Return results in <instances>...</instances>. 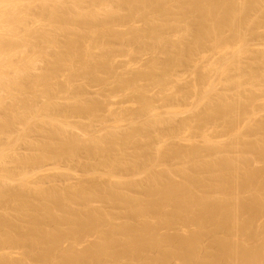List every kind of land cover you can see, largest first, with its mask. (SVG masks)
Listing matches in <instances>:
<instances>
[{"label": "rangeland", "instance_id": "rangeland-1", "mask_svg": "<svg viewBox=\"0 0 264 264\" xmlns=\"http://www.w3.org/2000/svg\"><path fill=\"white\" fill-rule=\"evenodd\" d=\"M42 1H44V0H42ZM46 1V0H45ZM50 1L51 0H49V3H50ZM64 1V0H63ZM77 1V0H76ZM76 1H74V2H76ZM89 1V3H90V0H88ZM88 1L87 0H85V1H81V2H84L83 4L82 3H78V1L75 3V4H77L78 3V5L80 4V5H85L86 6V2H87V5L88 6H91V8L92 7H94L93 8V11H95V10H97V12H95V13H92L93 11H92V9L90 8V7H88L87 8V6H86V10H88V13H87V11L85 10V9H83L85 6H83V7H81L80 5V7L83 9V10H85L86 11V13H85V11L83 12V10L82 9H80V8H78L77 9V11L75 10L76 9V5H74V3L72 4V0H65L64 2H65V9H66V11H65V9H63V11L61 10L62 8H63V6L62 5H64V4H61V5H59V8L60 9H57L56 11L58 12V10H60V11H62L63 13H61L60 11H59V13H57L56 11V16H53V15H55V14H53L52 12L48 15V12H50V9H49V11H48V9L46 10V11H44V9H43V11H42V9L41 8H38L37 7V9H35L36 8V4H32L34 7H32L33 9H35L36 11H37V13H38V11L40 12V10L39 9H41V14L43 13V12H45L46 14H44L45 15V21H47V19H46V17H49V18H51V22H47L48 23V25L50 24V23H52L54 20L56 21V19L58 18L60 21H63V19H64V23L62 22V24H60V23H58L59 21L57 20L56 22H55V24L56 23H58V24H56V25H54V26H52V25H50V26H48V27H45L46 29L48 28V29H50V30H52V31H54L53 33H51V31H47V30H45V32L47 33V32H49V33H51L53 36H54V41H57L56 43H53V42H51V41H53V40H51V37H53L51 34V36L48 38V36H47V34H45L44 33V29H42L43 27H42V25H41V27H40V25H39V23L40 24H43V25H45L46 26V23L44 24V22H40L41 20L43 21L44 20V16L42 17V19L40 20L38 17L40 16V18H41V14L39 13L38 15L37 14H33L34 13V11L32 12V8H31V6H30V8H28V9H32L31 10V12H32V16L30 15L31 14V12H27V13H29L28 15H30L31 17H33L32 19H35V20H33L34 22H32V21H30L28 18L26 19V21L28 22V23H22V27H23V24H25L24 25V27H28L29 25L31 26V31L33 32V34H34V32H36V31H33V30H36V28H37V26L39 27L38 29H40L41 31H43V32H41L40 30H38L37 29V31H38V33H37V35L38 34H40L41 36H40V38H39V36H38V38H37V35H36V37H35V39L37 40H34V42L32 41V42H30V41H28L29 40V38L30 39H34V37L32 36H30V34L32 35V32H30V28H25L26 30V32L27 33H30V34H27L26 32V34L25 33H23V34H20V33H18V32H20L19 30L17 31V34H16V28H20L21 30H23V28L22 27H20L21 26V24H18V22H17V24H18V26L16 27L15 26V24H16V21H15V19H14V17H17V16H19V15H21V14H19L20 12L21 13H24L25 15H26V17L28 16L27 15V13H25V9L23 10L22 8V10H23V12L22 11H20L19 9H18V11H20L19 13H17L16 15H14V16H12V18L14 19H12L13 21H15V24H13L12 26L10 25V24H12V23H9L8 24V26L10 25L11 27H13L14 28V26L16 27L14 30H13V28L12 29H10V31H14L15 33L14 34H12V32L10 33V34H12L11 35V37L12 36H14V35H18V34H20V35H27V36H25V37H27L28 38V35L30 36L28 39L27 38H24V39H26L27 40V42L28 43H30V44H28L27 42H26V45H25V42L24 41H26V40H24L23 39V37H21L20 39H18V37L16 36L15 37V39H14V41H13V38L14 37H12V39L10 38V36H9V38L15 43H13L12 41V43L13 44H11V42H10V44L7 42V44H6V40H9V38H4V40L2 39L3 37H5V36H1L2 38H0L1 40H3L2 41V43L4 42V44H3V46H6L7 47V45H9V47H11V48H13V49H9L8 47V50H12V51H16L17 52V48L19 49L18 50V52H21V53H19L18 54V52L16 53V52H14L15 53V55H13L14 57H15V61L13 62V61H10V63H13V65L15 66L16 65V62H18V61H20L19 62V65H21V64H23L24 62H25V60L27 59L28 60V56L33 60V58L34 57H36L35 55L37 54L38 55V53H39V55H38V57L40 58H35V59H37L36 60V62H34L35 64H36V66H35V64H33V62L31 63L30 62V60L29 61H27L28 63H29V67L31 68V69H28L27 71H26V68H25V63L23 64V66H19V67H24V68H22L21 70H19V72L20 71H22L21 73L23 74H20L19 72H18V75L16 74V71L14 70L13 71V66H12V64H11V68H12V72H15V74L14 73H12L11 72V75H10V73L8 74V72H10V71H8V70H10L11 68L9 67V69L8 68H6L7 69V72H6V70L5 69H2L1 67V69L3 70V72H4V74H6L8 77L7 78H12L11 80L13 81V86H11V84H9L12 88L11 89H8V87L10 88V86H6V85H4V87H2L1 88V90H0V102H2V100H4V102H2V104L0 103V149L1 150H3V151H1L0 150V176H4V174L6 175V174H8V173H12L11 175L9 174V175H7V176H10V177H8V180L10 179V182L9 181H6L7 183H5V182H2V180L4 181V180H6L7 179V176H5V179H3L4 177H2V178H0V182H1V186H0V190L3 188L4 190H11L10 188H12V190L15 192V193H17V195H16V198L14 199V200H11V201H19V200H21L22 201V199H23V201L26 199V197H27V199L29 200V202H31V200L32 201H34L35 202V206H37V205H39L40 207H42L43 205H42V203L44 204V203H50L49 202V200L51 201V199H48L49 197H54L55 196V194L54 193H52L53 194V196H48V198H47V196H46V201H48V202H46L45 201V198H44V196L46 195V194H44V192H42V191H45V190H43V188L44 189H46L47 191H51V192H53V190H54V188H56V187H58V188H56V190H59V191H57V192H59L58 193V195H57V193H56V200H57V198L59 199V198H61L62 196L61 195H63V194H65V192L67 191V189H69L68 191H70L71 189H72V191H73V193H72V191H71V195H73V194H75V192H74V190L75 191H79L80 190V188H83L82 190H83V192H84V194L86 193L85 192V190L86 189H90V190H88L87 191V193L86 194H88V195H86L85 194V196L83 195V192L81 193V191L79 192V193H81V194H76V196H79V197H75L74 195H73V197L72 196H70V197H68L67 195L69 194L68 192L66 193V195L65 196H63V197H65L66 198V196H67V198L68 199H72L71 200V202L72 201H75V203L77 204H79V203H81V205L84 203V202H86L85 204H83L84 206H85V208L86 209H88L89 208V210H86V209H82L80 206L81 205H79L78 207L79 208H77V207H75V204H71V202L69 203V207H68V203H66L67 204V206H66V208L65 207H62V208H65L66 210H67V207H68V209H70V210H72V206L73 207H75V209H76V211H78V212H80L81 210H80V208L82 209V211H83V213L85 212V214L86 213H89L90 212V214L92 213L91 212V210H93V212H94V214H96V211L95 210H97L98 211V213H100L99 214V216H101V213H103L102 211H104L105 212V210H106V212L110 209V211H108L107 213L109 214L112 210V212L114 213V215L117 213V212H119V213H117L116 215H117V217H116V215H115V218L116 219H113L112 217H110L113 213H111V215L109 214V218H111V220L110 219H108V220H110L109 222H108V224L109 225H111V226H109V225H107V226H105V227H111L112 228V226L114 227H116V225H124V223H127L128 221V217H129V222L130 223H132L134 226H135V224L136 223H138V222H136V221H138V218H139V221H140V219H141V223H143L142 222V220H143V218L144 217H147L146 219H148L149 221H147L145 218V220H144V222H149V223H154L155 222V224H157L156 222H159V221H157V220H159V219H162V218H160V216L162 217L165 213L164 212H167V211H161V212H158L159 213V215L157 214L156 215V217L154 218V216L152 215V214H155V213H153V212H145L144 211V215L143 216H131V215H128V217L126 218V221L127 222H125L124 221V219H125V216L124 215H126L127 216V214L129 213V209H128V206H127V208H126V205H125V203L123 202V201H125V200H127V198L126 197H124V196H127L128 195V191L130 190V194H129V196L130 197H136L135 195H138V194H140V196L138 197L139 199L141 198V199H143V198H146L148 195H145V193L143 194V192H147L148 190H151V188H153V187H151L152 185H151V182H148V181H150L149 180V178L147 177V176H151L152 174V172H154L153 173V175L152 176H156V174L159 172L160 173V178H161V180H164L165 179V177L167 178V175L166 174H168V179L166 180V182L167 181H173V179H174V181L172 182V183H176V182H178V180H179V182L178 183H180V179H181V182H182V178H180V177H178L179 175L176 173V171H175V168H176V170L178 171L179 169H181L182 167H181V165H183V168H182V170L184 169L185 170V167L186 166H184V162H183V160H181V158H180V160L178 159H176V158H174V156H172V157H170V156H168V152L169 151H171V147H177V148H179V146L181 147V145H182V147L180 148V149H182V148H184L185 146L187 147L188 146V148L186 149V147H185V149H186V151H185V153H186V157L187 158H190L189 159V161L191 162V161H193V159H191V156L193 155V152H196L197 150V154L195 155H193V157L192 158H194L195 159V157L194 156H196V158H197V155H203L201 158H205L204 160H207V158H208V162H213V160L214 161H216L217 159H214V157L212 158L211 157V154H212V156H214L213 154H217V156L218 155H220V152H219V154L217 153V152H214V153H212L211 152V154L209 153V152H207V148H202L201 146H203L204 147V145L203 144H205V143H203V139H202V137H201V135L199 136H197L196 134H198L199 132L202 134V132L203 131H205V133H208L209 131V133L211 134L209 137H215L214 139H217V140H215L216 142L218 141V139H219V141L220 140H222V138H223V142L222 141H220V142H222V143H220V144H223L224 143V145L227 143H229L228 141H230L231 142V140L232 139H226V136H231V135H233V132L235 131V130H233V128L231 127V129H230V127H229V129H228V124H227V118L225 119V117H223V116H220L221 118H216V119H214V120H211V121H205L204 123H208L207 125L205 124L204 125V123H202L201 125H200V123L198 122V118H197V116H196V118L197 119H195V115H196V113L198 112V111H200V109L202 110V109H204L210 102L209 101H212L211 99H213V97H215V96H217V94H216V92L218 91V88H222V86H224L221 90H220V92L223 90V89H225V85H223L224 83H223V81H227L226 79H228V77H227V75L228 74H226V73H230V71L229 70H231V69H234L236 72H233V70L231 71V73L229 74V77L231 78L233 75V79H234V77H236V75L238 76L239 75V73H240V75H243V73H244V75H245V77H246V74L248 73V74H258V76L259 77H262L263 76V78H264V55H263V53H264V47L262 46V45H264V17H263V19H262V16H264V15H262V12H263V10H261L260 9V7L257 9H254L253 11H250L249 13V15H248V21L246 22V23H244V25H243V27H241L240 29H241V31H240V33H242V31H243V35H242V37H240L241 38V42H240V40H239V42H235V46L233 47V46H231V49H232V51H231V49H229L228 48V50H227V48H225L224 50L226 51V52H228V54H230L229 56H228V54L226 55V52H222V50L220 49H216V47L217 46H220V47H224V45H225V41L227 40H233V38H235L234 37V35L233 34H235L236 32L235 31H233V30H235L234 29V27L233 28H231V25H225V27H223L222 28V34H224V40H222V42L220 43V41L218 42V43H216V41H215V38H214V44H213V42H212V44H211V41H213L212 39H213V37H211L207 42H210V43H207V42H205L203 45H201V46H197V45H194L193 43H196L195 41H196V37L194 38V35L196 36V27H195V24L192 22L191 23V21H188L187 19H185V20H187L188 21V23H187V21H182L179 17L180 16H177V15H179L180 13H178V11L180 12V5H178V7H176V5L175 6H173L172 7V9L170 10V14H168L169 12H160L159 13V15H158V12H154V10L153 9H147V11H146V7L144 8V6H143V9H141L142 8V6H140L139 8L138 7H135V9H132L131 7H133L134 8V6H131L129 3H127V6H129V7H126V3H125V1L123 0H119L120 2H116L115 0H111V3H114L111 7H112V9L114 10H111V7L109 6V7H107L108 8V10H109V12H108V10H107V8H105L106 6H108L107 4H110L109 2H110V0H107L108 1V3L105 1V0H100V1H98V0H96L95 2H93L92 0V2L91 3H93V4H91V5H89V3H88ZM105 2V4H102L101 5V2ZM114 1V2H113ZM55 2V1H54ZM54 2H53V0H52V3L54 4ZM122 2V3H121ZM124 2V3H123ZM34 3H35V1H34ZM39 3H41V2H39ZM39 3L37 4V5H39ZM43 3V2H42ZM47 5H49L47 2H45ZM52 3H51V5H52ZM62 3V2H61ZM96 3H99V5L98 4H96ZM119 3V4H118ZM262 3H264V0H262ZM71 4H72V6H71ZM95 4H96V7L98 6H100V7H102L103 8V10H107V12L106 11H104L103 12V10H102V12L104 13V15H106V13H107V15L110 13V10H111V12L112 13H114L115 12V14H112L111 13V15H113V20L115 21V20H118V21H116L117 22V24H113L112 25V23H114L113 22V20H112V18H110L109 17V21H107V22H104V21H106L107 19L106 18H108V16L110 15H106V16H104L102 13V15L101 16H99L98 15V13H100V11L101 10H98V9H95L96 7H95ZM120 4H122L123 6H121ZM125 4V5H124ZM181 4V3H180ZM182 4H185V3H182ZM45 5V4H44ZM46 5V6H47ZM74 5V6H73ZM94 5V6H93ZM103 5H105V7H103ZM263 5V4H262ZM40 6V5H39ZM43 6V5H42ZM46 6H43L42 8H47ZM53 6V5H52ZM52 6L50 7V5H49V8H51L52 10L51 11H54L55 10V8L53 7L52 8ZM61 6H62V8H61ZM67 6H69V7H72L73 9L71 10V9H67L66 7ZM118 6V7H117ZM41 7V6H40ZM97 7V8H98ZM262 7H264V6H262ZM105 8V9H104ZM110 8V9H109ZM119 8V9H118ZM127 9V11H124V10H126ZM128 8H129V10H128ZM138 8V9H137ZM176 8H179V9H176ZM181 8H183V5H182V7ZM27 9V10H28ZM82 10V11H80V10ZM91 9V10H90ZM100 9V8H99ZM119 11H118V10ZM122 9V10H121ZM130 9H132V10H135V11H132L131 10V12H133V13H128L129 11H130ZM29 10V11H30ZM89 10H90V12L92 13V15L94 14L95 16L92 18V17H90V16H92L90 13H89ZM141 10V11H140ZM152 10V11H151ZM173 10V11H172ZM257 10V11H256ZM36 11H35V13H36ZM72 11H74V12H72ZM80 11V12H79ZM138 11V12H137ZM255 11V12H254ZM262 11V12H261ZM66 12V13H65ZM70 12V13H69ZM77 14H76V13ZM83 12V13H82ZM118 12V13H117ZM122 12V13H121ZM135 12V13H134ZM139 12H141V13H139ZM145 12V13H144ZM147 12V13H146ZM149 12V13H148ZM175 12H177V13H175L176 15H174V13ZM62 15H61V14ZM65 13V14H64ZM72 13V14H71ZM75 13V14H74ZM96 13H97V15H96ZM128 13V14H127ZM139 13V14H138ZM153 13H154V15H153ZM164 13H165V16H164ZM19 14V15H18ZM53 14V15H52ZM68 14L70 15L69 17H67L68 16ZM75 15L76 17H74V16H72V15ZM80 14V15H79ZM87 15V17H90L89 19H90V21H95V23H93V24H91V22L89 21V19L88 18H86V20H87V22H85L86 20H85V17L86 16H82V17H84V18H81V15ZM117 14V15H116ZM127 15V20H128V22H126V19H125V17H124V15ZM138 14V16H135V15H137ZM152 15V16H150L149 17V15ZM161 14H162V16H161ZM167 14H168V16H167ZM38 17H37V16ZM62 17H61V16ZM65 15H66V18H65ZM77 15H79L80 16V18L81 19H84V20H82L81 21V19H78L79 18V16L77 17ZM89 15V16H88ZM123 15V16H122ZM133 15V16H132ZM171 15V16H170ZM24 16V15H23ZM35 16L38 18H35ZM53 16V17H52ZM74 17L75 18V22H74V18H72V17ZM102 16H104V17H106V18H104V17H102ZM118 18H117V17ZM122 16V18H120ZM131 16H132V18H131ZM146 16H147V18H146ZM170 16V17H169ZM175 16H177L178 17V19H177V17H175ZM11 17V16H10ZM21 17V16H20ZM25 17V18H26ZM30 17V18H31ZM96 17V18H95ZM98 17V18H97ZM99 17H102V20H100L99 21ZM116 17V18H115ZM124 17V18H123ZM140 17V18H139ZM152 17H154V19L152 18ZM159 17H161V18H159ZM165 17V18H164ZM167 17V18H166ZM175 19H174V18ZM254 17V18H253ZM258 17V18H257ZM19 18V17H18ZM24 17H23V19H25ZM48 18V19H49ZM63 18V19H62ZM70 18L72 19V22H71V24H70ZM172 18L174 19V20H176V22H174V20L172 21ZM10 19V20H11ZM20 19H22V18H20ZM19 19V20H20ZM69 20V22H67L68 20ZM92 19V20H91ZM94 19H97V21L96 20H94ZM120 19L122 20L121 22H119L120 21ZM147 19V20H146ZM163 19H167V20H163ZM11 20V21H12ZM36 20H39L38 22H36ZM124 20V21H123ZM132 20V21H131ZM177 20H180L181 21V23H180V21H177ZM262 20V21H261ZM10 21V22H11ZM25 20H24V22H26ZM49 21H50V19H49ZM66 21V22H65ZM92 21V22H93ZM157 21V22H156ZM159 21V22H158ZM162 21V23H160ZM164 21H166L167 23L170 21V22H172V25L170 24V22L168 23L169 24V26L168 27H166V25H168L166 22H164ZM217 22L218 24L220 23V22H218L217 20L215 21V20H211V22ZM253 21V22H252ZM29 22H31V24L29 23ZM100 22V23H99ZM112 22V23H111ZM115 22V23H116ZM163 22L164 23H166V24H164L163 25ZM177 22H178V24H177ZM183 22V23H182ZM184 22H185V24H184ZM251 22V23H250ZM8 23V22H7ZM14 23V22H13ZM70 25H69V24ZM90 23V24H89ZM108 23H110V24H108V25H112V26H108V27H106L107 26V24ZM119 23V24H118ZM149 23V24H148ZM153 23V24H152ZM216 23V24H217ZM26 24H29L28 26H26ZM34 24V25H33ZM65 24H67V27L65 26ZM73 24H75L76 26H73ZM81 24V25H80ZM102 26H101V25ZM104 24V25H103ZM156 24V26L157 27H154L153 28V26ZM163 26L162 28H160L161 27V25ZM182 24H184V25H182ZM57 25H60L59 27L60 28H58V26ZM63 25V26H62ZM92 25V26H91ZM118 25V26H117ZM124 25V26H123ZM153 25V26H152ZM158 25H159V27H158ZM171 25V26H170ZM186 25V26H185ZM192 25V26H191ZM33 26H36V28L35 27H33ZM56 26H57V30L58 31H56ZM62 26V27H61ZM105 26V29H102L103 27ZM114 26V27H113ZM116 26V27H115ZM126 26V27H125ZM189 26V27H188ZM230 26V27H229ZM10 27V28H11ZM50 27H52V28H50ZM64 27H66L63 31H62V29L64 28ZM74 27V28H73ZM76 27H78L77 29H76ZM84 27V28H83ZM111 27H113V28H116L115 30H114V33L115 34H113V33H111V32H113V31H111ZM119 27V28H118ZM135 27V28H134ZM152 27V28H151ZM187 27V28H186ZM32 28H34V29H32ZM93 28V29H92ZM106 28H108L107 29V31H108V33H110V34H108V33H106L107 34V37L105 38L104 37V35H105V32H107L106 31ZM110 28V29H109ZM129 28V29H128ZM153 29V30H157V29H159V30H157V31H153L152 30V37H151V35H150V33H151V30H148V29ZM182 28V29H181ZM186 30H190V32H193V33H191L190 34V32L189 33H185V32H187V31H185V29ZM67 29H69V31L67 30ZM72 29H73V31H72ZM75 29H76V31H75ZM88 29H89V31H91V33L88 31ZM91 29V30H90ZM99 29H100V31H99ZM119 29V30H118ZM79 30H80V33H82V34H80V33H78L79 32ZM85 30H87V31H85ZM92 30H94V32H92ZM130 30V31H129ZM136 30H137V32H136ZM146 30H148V31H150V32H147ZM160 30H162V31H160ZM184 30V31H183ZM3 31V30H2ZM5 31H9V30H5ZM5 31H3L2 32V34L3 33H6ZM29 31V32H28ZM74 31H75V33H74ZM84 31H85V33H84ZM96 31L98 32V33H96ZM118 31V35H117V32ZM122 31V33H120ZM125 31H126V33H125ZM135 31V32H134ZM145 31H146V34H145ZM159 31V32H158ZM180 31V32H179ZM181 31H183V32H181ZM1 32V31H0ZM39 32H41V33H39ZM62 32V33H61ZM102 32V33H101ZM156 32V34L158 35H156V34H153V33H155ZM172 32V33H171ZM175 32V33H174ZM252 32V33H251ZM42 33H44L45 35L43 36L42 35ZM48 33V34H49ZM56 33H57V35H56ZM66 33V34H65ZM71 35H75L74 37H75V39L73 38V36H71ZM89 33V34H88ZM93 33V34H92ZM104 33V34H103ZM133 33V34H132ZM139 33V34H138ZM148 33V34H147ZM179 33V34H178ZM182 33V34H181ZM186 35H185V34ZM1 34V33H0ZM8 34V33H7ZM36 34V33H35ZM82 36L83 34V36L81 37L80 35ZM88 34V35H87ZM101 34V35H100ZM111 34H113V35H111ZM119 34H121V36L119 35ZM128 34H129V36H128ZM131 34H132V36H131ZM171 34V35H170ZM245 34L248 36V37H246L245 36ZM78 35V36H77ZM90 35V36H89ZM115 35V36H114ZM124 35H126V36H124ZM134 35H138L137 37L136 36H134ZM140 35V36H139ZM150 35V36H149ZM155 37H154V36ZM176 35V36H175ZM179 35V36H178ZM6 36H8V35H6ZM68 36V37H67ZM70 36H71V38H70ZM110 36V37H109ZM112 36V37H111ZM119 36L120 37H122V38H119ZM125 38H124V37ZM128 36V37H127ZM157 36V37H156ZM160 36V37H159ZM182 36V37H181ZM227 36V37H226ZM20 37V36H19ZM76 37H78L79 39H81V42H80V40L79 39H77ZM115 37V38H114ZM142 37V38H141ZM145 37V38H144ZM156 38V40L154 39V38ZM160 38V40H158L159 38ZM246 37V38H245ZM46 38H47V40H49V41H47L49 44H47V42H46ZM56 38V39H55ZM67 38H68V40H67ZM71 40H70V39ZM74 40H73V39ZM82 38H84V39H82ZM118 38V39H117ZM185 38V39H184ZM21 40V39H23L22 41L24 42V44L23 45H21L23 42L22 41H20V42H16V41H18V40ZM32 39V40H33ZM77 39V40H76ZM92 39V40H91ZM95 39V40H94ZM100 39H101V41H100ZM108 39V40H107ZM155 41H154V40ZM244 39H245V41H244ZM259 39V40H258ZM61 40V41H60ZM67 40V41H66ZM77 41V43H76V41ZM107 40V41H106ZM111 40V41H110ZM167 40V41H166ZM80 43H79V42ZM83 41V42H82ZM99 41V42H98ZM103 41H105V42H103ZM161 41V42H160ZM194 41V42H193ZM224 41V42H223ZM251 41V42H250ZM68 42V43H67ZM73 42H75V43H73ZM87 42V43H86ZM159 42V43H158ZM246 42H248L247 43V45H246V47H247V49L246 48H242V47H244L245 46V44H246ZM250 42V43H249ZM63 43V44H62ZM71 43V44H70ZM79 43V44H78ZM104 43V44H103ZM109 43V44H108ZM158 43V44H157ZM161 43V44H160ZM186 43V44H185ZM27 44H28V46H27ZM53 44V45H52ZM54 44H55V46H59V47H55L54 46ZM66 44H69L68 46L66 45ZM74 44H75V46H76V44H78L77 46H79V48L80 49H78V47H76V48H73V47H75L74 46ZM81 44V45H80ZM108 44V45H107ZM146 44V45H145ZM153 44V45H152ZM182 44V45H181ZM210 44H211V47H212V45H214L213 47L214 48H211L210 49ZM217 44V45H216ZM220 44V45H219ZM239 44H240V46H239ZM262 44V45H261ZM11 45V46H10ZM15 45V46H14ZM19 45V46H18ZM32 45V46H31ZM63 45H64V47H63ZM66 45V46H65ZM72 45V46H71ZM82 45H86V48L84 47V49H86L87 50V52H85L86 50H81L82 48H83V46ZM90 47H89V46ZM158 45H159V47H158ZM161 45V46H160ZM208 45V46H207ZM222 45V46H221ZM242 45V46H241ZM251 45V46H250ZM256 45H257V48H256ZM258 45H259V47H258ZM1 47H2V44L0 45ZM14 46V47H13ZM26 46V47H25ZM107 46V47H106ZM123 46H124V48H123ZM173 46H174V48H173ZM192 46H193V49H192ZM216 46V47H215ZM248 46H250V50H248ZM262 46V47H261ZM25 47V49H23V48ZM34 47V48H33ZM40 47V48H39ZM45 47V48H44ZM51 47V48H50ZM53 47V48H52ZM65 47H66V51H65V53H64V50H65ZM67 47H68V49H67ZM87 47H88V49H90V50H88L87 49ZM103 47V48H102ZM111 47V48H110ZM156 47V48H155ZM166 47V48H165ZM168 47V48H167ZM233 47V48H232ZM239 47H241L243 50L241 51L240 49H239V51H238V48ZM253 47V48H252ZM5 48V47H4ZM3 48V50L5 51V53H3L2 51V53H0V55H1V57H2V54H3V56L4 55H7L8 53H9V51H6V49H4ZM16 48V49H15ZM26 48H28V49H26ZM50 48V49H49ZM55 48V49H54ZM62 48V49H61ZM69 48H73L72 50H71V52L69 53V51H70V49ZM151 48H152V50H151ZM153 48H154V50H153ZM158 48V49H157ZM201 48V50H199ZM235 48V49H234ZM237 48V49H236ZM261 50H260V49ZM15 49V50H14ZM22 49V50H21ZM49 49V50H48ZM77 51H76V50ZM99 51H98V50ZM106 49V50H105ZM119 49H121V50H119ZM143 49V50H142ZM165 49V50H164ZM179 49H181V50H179ZM182 49H184V50H182ZM213 49V50H212ZM216 49V50H215ZM244 49H246V51L244 50ZM0 50H2V49H0ZM58 50H59V52H58ZM60 50H61V52H60ZM68 50V51H67ZM74 50V51H73ZM79 50V51H78ZM80 50H81V52H80ZM122 50H123V52H122ZM125 50H126V52H125ZM149 50V51H148ZM163 50V51H162ZM169 50H171V51H169ZM179 50V51H178ZM206 50V51H205ZM221 51L222 52V54L219 52V51ZM238 51V53L239 54H236L237 53V51ZM251 50H253V51H251ZM31 51H33V52H35V55H34V53H33V58H32V56H30L31 55V53L30 52ZM39 51V52H38ZM41 51V52H40ZM90 51V52H89ZM93 51V52H92ZM95 51H96V53H95ZM185 51V52H184ZM194 51V52H193ZM213 51H214V53H213ZM23 52V53H22ZM63 52V53H62ZM68 52V53H67ZM72 52H74L73 54H72V56L73 57H71V53ZM78 52V54H75V53H77ZM79 52H80V54H79ZM85 52V53H84ZM91 54V56H90V54ZM133 52V53H132ZM135 52V53H134ZM138 52V53H137ZM153 52V53H152ZM177 52H179V53H177ZM182 52L185 54H182ZM210 52H211V54H210ZM230 52V53H229ZM233 52V53H232ZM236 52V53H235ZM240 52H246L247 53V55H246V53L244 54V57H245V55H246V57L245 58H243L242 57V55H241V57L240 58H243V60L241 59V61H240V59L238 58L239 56H240V54H243V53H240ZM250 52V53H249ZM253 54H252V53ZM14 54L13 52H10L9 54L10 55H12V54ZM25 53H28V55L27 54H25ZM42 53V54H41ZM51 53V54H50ZM63 54L62 56H61V54ZM93 53V54H92ZM99 53V54H98ZM102 53V54H101ZM136 53H137V55H136ZM141 53V54H140ZM167 53V54H166ZM177 53V54H176ZM213 53V54H212ZM220 53V55H221V57H220V55H218ZM232 53V54H231ZM236 54V56L235 57H237L238 58V61H237V58H236V61L235 62H238L239 64H237V63H234V58H233V60L231 61V62H233L232 64L235 66L236 64L237 65H239V67L237 68V65L235 66V68L233 67V68H231L230 66H228V65H232L231 63H230V61H229V64H227V69H228V72L226 71L227 69L225 68V66H226V64H225V62L227 63V61H225L224 63H223V61H222V59L221 58H225L226 60H228V59H230L229 57L230 56H234L235 54ZM249 53V54H248ZM262 53V54H261ZM8 54V55H9ZM23 54V55H22ZM30 54V55H29ZM46 54V55H45ZM65 54H67V56L65 55ZM69 54V55H68ZM84 54H89L88 56L86 55V57H85V55ZM129 54V55H128ZM161 54V55H160ZM164 54V55H163ZM173 56V57H175L174 59L177 61V63H175L174 64V62H175V60L171 57V55ZM183 55V56H181V55ZM224 54H225V56H224ZM260 54V55H259ZM7 55V56H8ZM9 55V56H10ZM18 55H19V57H18ZM65 55V56H64ZM76 56V58H75V56ZM80 55V56H79ZM84 55V56H83ZM103 55V56H102ZM106 55V56H105ZM126 55V56H125ZM128 55V56H127ZM163 55V56H162ZM176 55V56H175ZM192 55V56H191ZM215 55H217V57H215ZM239 55V56H238ZM262 55V56H261ZM6 56V57H7ZM9 56H8V58H9ZM47 56V57H46ZM52 56V57H51ZM98 56V57H97ZM179 56V57H178ZM224 56V57H223ZM226 56H228L227 58H226ZM258 56V57H257ZM260 56V57H259ZM17 57V58H16ZM54 57V58H53ZM59 59H58V58ZM62 57H63V59H62ZM66 57V58H65ZM84 57V58H83ZM89 57H91L89 60H88V58ZM101 59H100V58ZM105 59H104V58ZM106 57H108V58H106ZM110 57L112 58V59H110ZM167 57H168V59L169 60H167ZM172 59H171V58ZM206 57V58H205ZM208 57V58H207ZM220 59H219V58ZM252 57V58H251ZM4 59H3V61H0V64H2V67H6L5 66V64L6 65H8L9 64V62H4V60L5 59H7V58H5V56L3 57ZM13 58V57H12ZM11 58V59H12ZM22 58H23V60H22ZM54 59V61H53V59ZM70 58H72V60L70 59ZM131 58V59H130ZM181 58H182V63H181ZM195 58V59H194ZM214 58V59H213ZM231 58V59H232ZM263 58V59H262ZM35 59H34V61H35ZM61 59V60H60ZM80 59V60H79ZM83 59V60H82ZM115 59V60H114ZM230 59V60H231ZM0 60H2V58L0 59ZM51 60V61H50ZM55 60H56V62H55ZM79 60V61H78ZM86 60L88 61V63H86ZM94 60H95V62H94ZM108 60V61H107ZM111 60V61H110ZM171 60V61H170ZM206 60V61H205ZM213 60H216L215 61V63L213 62ZM221 60V62H219ZM224 60V59H223ZM259 60V61H258ZM263 60V61H262ZM6 61H8V60H6ZM53 61V62H52ZM58 61V62H57ZM61 61V62H60ZM64 61V62H63ZM75 61H76V63H75ZM98 61V62H97ZM100 61H102L103 63H106V62H104V61H107V63H106V65L105 64H103V63H100ZM113 61V62H112ZM117 61V62H116ZM154 61V62H153ZM167 61H170V62H167ZM195 61V62H194ZM210 61L211 62H213L215 65H219V63H221L222 65L224 64L225 66H222V68H221V71H218V70H220V68L219 67H221V64L219 65V67H218V70H217V67H216V70H215V65L213 64V63H210ZM5 64H4V63ZM66 62V63H65ZM70 62V63H69ZM80 62H82V63H80ZM108 62H110V63H108ZM131 62V63H130ZM153 62V65L152 64H149V63H152ZM164 62H165V64H164ZM171 62H172V64H171ZM208 62V64H206ZM218 62V64H216ZM242 62V63H241ZM8 63V64H7ZM49 63V64H48ZM53 65V63H54V65L52 66L51 64ZM60 63H62V64H60ZM66 64V67L68 68H66L65 67V64ZM69 63V65L70 64H72V65H70L71 67H70V69H69V65H67ZM78 63V64H77ZM79 63H80V65H79ZM155 63V64H154ZM157 63V64H156ZM160 63V64H159ZM168 63H170V64H168ZM3 64H4V66H3ZM56 64V65H55ZM58 64V65H57ZM60 64V65H59ZM75 64V65H74ZM85 64V67H83V65ZM113 64V65H112ZM132 64V65H131ZM171 65V66H169L168 67V65ZM206 64V65H205ZM245 64V65H244ZM18 65V64H17ZM27 65V64H26ZM49 65V66H48ZM87 65V66H86ZM97 65V66H96ZM105 65V66H104ZM124 65H125V67H124ZM136 65H137V67H136ZM150 65V66H149ZM156 67H155V66ZM159 65V66H158ZM164 65V66H163ZM209 65H210V67H211V65H214V67H212V68H214L213 70H212V68H210L209 67ZM247 65H249V66H247ZM261 65V66H260ZM1 66V65H0ZM31 66H33V67H31ZM55 66H59L60 68L59 69H57L58 67H55ZM73 66V67H72ZM77 66V67H76ZM95 66V67H94ZM99 66H101V67H99ZM104 66V67H103ZM161 66V67H160ZM174 66V67H173ZM207 66V67H206ZM240 66H241V68L243 69V71H245L246 72V74H245V72H242V69H240ZM16 67V66H15ZM14 67V68H15ZM18 67V66H17ZM18 67V68H19ZM26 67H28V66H26ZM28 67V68H29ZM52 67H54V68H52ZM120 67V68H119ZM148 67V68H147ZM151 67H155V71L153 72L151 69ZM159 67L161 68V69H159ZM231 68V69H229V68ZM33 68V69H32ZM35 68V69H34ZM37 68V69H36ZM66 68V69H65ZM85 69V70H82V69ZM117 68V69H116ZM139 68V69H138ZM157 68V69H156ZM166 68V69H165ZM170 68V69H169ZM176 68V69H175ZM194 68V69H193ZM207 68L209 69H211L212 71H214V73H212L211 71H208L207 70ZM223 68H225L226 70H224ZM251 68V69H250ZM254 68V69H253ZM53 69H56L57 71H55V70H53ZM122 69V70H121ZM124 69V70H123ZM128 69V70H127ZM136 69V70H135ZM169 69V70H168ZM206 69V70H205ZM223 69V70H222ZM238 71H240V72H238ZM5 70V71H4ZM25 70V71H24ZM37 70H39V72L37 71ZM48 70L50 71V72H48ZM73 70V71H72ZM75 70V71H74ZM183 70V71H182ZM247 70V71H246ZM253 70H255V73H254V71ZM23 71H24V73H23ZM30 71V72H29ZM46 71V72H45ZM53 71V72H52ZM67 71V72H66ZM144 71V72H143ZM160 71H162V72H160ZM165 71V72H164ZM185 71V72H184ZM206 71V72H205ZM222 72V71H226V73L224 72H222L224 75H226V76H224L222 73H220V74H218V73H216V72ZM252 71V72H251ZM258 71V72H257ZM6 72V73H5ZM45 74H44V73ZM79 72H81V73H79ZM84 72V73H83ZM137 74H136V73ZM138 72H140L141 74H139ZM151 72H153L152 73V75H150L149 73ZM242 72V73H241ZM27 73V74H26ZM28 73H30V74H28ZM47 73H49L48 75H47ZM57 73V74H56ZM66 73V74H65ZM126 73V74H125ZM128 73H129V75H128ZM157 73V74H156ZM162 73V74H161ZM173 73H174V75H173ZM262 73H263V75H262ZM3 73H2V71H1V75H2ZM34 74V75H33ZM52 74V75H51ZM63 74V75H62ZM69 74V75H68ZM84 74V75H83ZM145 74H148V75H146L145 76ZM154 74H156V75H154ZM175 74H176V76L178 77H176L175 76ZM187 74V75H186ZM192 74V75H191ZM195 74V75H194ZM200 74V75H199ZM15 76L14 78H13V76ZM29 75H30V77H29ZM57 75V76H56ZM62 75V76H61ZM117 75V76H116ZM133 75H135V76H133ZM137 75V76H136ZM143 75V76H142ZM150 75V76H149ZM184 75V76H183ZM213 75V76H212ZM221 75H223L222 77H224V79L222 78V80H221ZM232 75V76H231ZM243 75V76H244ZM11 76V77H10ZM18 76V77H17ZM22 76H24V78H22ZM38 76H39V78H38ZM51 76V77H50ZM79 76V77H78ZM124 78H122V77ZM152 76L154 77V78H152ZM161 76V77H160ZM190 76V77H189ZM196 76H198V77H196ZM204 76H206V77H204ZM210 76H211V78L213 79H211L210 78ZM2 77V76H1ZM32 77V78H31ZM41 77H43V78H41ZM48 77V78H47ZM116 77V78H115ZM142 77V78H141ZM147 77V78H146ZM149 77H151V78H149ZM166 77V78H165ZM182 79H181V78ZM226 77V78H225ZM248 77V79H249V75L247 76ZM4 78H6L5 76H4ZM16 78V80H13V79H15ZM21 80H20V79ZM54 78V79H53ZM64 78V79H63ZM68 78H69V80H68ZM114 78V79H113ZM122 78V79H121ZM135 80H134V79ZM137 78H140V79H137ZM157 78V79H156ZM161 78V79H160ZM196 78V79H195ZM198 78V79H197ZM204 78V79H203ZM230 78L228 79V81L227 82H229V80H230ZM30 79V80H29ZM35 79V80H34ZM38 79H40V80H38ZM49 79V80H48ZM57 79V80H56ZM71 79V80H70ZM102 79V80H101ZM120 79V80H119ZM129 79V80H128ZM150 79H152L153 80V82H152V80H150ZM160 79V80H159ZM166 79V80H165ZM177 79H180V80H177ZM220 79V80H219ZM232 79V80H233ZM0 80H2L1 82V85H0V87L1 86H3V82H5V83H10V79L6 82V80H3V77H2V79H0ZM18 80V81H17ZM23 80V81H22ZM34 80V81H33ZM73 80V81H72ZM125 80V81H124ZM132 80V81H131ZM157 80H158V82H157ZM183 80H185V81H183ZM202 80V81H201ZM210 80H212V81H210ZM232 80H230V81H232ZM34 82V84H33V82ZM35 81L37 82V84L35 83ZM40 81V82H39ZM48 81H50V82H48ZM54 81V82H53ZM76 82V84H75V82ZM144 81V82H143ZM162 81V82H161ZM165 81H166V84H165ZM176 81V82H175ZM179 81V82H178ZM183 81V82H182ZM218 81V82H217ZM258 81V80H257ZM264 81V80H263ZM19 82V83H18ZM43 82L45 83V84H43ZM71 82V83H70ZM172 82V83H171ZM193 82V83H192ZM212 84H211V83ZM223 84H222V83ZM226 82V83H227ZM4 83V84H5ZM12 83V82H11ZM47 83V84H46ZM80 83H82V84H80ZM153 83V84H152ZM160 83H161V85H160ZM169 84V88H168V84ZM196 83V84H195ZM198 83V84H197ZM202 83H204V84H202ZM218 83V84H217ZM233 82H231L230 84L233 86H231L230 85V87L227 89L226 88V90H230L229 91V93H227V91L225 90V92L227 93L226 95H225V93H224V91L222 92V93H220L219 91H218V93L219 94H224L225 95V97L227 98V96L229 95V99H232V97H234L235 96V94H236V90H237V94H238V89L237 88H235L236 86H235V84L233 85L232 84ZM256 84V86H257V83L258 82H255ZM43 84V85H42ZM51 86H50V85ZM133 86H132V85ZM200 84V86H198ZM211 84V85H210ZM215 84V86H216V84H217V88L216 87H214L213 85ZM222 84V86H220ZM259 85V88L260 87H262V86H260V84L261 85H263V87L262 88H258L259 90H261L262 91V94H261V92H257V93H255V94H253L254 95V101L255 102H253V100H251L252 102H250V103H252V105H250L251 107L250 108H248V109H250V110H248L249 112H248V114L247 115H249V116H246V118L247 117H251V113H252V111L253 110H256L257 109V111H255L254 113H256V115L255 114H253V121L252 122H254V123H256L257 121L258 122H260L262 119H264V118H262V117H264V112H262V111H264V107H263V105H264V103L262 104L261 102H263L264 101V99H262L263 97H264V82H262V81H259V83H258ZM18 85V86H17ZM36 85L40 88V86L42 87L43 86V88H38V87H36ZM40 85V86H39ZM53 85V86H52ZM59 85H61V86H59ZM76 85V86H75ZM86 85V86H85ZM140 85V86H139ZM150 85V86H149ZM164 85V86H163ZM166 85V86H165ZM172 85V86H171ZM187 85V86H186ZM195 85V86H194ZM202 85V86H201ZM207 85V86H206ZM209 85L211 86V87H214V88H216V89H214V88H212V90L213 91H215L216 90V92L213 94L212 92H210V94H212V95H215V96H211L210 94H207V95H209V97H212L210 100L208 99V96L206 95V93L211 89L210 87H209ZM229 85V83H227L226 84V87ZM6 86V87H5ZM22 86V87H21ZM47 86V87H46ZM131 86V87H130ZM140 88H139V87ZM143 86V87H142ZM147 86V87H146ZM152 86V87H151ZM192 86V87H191ZM194 86V87H193ZM198 86V87H197ZM257 86V87H258ZM46 89H45V88ZM85 87V88H84ZM120 87V88H119ZM134 87H135V89L138 91H136L135 90V93H134ZM179 87V88H178ZM207 87H209L210 89L209 90H207L208 88ZM256 87V88H257ZM37 88V89H36ZM60 88V89H59ZM140 89V90H142V89H144V91L142 90V91H140L139 92V90L138 89ZM150 88V89H149ZM165 88V89H164ZM170 88H172V89H170ZM175 90H174V89ZM195 88H198V89H196L195 90ZM205 88H207V89H205ZM3 89H5L4 90V92H3ZM18 89V90H17ZM48 89H50V90H48ZM54 89H55V91H54ZM122 89V90H121ZM129 89V90H128ZM201 89H204L205 91H203V90H201ZM231 89H235L234 91L233 90H231ZM6 90H8L7 92H6ZM9 90H11V92L9 91ZM15 90V92H13ZM35 90H36V93H35ZM75 90V91H74ZM146 90H147V92H146ZM176 90H177V92H176ZM180 90H182V91H180ZM200 92H199V91ZM259 90H257V91H259ZM22 91V92H21ZM42 93H41V92ZM81 91V92H80ZM163 91V92H162ZM167 91V92H166ZM197 91V92H196ZM205 92V93H203V92ZM233 91V92H232ZM12 92L13 93H15L14 94V96H16V97H14L13 95H11L12 94ZM29 92V93H28ZM34 92V93H33ZM37 92H38V94H37ZM39 92H40V94H39ZM59 92V93H58ZM63 92H65V93H63ZM77 92V93H76ZM115 92V93H114ZM127 92H129V94L127 93ZM145 92V93H144ZM160 92V93H159ZM202 92V93H201ZM2 93H5V94H2ZM11 93V94H10ZM30 93H32V94H30ZM45 93V94H44ZM53 93V94H52ZM85 93H87L86 95H85ZM117 93V94H116ZM134 93V94H133ZM143 94L142 95V97H141V94ZM158 93H159V95H158ZM162 93V94H161ZM166 93V94H165ZM176 93V94H175ZM180 93V94H179ZM192 93V94H191ZM209 93V92H208ZM12 96H10V95ZM23 94V95H22ZM33 94H34V96H33ZM49 94V95H48ZM54 94H57V95H55V96H58V97H56V98H53V95ZM59 94V95H58ZM62 94V95H61ZM80 94V95H79ZM83 94V96H81ZM164 94V95H163ZM174 94V95H173ZM199 94H202V96L201 95H199ZM205 94V95H204ZM259 94V95H258ZM5 95V96H4ZM9 95V96H8ZM43 95V96H42ZM48 95V96H47ZM51 95V96H50ZM79 95V96H78ZM89 95V96H88ZM110 95V96H109ZM113 95V96H112ZM120 95H121V98H120ZM139 95V96H138ZM196 95H197V97H196ZM198 95L200 96V98L198 97ZM203 95H204V99H206L205 97L207 96V102L206 101H203V98L201 99V97H203ZM224 95H222V96H224ZM258 95V96H257ZM2 96V97H1ZM8 96V97H7ZM54 96V97H55ZM75 96V97H74ZM85 96V97H84ZM92 96V97H91ZM116 96V97H115ZM127 98H126V97ZM170 96V97H169ZM237 96V95H236ZM256 96V97H255ZM4 97H6V98H4ZM20 97H22V98H20ZM23 97H25V98H23ZM30 99H29V98ZM35 97V98H34ZM63 97V98H62ZM82 97V98H81ZM89 97V98H88ZM113 97V98H112ZM114 97H115V99H114ZM118 97V98H117ZM10 98H12V99H10ZM21 99V101H23V102H21L20 101V99ZM37 98V99H36ZM58 98V99H57ZM74 98V99H73ZM96 98V99H95ZM102 98V99H101ZM108 98V99H107ZM151 98V99H150ZM253 98V97H252ZM255 98H257V99H261V100H257V99H255ZM16 99V100H15ZM32 99H34V100H32ZM49 99V100H48ZM56 99V100H55ZM85 99V100H84ZM128 99V100H127ZM152 99H153V101H152ZM157 99V100H156ZM201 100V103L202 102H205V104L204 103H202V105H201V103L199 102V101H197V100ZM19 100V102H17ZM64 100V101H63ZM78 100V101H77ZM83 100V101H82ZM145 100H147V101H145ZM166 100V101H165ZM175 100V101H174ZM193 100H194V102H193ZM232 100H234V99H232ZM27 101V102H26ZM29 101V102H28ZM31 101H32V103H31ZM37 101V102H36ZM86 101V102H85ZM90 101V102H89ZM95 102V103H93V102ZM97 101V102H96ZM173 101V102H172ZM257 101H258V103H257ZM21 102V103H20ZM47 102H49V103H47ZM59 102V103H58ZM101 102V103H100ZM124 102V103H123ZM147 102H149V103H147ZM165 102H166V104H165ZM179 102V103H178ZM9 103V104H8ZM17 103V104H16ZM18 103H19V105H20V107H19V105H18ZM31 103V104H30ZM84 103V104H83ZM93 104V105H91L92 107H90V105L89 104ZM106 103H108V104H106ZM113 103V104H112ZM129 103V104H128ZM143 103V104H142ZM151 103V104H150ZM152 103H153V105H152ZM191 103V104H190ZM193 103H195V104H193ZM196 103H197V105H198V107H197V105H196ZM200 103V104H199ZM13 104V105H12ZM29 104V105H28ZM60 104V105H59ZM72 104V105H71ZM129 106H128V105ZM147 104H148V106H151L152 107V109H151V107L149 108V107H147ZM170 104V105H169ZM254 104H255V107H253L254 106ZM2 105H4V106H2ZM16 105H18V107H15ZM26 105V106H25ZM32 105V106H31ZM54 105H56V106H54ZM63 105V106H62ZM64 105H66V106H64ZM84 105V106H83ZM87 105H89L88 107L90 108L89 110H87V113L86 112H84V111H86L85 109H83V108H85V106L87 107ZM95 105H97V106H95ZM121 105V106H120ZM126 105V106H125ZM181 105H183V106H181V108H182V111H180V112H178V108L180 109V106ZM12 106V107H11ZM30 106V107H29ZM51 106V107H50ZM81 106V107H80ZM99 106V107H98ZM129 108H128V107ZM185 106V107H184ZM193 106V107H192ZM200 106V107H199ZM204 106V107H203ZM256 106L258 107V108H256ZM261 106H262V108H261ZM7 107V108H6ZM13 107H15V108H13ZM22 107V108H21ZM40 107V108H39ZM44 107V108H43ZM53 107V108H52ZM61 109H60V108ZM63 107V108H62ZM87 107V108H88ZM93 107H97L96 109L95 108H93ZM112 109H111V108ZM119 107V108H118ZM120 107H121V109H120ZM158 109H157V108ZM170 110V108L173 110V108H175L176 109V112L173 110L172 112L170 111V113H173V114H171L170 116H169V114H167V112H169V110L167 109V108ZM170 107V108H169ZM197 107V108H196ZM3 108V109H2ZM11 108V109H10ZM20 108V109H19ZM46 108H47V110H46ZM49 108V109H48ZM80 108V109H79ZM93 108V109H92ZM101 108V109H100ZM110 108V109H109ZM125 108H128V109H125ZM131 108V109H130ZM141 108V109H140ZM147 108V109H146ZM160 108V109H159ZM185 110H184V109ZM198 108H200V109H198ZM255 108V109H254ZM14 109V110H13ZM24 109V111H21V110H23ZM31 109V110H30ZM43 109V110H42ZM65 109V110H64ZM74 109V110H73ZM82 109H83V111H82ZM124 109L126 110V111H124ZM161 109H162V111H161ZM191 109V110H190ZM196 109H198V110H196ZM253 109V110H252ZM34 110V111H33ZM46 110V111H45ZM73 110V111H72ZM79 110V111H78ZM91 110V111H90ZM103 110V111H102ZM107 110V111H106ZM132 110V111H131ZM144 110V111H143ZM154 110H157V112L159 113V117H158V114L156 113V111L155 112H153ZM187 110H189V111H187ZM7 111H8V113H7ZM13 111V112H12ZM15 111V112H14ZM21 111V113H19ZM27 111V112H26ZM37 111H38V113H37ZM42 111V112H41ZM54 111V112H53ZM57 111V112H56ZM60 111V112H59ZM81 111V112H80ZM98 111V112H97ZM105 111V112H104ZM118 111V112H117ZM121 113H120V112ZM124 111V112H123ZM183 111H185V112H183ZM259 111H261V112H259ZM23 112V113H22ZM26 112V113H25ZM40 112V113H39ZM115 112H116V114H115ZM138 112V113H137ZM161 112H162V114H161ZM182 112V113H181ZM193 112H195V115H192V113ZM251 112V113H250ZM16 113H17V115H16ZM45 113H47V114H45ZM58 113V114H57ZM69 113V114H68ZM71 113V114H70ZM79 115H78V114ZM90 113V114H89ZM111 113H113V114H111ZM125 113V114H124ZM145 113V114H144ZM157 114V116L156 117H158L157 118V120H156V117L154 118L152 115L153 114ZM178 115H176V114ZM250 113V114H249ZM26 114V115H25ZM36 114V115H35ZM55 114V115H54ZM61 114V115H60ZM88 114V115H87ZM122 114V117L125 119V121H127V122H125L123 119L121 120V115ZM148 114V115H147ZM168 115V116H166V115ZM181 114V115H180ZM194 114V113H193ZM21 115V117H19V119H18V116H20ZM25 115V116H24ZM50 115V117H51V115L53 116V117H48ZM58 115V116H57ZM65 115V116H64ZM107 115V116H106ZM111 115V116H110ZM116 115H119L118 117H120V118H117L116 117ZM125 115V116H124ZM162 115V116H161ZM164 115V116H163ZM246 115V114H245ZM9 116V117H8ZM17 116V117H16ZM32 116H34V117H32ZM46 116H47V119H46ZM57 116V117H56ZM61 116V117H60ZM73 116H74V118H73ZM91 116V117H90ZM114 116V117H113ZM129 118H128V117ZM132 116H134V117H132ZM151 116V117H150ZM173 116V117H172ZM192 116V117H191ZM257 116H259L258 117V119H256L257 118ZM6 117H7V119H6ZM12 117V118H11ZM27 117V118H26ZM59 117V118H58ZM65 117V118H64ZM84 117V118H83ZM98 117H100V118H98ZM164 117H166V118H164ZM171 117V118H170ZM222 117H223V119H222ZM21 118V119H20ZM31 118H33V119H31ZM48 118H50V119H48ZM52 118H55L56 120H57V122H55V123H58V125H56L55 123H54V120L52 119ZM61 118H62V120H61ZM68 118H69V120H68ZM80 118V119H79ZM82 118V119H81ZM88 118H89V120H88ZM96 118V119H95ZM115 118H117V119H119V120H121L120 122H122V121H124L123 123H122V125H124V126H122L123 128H121L120 129V123L118 124L119 125V127L117 128V126L118 125H115L116 124V122L118 121L117 119V121H114L113 119H115ZM134 118V119H133ZM152 118H154L156 121H154V119H153V121H152ZM160 118V119H159ZM185 118H188V119H185ZM192 118V119H191ZM241 119H242V117H240ZM244 118H245V116H244ZM29 119V120H28ZM32 121H31V120ZM34 119H36V120H34ZM40 119H42L43 120V122H42V120H40ZM44 119H46V121L44 120ZM59 119V120H58ZM72 119V120H71ZM94 119V120H93ZM98 119V120H97ZM108 119V120H107ZM112 119V120H111ZM133 119V120H132ZM168 119V120H167ZM191 119V120H190ZM220 119H222V120H220ZM252 119V118H251ZM255 119V120H254ZM26 120V121H25ZM40 120V121H39ZM47 120H49L48 122H47ZM53 120V121H52ZM61 120V121H60ZM78 120V121H77ZM80 120V121H79ZM87 120V121H86ZM96 120V121H95ZM134 121V123H133V125H132V123L131 122H128V121ZM158 120H159V122H158ZM167 120V122H165ZM193 120V121H192ZM217 120V121H216ZM224 120V121H223ZM240 120V119H239ZM260 120V121H259ZM8 121V122H7ZM24 121V122H23ZM71 121V122H70ZM144 121V122H143ZM184 122V123H182V122ZM190 121H192V122H190ZM196 121V122H195ZM213 121H214V123H213ZM226 121V122H225ZM245 121V119L244 120H241L239 123H235L236 125V127H235V129H239L238 127H240V126H245V128L247 129V125H245L244 122ZM49 122H51V123H49ZM63 122V123H62ZM108 122V123H107ZM115 124H114V123ZM151 122H154V124H151ZM158 122V123H157ZM163 124H162V123ZM171 124H170V123ZM176 122V123H175ZM187 122V124H188V126H187V124H185ZM190 122V123H189ZM210 122L212 123V125L210 124ZM216 122H219L218 124L216 123ZM236 122H238V120L236 121ZM21 123V124H20ZM25 123V124H24ZM27 123H28V125H27ZM49 123V124H48ZM72 123V124H71ZM80 123V124H79ZM85 123V124H84ZM95 123H96V125H95ZM100 123V124H99ZM139 123V124H138ZM143 123H144V125H143ZM157 123V124H156ZM169 125H168V124ZM180 123V124H179ZM194 123V124H193ZM195 123H198V124H195ZM222 123V124H221ZM34 124V125H33ZM45 125L44 127H42L41 125ZM53 124H55L54 126H57V127H59V128H61L60 126H62L63 127V129H57V131H55L56 130V128L57 127H54L53 126ZM60 124H62V125H60ZM63 124H65L66 125V127H64L63 126ZM78 124V125H77ZM94 124V125H93ZM111 124V125H110ZM114 124V125H113ZM135 124V125H134ZM161 124V125H160ZM173 124V125H172ZM175 124H176V126H175ZM182 124V125H181ZM185 124V125H184ZM224 124H225V126H224ZM241 124V125H240ZM5 125L7 126V127H5ZM9 125V126H8ZM60 125V126H59ZM70 125V126H69ZM72 125V126H71ZM79 127H77V126ZM86 125H87V128H86ZM98 125V126H97ZM105 125V126H104ZM143 125V126H142ZM166 125H168V126H166ZM209 125V126H208ZM213 125H216V126H213ZM22 126V127H21ZM31 126V127H30ZM42 128H41V127ZM50 126V127H49ZM69 126V127H68ZM112 126H114L115 128H114V130H113V128H112ZM135 128H134V127ZM166 126V127H165ZM175 126V127H174ZM182 126H184V128L182 127ZM189 126H193V127H191L192 129H190V128H188ZM206 126H207V128H206ZM212 126V127H211ZM222 126V127H221ZM223 126H224V128H223ZM19 127V128H18ZM30 127V128H29ZM50 129H49V128ZM72 127V128H71ZM110 127V128H109ZM131 127L132 128H134V130L136 129V128H138V129H136L135 131L136 132H138V130H140L139 132H141V133H143V135H145L144 137H142L141 135V133L139 134V136H138V138L134 141L135 143L136 142H138V143H136V147H133V146H135V143L132 145V143H130V142H133V141H130L131 139H128V145H125V143L127 144V140H126V138H125V135L123 136V134H128L129 132H130V130H131ZM160 127V128H159ZM171 127V128H170ZM197 127H198V129H200V130H198L197 129ZM200 127V128H199ZM218 127V128H217ZM40 128H41V130L44 128L45 130H42L43 132H45V133H43V132H41V130H40ZM54 128V129H53ZM66 128V129H65ZM75 128V129H74ZM85 128V129H84ZM112 128V129H111ZM127 128V129H126ZM166 128V129H165ZM175 128H177V131H176V129ZM195 128H196V130H195ZM210 128V129H209ZM212 128V129H211ZM216 129V130H214V129ZM223 128V129H222ZM227 128V130H225ZM242 128V129H241ZM6 129V130H5ZM22 131H21V130ZM36 129V130H35ZM52 129V130H51ZM100 129V130H99ZM107 129V130H106ZM128 129H130V130H128ZM150 129H152V130H150ZM168 129V130H167ZM170 129V130H169ZM173 129H175V130H173ZM182 129V130H181ZM183 129H185V131L183 132ZM188 129H190V130H188ZM208 131H207V130ZM219 130V132L218 133H216L218 130ZM222 129V130H221ZM240 129L242 130L241 132H243L244 134H246V135H248V137L247 136H245L246 137V139H248L249 137V139L248 140H252V141H255V140H258V139H262V138H264V135H262V134H260V132L259 131H257V133H256V131H250V132H248V131H246V129H244V127H240ZM47 130V131H46ZM48 130L49 131H51L50 133L48 132ZM58 130L62 133V130L65 132V134L66 135H68V136H66L65 134H64V132L62 133V134H58L57 132H58ZM70 130H72V131H70ZM98 130V131H97ZM115 130H118V131H115ZM134 130H132L130 133H132V132H134ZM157 130V131H156ZM179 130V131H178ZM181 130V131H180ZM232 132H231V131ZM33 131V132H32ZM55 132V134H54V132ZM68 131H69V133H68ZM105 131V132H104ZM111 131V132H110ZM122 131V132H121ZM125 133H124V132ZM126 131H129L128 133H126ZM143 131V132H142ZM145 131V132H144ZM164 131V132H163ZM173 131H175V132H173ZM194 131V132H193ZM196 131H199L198 133L196 132ZM211 131L213 132V133H211ZM225 131L227 132V133H225ZM247 133H246V132ZM17 132V133H16ZM84 132V133H83ZM109 132V133H108ZM115 132H117V133H115ZM138 132V133H139ZM174 133L175 134V137L174 138H170L172 135H171V133ZM187 132H188V136L187 137H185L186 136V134H187ZM190 132V133H189ZM194 133V135H193V133ZM221 132V133H220ZM253 132V133H252ZM3 133V134H2ZM33 133V134H32ZM57 133V134H56ZM72 133V134H71ZM99 133V134H98ZM110 133H113V134H111L110 135ZM119 133V134H118ZM120 133L122 134V136L120 135ZM145 133V134H144ZM172 133V134H173ZM180 133H183V134H185V135H183V134H180ZM192 133V134H191ZM196 133V134H195ZM208 133V134H209ZM220 133V134H219ZM231 133V134H230ZM235 133V132H234ZM255 133V134H254ZM85 134H86V137H85ZM103 135V137H102V135ZM151 135V136H149V135ZM174 134H173V136H174ZM177 134H179V135H183L189 142H191L192 141V139H194L192 142H191V144L189 143V142H187V140L182 136H180L181 138H179V135H177ZM203 134H204V132H203ZM202 134V135H203ZM216 134H217V136H218V134L219 135H223V136H216ZM225 134H226V136H225ZM249 134H250V136H249ZM260 134V135H259ZM45 135H47L46 137H45ZM52 135V136H51ZM74 135V136H73ZM109 135V137L110 138H108V137H106V136H108ZM119 135V136H118ZM159 135V136H158ZM164 135V136H163ZM168 135V136H167ZM169 135H170V137H169ZM177 135V136H176ZM190 135H192V137H194V138H192ZM256 135V136H255ZM258 135V136H257ZM5 136V137H4ZM29 138H28V137ZM49 136V137H48ZM66 136V137H65ZM77 136V137H76ZM118 137L117 139L115 138V137ZM158 136V137H157ZM161 136H162V138H161ZM172 136V137H173ZM190 136V137H189ZM230 136L228 137V138H230ZM253 136V137H252ZM259 136H260V138H259ZM261 136H263V137H261ZM20 139H19V138ZM48 137V138H47ZM51 137H53V138H51ZM69 137H71V138H69ZM99 137H100V139H99ZM102 137V138H101ZM120 137H122V139L120 138ZM140 137H142V139L140 138ZM146 137H148L147 138V140L150 142V144L148 143V141L146 140ZM169 137V139L171 140H169V139H167ZM178 137V138H177ZM220 137H222V138H220ZM12 138V139H11ZM14 138V139H13ZM24 140V142H23V140ZM68 138V139H67ZM72 138H73V141H76L77 143H76V146H77V144L79 145L78 146V148L76 147V149L74 148L73 149V151H75L74 153H73V151H67V153L69 154V156H68V154H65V152H64V154H61V155H63L62 157L61 156H59V154H54L53 153V151L52 150H54V148L53 147H59V146H62V145H65L66 144V142H67V140H69V139H71L72 140ZM87 138V139H86ZM99 139L100 141H98V140H96V139ZM144 138H145V141H144ZM150 138V139H149ZM155 138V139H154ZM167 139V140H169V141H166L165 139ZM190 140H189V139ZM195 138H196V140H197V142L195 141ZM257 138V139H256ZM17 139H18V141H17ZM44 139V140H43ZM49 139V140H48ZM58 139V140H57ZM81 139V140H80ZM83 139V140H82ZM86 139V140H85ZM106 141H105V140ZM113 139V140H112ZM119 139H121V140H119ZM175 139H180V140H182L181 142L179 141V140H175L176 142H175V144H173L174 143V140ZM184 139V140H183ZM205 139V138H204ZM224 139H225V141H224ZM46 140V141H45ZM51 140V141H50ZM53 140V141H52ZM54 140L56 141V142H54ZM64 140L66 141V142H64ZM91 140H96L95 141V144H94V141H91ZM108 140V141H107ZM115 140V141H114ZM117 140V141H116ZM164 140V141H163ZM198 140H199V142H198ZM228 140V141H227ZM8 141V142H7ZM10 141V142H9ZM16 141V142H15ZM42 141V142H41ZM63 141V142H62ZM91 141V142H90ZM104 141L105 142V145L109 148L110 146V149H112L111 151H114L115 153H113V152H111V151H109V152H111V153H103V152H101V154L103 153V154H105V155H108V156H110V157H108V156H105V155H100V153H96V151L95 150H93V148L95 147V145H97L98 143L97 142H99L100 144L102 143V142ZM112 141V142H111ZM114 141V142H113ZM124 141H125V143H124ZM142 141H144L143 143H144V145L142 144ZM154 141V142H153ZM158 141V142H157ZM166 141V142H165ZM178 141H179V143H178ZM183 141H185V142H183ZM205 141V140H204ZM214 141V142H215ZM13 142H15V143H13ZM22 142V143H21ZM35 142V143H34ZM40 142V143H39ZM45 142H46V144H45ZM47 142H48V145H49V143H50V145L51 144H53L52 146H48L47 145ZM60 143V145L58 144V143ZM81 144H80V143ZM89 142V143H88ZM103 142V143H104ZM116 142V143H115ZM118 142H120V143H118ZM121 142H123L124 144H123V146H124V148H126L127 149V153H124V152H126V150H124V148L122 149V143ZM148 143L147 144V146H146V144L145 143ZM155 142H157V144L155 143ZM170 142V143H169ZM183 142V143H182ZM200 142L201 143H203V144H200ZM9 143V144H8ZM13 143V145L12 146H14L13 148H11V145L10 144H12ZM56 143V144H55ZM63 143H65V144H63ZM84 143V144H83ZM102 143V145H104ZM109 143V144H108ZM110 143H111V145H110ZM116 145H115V144ZM152 143V144H151ZM161 143H162V145H161ZM188 143V144H187ZM8 144V145H7ZM21 144V145H20ZM29 144H31V145H29ZM35 144V145H34ZM38 144H41V145H38ZM45 144V145H44ZM62 144V145H61ZM89 146H88V145ZM131 144V145H130ZM139 144H141V145H138ZM160 144V145H159ZM170 145V147H169V145ZM178 144V145H177ZM186 144V145H185ZM198 144V146H196V145ZM218 144V143H217ZM6 145V146H5ZM35 147H34V146ZM46 146L47 145V147H45V149L47 150H43V146ZM59 145V146H58ZM94 145V146H93ZM115 146V147H113V148H115L114 150H113V148H112V146ZM118 145H120L119 147H118ZM143 145V146H142ZM168 146L169 147V149H167L166 148V146ZM172 145V146H171ZM175 145V146H174ZM177 145V146H176ZM190 145H192V146H190ZM199 145H200V147H201V149H200V151L203 149H205L204 151H203V153H201V152H199V149H198V147H199ZM224 145H222V146H224ZM10 146V147H9ZM37 146H42V147H39L40 148V150H38L39 148L37 147ZM122 146V147H121ZM129 146H131V147H133L132 149H133V152H134V149L136 148V152L134 153V154H132L133 156L134 155H136V154H140L141 156H140V158L138 157L139 155H136L135 157H133L132 155L130 156V154L128 155V157H126L127 156V154H128V149H131V148H129ZM154 146V147H153ZM162 146H164V147H162ZM184 146V147H183ZM193 146H195V147H193ZM4 147V148H3ZM7 147H9L10 148V150L11 151H9L8 149L9 148H6ZM30 147V148H29ZM63 147V146H62ZM82 147V148H81ZM86 147V148H85ZM119 149H118V148ZM121 147V148H120ZM140 147V148H139ZM144 147H147V150L144 148ZM194 148L195 150H196V148H197V150L196 151H193V149L191 150V148ZM17 148H19V149H17ZM23 148V149H22ZM50 148V150H48ZM53 148V149H52ZM158 148V149H157ZM164 150H169L168 152H167V150L166 151H164ZM174 148H172V150L174 149ZM226 146H225V148H224V152L222 151V155H225V156H222L221 158H219L220 156H218V160H220L221 159V161L224 159L223 157H225V159H227V156H229V155H232V156H230V157H228V158H231V157H235V155H237V153L238 152H236V150H234L232 153L230 152V149H228L227 148V150H226ZM52 149V150H51ZM120 149H122L124 152H122ZM131 149V150H132ZM137 149H138V151H137ZM142 151H141V150ZM154 149V150H153ZM160 149H161V151H160ZM5 150H8L9 152H7V151H5ZM24 150V151H23ZM32 150V151H31ZM43 150V151H42ZM94 152H93V151ZM119 150V151H118ZM129 151V153H132V151ZM140 150V151H139ZM193 151L192 152V154H191V152L190 151ZM214 150H217L216 148L214 149ZM220 150H223V149H221L220 148ZM229 150V151H228ZM232 150V149H231ZM13 151V152H12ZM39 151V152H38ZM42 151V152H41ZM50 151V152H49ZM144 151H147V152H144ZM188 151V152H187ZM209 151H212V150H209ZM5 152H6V155H5ZM44 152V153H43ZM48 152H49V154H48ZM118 152H120V153H124L125 155L124 156H122V157H120L122 154H120V153H118ZM143 152V153H146L147 155H145L144 154V156H143V153L141 154V153ZM159 152L160 153H165L164 155H167V157H163L164 155L162 154V155H160V157L158 156L159 155ZM190 152V154H188ZM207 152V153H206ZM236 154H235V153ZM27 153V154H26ZM115 154V155H113V154ZM199 153V154H198ZM228 155H227V154ZM234 153V154H233ZM249 152H247L246 151V154H248ZM44 155V159L45 160H43L42 158L43 157H40V156H43ZM48 154V155H47ZM53 154V155H52ZM73 154V155H72ZM210 155V157H206L207 155ZM250 154H251V156H250ZM250 154H248V155H244V156H247L248 157V159L247 160H250V161H247L248 163H249V165L252 167V164H253V167L254 166H257V167H254V168H256V169H260V168H262V166H264V163L263 162H261V161H259L260 159L259 158H257V157H255V154L253 155L251 152H250ZM3 155V156H2ZM10 155V156H9ZM34 155V156H33ZM185 154H183V156H184ZM190 157H189V156ZM234 155V156H233ZM239 155V154H238ZM253 155V156H252ZM27 156V157H26ZM46 156H48V157H46ZM52 156V157H51ZM54 156H56V157H54ZM58 156V157H57ZM100 156V157H99ZM102 156V157H101ZM104 156H105V159H104ZM112 156V157H111ZM113 156H114V159H113ZM119 156V158H118V160H117V158H115V157H118ZM147 156V157H146ZM148 156H149V159H147L148 158ZM161 156H162V158H163V161L164 162H162V160H160V159H162L161 158ZM217 156L215 155V158H217ZM2 157H4V160H3V158ZM8 157V158H7ZM10 157V158H9ZM55 159H54V158ZM123 157H125V158H127L126 160V165L129 167V168H126L127 166L124 164V162H125V158H123ZM131 157V158H130ZM142 157V158H141ZM144 157V158H143ZM145 157H146V161H144V159H145ZM151 157V158H150ZM154 157H156V159L154 158ZM170 157V158H169ZM24 158H26V159H24ZM30 158V159H29ZM31 158H35V160H36V158L37 159H41V160H39V162L36 160H33V159H31ZM46 158L48 159V160H46ZM53 158V161L51 160V159ZM107 158H110L109 160L107 159ZM121 158V159H120ZM122 158H123V160H122ZM153 158V159H152ZM164 158H166V159H164ZM184 158H185V156H184ZM210 158V159H209ZM10 159V160H9ZM17 159H18V161H17ZM101 159V160H100ZM108 160V162H104V161H102V160H105V161H107ZM120 159V160H119ZM128 159H130L131 160V162H132V164L134 165V163L136 164V166H133L132 167V165H131V163H129V161H128ZM138 159V160H137ZM139 159H142V160H139ZM171 159V160H170ZM198 159H199V157H198ZM198 159H195V160H198ZM211 159H212V161H211ZM259 159V160H258ZM15 160H16V162L17 163H14L15 162ZM26 160H29V161H31L29 164L27 163H25V165H23L24 164V161L25 162H28V161H26ZM32 160H33V162H32ZM51 160V161H50ZM59 160V161H58ZM87 160V161H86ZM97 160H100V161H97ZM112 160H113V162H112ZM117 160V162H118V164H117V162L115 163V161ZM124 161L123 163H122V161ZM136 160V161H135ZM151 160V161H150ZM159 160V161H158ZM174 160H176V161H174ZM187 160V159H186ZM186 160H184L185 161V164H186ZM203 159L202 160H200V161H202V162H207V161H204ZM255 160L256 161H258V162H255ZM11 161H12V163H11ZM23 161V162H22ZM50 161V162H49ZM138 161H141V163H139ZM144 161V162H143ZM152 161H156V163L157 164H155L156 165V168H155V166L152 164V166H151V163H154V162H152ZM174 161V162H173ZM180 161H182V162H180ZM188 161V160H187ZM188 161V162H189ZM199 161V160H198ZM263 161V160H262ZM6 163V162H8V163H6V164H3V163ZM37 162V163H36ZM102 162H103V164H102ZM119 162H120V164H119ZM128 162V163H127ZM138 162V163H137ZM159 162H161V163H159ZM171 162V163H170ZM187 162V163H188ZM217 162H220V161H217ZM254 162V163H253ZM23 163V164H22ZM34 163V164H33ZM57 164V166L55 165V164ZM97 163H99V164H97ZM109 164V166H108V164ZM111 163H114V164H117V165H114V164H111ZM143 163V164H142ZM166 163V164H165ZM168 163V164H167ZM176 163V164H175ZM180 163V164H179ZM256 163V164H255ZM257 163H258V165H257ZM260 163H263V164H260ZM8 164L10 165V166H8ZM12 164V165H11ZM14 164H16V166L14 165ZM101 164V165H100ZM107 164V165H106ZM111 164V165H110ZM171 164V165H170ZM255 164V165H254ZM3 165V166H2ZM38 165V166H37ZM58 165H59V167H58ZM87 165V166H86ZM90 165V166H89ZM92 165V166H91ZM98 165H99V167H98ZM113 165H114V167H113ZM130 165H131V167H130ZM142 165V166H141ZM158 165H161V166H159V167H157ZM167 165V166H166ZM169 165V166H168ZM187 165H189V164H187ZM8 166V167H7ZM13 166H15V167H13ZM24 166V167H23ZM28 166V167H27ZM53 166V167H52ZM112 166V167H111ZM116 166V167H115ZM122 166L124 167V168H122ZM139 166V167H138ZM148 166H149V168H148ZM190 166L191 165H189L188 166V172L190 173V174H192L193 173V171L191 172V168H190ZM259 166V167H258ZM7 167V168H6ZM11 167H12V169H11ZM26 167V168H25ZM95 167H97V168H95ZM106 167V168H105ZM120 167V168H119ZM179 167V168H178ZM181 167V168H180ZM1 168H2V170L5 172L4 174L2 173L3 171H1ZM7 170H6V169ZM14 168V169H13ZM108 168V169H107ZM110 168V169H109ZM113 170H112V169ZM115 168V169H114ZM133 168V169H132ZM136 168V169H135ZM144 168V169H143ZM156 170H158V171H156ZM158 168V169H157ZM163 168V169H162ZM168 168V169H167ZM8 169H11V170H8ZM107 169V170H106ZM150 169V171H147V170H149ZM154 171H153V170ZM173 169V170H172ZM187 169H186V171H187ZM241 169V168H240ZM24 170V171H23ZM49 170V171H48ZM56 170H58V173H57V171ZM66 170V171H65ZM67 170H69V171H67ZM130 170V171H129ZM139 170V171H138ZM142 170V171H141ZM151 170H152V172H151ZM170 170H172V172L173 173H175V175H173V173L171 174V171ZM7 171H9V172H7ZM63 171V172H62ZM88 171V172H87ZM101 171V172H100ZM103 171H104V173H103ZM113 171H115V172H113ZM141 171V172H140ZM149 172V173H147V172ZM161 171V172H160ZM167 171H170V172H168L167 173ZM180 171V170H179ZM24 172H25V174H24ZM37 172V173H36ZM76 172V173H75ZM95 176V178H93L94 176L91 174V173ZM106 172H108V173H106ZM117 172V173H116ZM164 172V173H163ZM56 173V174H55ZM89 173V174H88ZM100 173H102V175L100 174ZM106 173V174H105ZM113 173H115V174H113ZM143 173V174H142ZM147 173V174H146ZM170 173V174H169ZM2 174V175H1ZM15 174V175H14ZM31 174L33 175V176H31ZM36 174H38V175H36ZM72 174V175H71ZM96 174H98V177H97V175ZM104 174H105V176H104ZM109 174H111V175H109ZM128 174V175H127ZM136 174V175H135ZM162 174H164V175H162ZM193 174H196V173H193ZM207 174V173H206ZM214 174V173H213ZM212 173H210L209 175L211 176V175H213ZM23 175H27V176H24L23 177ZM40 175H42V176H40ZM49 175V176H48ZM59 175V176H58ZM62 175V176H61ZM64 175V176H63ZM84 175H85V177H84ZM87 175H89V177H87ZM91 175V176H90ZM102 177H101V176ZM113 175H114V177H115V181H113L114 180V178H113ZM118 177V178H116V176ZM120 175V176H119ZM126 175H127V177H126ZM142 175H144V177H142L141 178V176ZM158 175V177H159V174H157ZM166 175V176H165ZM209 175H205V176H207V178H208V176ZM215 175V174H214ZM213 175V176H214ZM12 176V177H11ZM15 176V177H14ZM18 176V177H17ZM22 176V177H21ZM35 176V177H34ZM45 176V177H44ZM73 176V178H71ZM81 176V177H80ZM110 176V178H108L107 179V177H109ZM125 176V177H124ZM128 176H130V177H128ZM151 176V177H152ZM176 176V177H175ZM181 176V175H180ZM198 176V175H197ZM204 176V177H205ZM209 176V177H210ZM14 177V178H13ZM27 177V178H26ZM52 177V178H51ZM56 177V178H55ZM63 177V178H62ZM78 177H79V179H78ZM104 177V178H103ZM123 177V178H122ZM137 177V178H136ZM171 177V178H170ZM174 177V178H173ZM182 177V176H181ZM212 177V176H211ZM210 177V178H211ZM38 180H37V179ZM39 178L40 179H42L43 181H39ZM46 178V179H45ZM88 178H91V182L93 181V182H95V184L93 183V185L95 186H93L92 185V189L90 188V187H88V186H91V184H87L88 183V180H89V183H90V179H88ZM101 178H103L104 180H102V181H100L101 180ZM113 178V179H112ZM126 178H128V179H126ZM144 178V179H143ZM163 178V179H162ZM176 178V179H175ZM21 179H24V180H22L23 182H21ZM32 179V180H31ZM49 179V180H48ZM56 179V180H55ZM81 179V180H80ZM93 179V180H92ZM96 179V180H95ZM117 179V180H116ZM118 179H121V180H118ZM132 179V180H131ZM137 179H138V181H137ZM140 179V180H139ZM142 179V180H141ZM171 179V180H170ZM62 180V181H61ZM70 180V181H69ZM83 180H85V181H83ZM95 180V181H94ZM107 180H109V181H107ZM177 180V181H176ZM14 183H13V182ZM29 181L30 182H32L31 183V185L29 184ZM96 181L98 182V183H96ZM105 181V182H104ZM111 181H113L112 182V184L110 183ZM120 181V182H119ZM130 181V182H129ZM137 181V182H136ZM16 182V183H15ZM43 182V183H42ZM53 182H56L55 184L53 183ZM62 182V183H61ZM82 182H87L86 184L85 183H83V184H81ZM103 183V185H102V189H100V185ZM107 182V183H106ZM118 182V183H117ZM121 182H122V184H121ZM164 182H165V180H164ZM165 182V183H166ZM3 183H5L4 185H3ZM33 183H35V185H38V184H40V186L37 188L36 186H34L33 185V188H31L32 187V184ZM41 183L42 184H44V187H41V186H43V185H41ZM53 183V184H52ZM76 183H78V184H80V186H82L83 185V187H79V185H77ZM104 183H106V184H104ZM131 183V184H130ZM140 183V184H139ZM51 184V185H50ZM59 186H58V185ZM68 184V185H67ZM75 184H76V187H75ZM100 184V185H99ZM115 184V186H110V185H114ZM123 184H127V186H122ZM132 185V187H134V189L133 188H131V186L130 185ZM137 184V185H136ZM239 184V183H238ZM238 184H236V186L235 185H233V186H235L234 187V190H236V189H238L237 191H242V194L244 193V195L243 196H245V197H247L246 195L249 193V191L247 192V191H245L244 192V189L243 188H241V187H239L240 186V184H239V186H238ZM49 186V187H47V186ZM53 185V186H52ZM56 185V187H54ZM72 185H74V186H72ZM85 185V186H84ZM97 185H99V186H97ZM121 185V186H120ZM134 185V186H133ZM141 185V186H140ZM3 186V187H2ZM11 186V187H10ZM51 186H52V188H51ZM61 186V187H60ZM64 186H66V187H64ZM69 186H72V188L70 189V187ZM87 186V187H86ZM105 186H107V190H108V192H107V194L106 195H108V194H111V195H114V192L117 194H119V192H120V189L119 188H121V191H123L122 190V188L124 189V191H127L126 190V188L128 189V191H127V195H126V192H120V196L122 195V197L123 198H125L124 200L122 199H120L119 201H117V200H111V197H110V201H109V198L108 197H105L106 195H104V193H105ZM108 186H110L109 187V189H108ZM117 186V187H116ZM130 187V189H129V187ZM143 186V187H142ZM37 188V190H36V188ZM40 187L42 188V191H40L39 189H40ZM69 187V188H68ZM84 187L86 188L85 190H84ZM94 187V188H93ZM99 187V188H98ZM114 187V189L113 190H116V191H113L112 190V188ZM116 187V188H115ZM124 187H126V188H124ZM135 187H137L136 189H135ZM151 187V188H150ZM238 187V188H237ZM24 188H26V189H24ZM48 188V189H47ZM60 188H62V189H60ZM73 188H76V189H74L73 190ZM78 188V189H77ZM95 188H96V190L97 191H99L100 193H102V192H104V193H102V194H98L97 193V191L95 190ZM98 188V189H97ZM103 188L105 189L104 191H103ZM110 188H111V192H113V194L112 193H110ZM148 188H150V189H148ZM16 189V190H15ZM64 189H66L65 191H64ZM119 191H118V190ZM133 189V190H132ZM216 189V188H215ZM232 189H233V187H232ZM11 190V191H12ZM40 191V193L39 192H37V191ZM56 190L54 191V192H56ZM61 190H63L62 192H61ZM134 192H132V191ZM141 190V191H140ZM218 189H216L215 191H214V193L215 194H217V193H219V191H217ZM233 190V191H234ZM21 191V192H20ZM23 191H25V194L23 193ZM34 191V192H33ZM90 191H93L94 192V194L95 193H97L95 196H96V198L93 196V194L90 192ZM102 191V192H101ZM118 191V192H117ZM139 191V192H138ZM143 191V192H142ZM213 191H212V193H213ZM31 192V193H30ZM36 192V193H35ZM41 192H42V194H41ZM46 192V191H45ZM88 192H90V193H88ZM138 192V193H137ZM217 192V193H216ZM20 193H22L20 196H18ZM39 195H38V194ZM77 193V192H76ZM135 193H137V194H135ZM26 194L28 195H30L31 196V194H33L31 197H29V195L28 196H26ZM35 194H37V195H35ZM42 195V197H41V195ZM59 194H60V196H59ZM90 194H92L91 196H93L94 197V199L95 200H92L93 199V197H92V199H91V197H88V196H90ZM117 194V195H118ZM132 194V195H131ZM133 194H135V195H133ZM143 196H146V197H143ZM214 194V195H215ZM22 195H24V196H26L25 198H24V196H22ZM97 195H98V198H97ZM99 195L101 196V195H104V198H103V196H102V198L101 199H99ZM118 195V196H119ZM35 196V197H34ZM129 196H127V197H129ZM248 196H249V194H248ZM21 199H20V198ZM23 197V198H22ZM29 197V198H28ZM33 197L34 198H37V199H33ZM42 198V200L44 201H42V200H40L41 198ZM63 197H62V199H63ZM75 197V198H74ZM83 197H84V200L85 201H82L83 200ZM88 197V198H87ZM129 197V198H130ZM143 197V198H142ZM55 198V197H54ZM78 198V199H77ZM107 198H108V202H107ZM120 198V197H119ZM137 197H136V199H138ZM148 198H149V196H148ZM148 198H146V200L148 199ZM27 199H26V201L25 202H27ZM53 199V198H52ZM74 199V200H73ZM87 199V200H86ZM140 199V200H141ZM36 200L37 201H40L38 204L36 203ZM80 202H79V201ZM91 200H92V202H93V204H92V202H91ZM98 200V201H97ZM105 201V202H103V201ZM143 200H145V199H143ZM5 201V200H4ZM3 200H0V203H3L2 205H4V206H2L1 204H0V214H2V216H0L1 218L4 216V215H6L5 213H7V215L6 216H4V217H6V219H9L10 217L12 218H10L11 219V221H10V219H9V221L10 222H13V221H15V222H17V220H20L19 218H18V216L20 215V214H22V211H23V214H22V216L20 215L19 217L20 218H22L21 220H22V222L21 221H18L17 223H15V222H13V223H15V225H21V223H23L21 226H17V227H23V228H19L20 230H21V233H20V230H18L17 232H18V235H17V232H15V231H13L14 229H12L11 230V227H9L10 228V230H8V226H5V227H7V228H4L3 226L1 227L0 226V232H1V230H2V232L0 233V235H2V233H3V235L0 237V241H1V243L0 244H4V243H6V242H3V241H5L3 238H5V237H7V238H9V235H11L12 236V238H14V240L13 241H17V243L16 242H14L13 243V241H11V240H9V242H10V244L8 243V241H7V243L11 246L12 244V246L10 247L7 243L3 246V245H1L0 246V260H1V257L2 258H4V259H2V261L1 262H3V260H4V262H5V260H7L8 258H10L13 254V256L11 257V258H13V260H15V261H17L18 259H22V260H24L25 258V260H27V261H25L24 260V264H34V262H35V264H41L42 263V261L41 262H39V259L37 260L35 257H36V255L37 254H35L36 252H37V249L36 250H34V248L31 246L32 244H31V242L33 241V240H37V236L36 235H40V233H36L35 232V230H33V235H35V236H32V238H33V240H31V242L29 241V239H31V237L29 236L31 233V231H32V228H30L33 224L31 223H29V225H28V222L30 221L29 220V217L28 216H30V214L31 215H35V214H37V216L39 217L40 215H39V213L41 214V216L44 218V216L43 215H45V217L46 216H49V215H46L45 214V212L42 214V212H43V210L40 208L39 209V206H38V208H37V210H36V207L34 206V203L33 202H31L30 204H32L33 203V208L31 207V210L30 209H25L26 210V213H24L25 211H24V209H22L21 207H16V205L18 206V202L17 203H14V205H13V203L12 202H10V200H6V202H8V203H5ZM41 201H42V203H41ZM55 201V200H54ZM54 201H51L52 202V204L54 203ZM112 201H113V205H112ZM114 201H116L117 203H115L116 204V206L114 205ZM121 201L123 202L122 203V205L120 204L121 203ZM56 202V204H54L55 205V207H56V205H57V209H59V211H60V209H61V211H60V213L62 214V215H64V212H62V210H65V209H62L61 207H59V205H58V202L59 201H55ZM90 202H91V204H90ZM110 202V203H109ZM73 203V202H72ZM51 204V203H50ZM49 205V208H50V206H53V205ZM90 204V206H92L93 208H95V210L92 208H90L89 206L88 207H86L87 205H89ZM111 204V205H110ZM235 204V203H234ZM42 205V206H41ZM83 205H82V207H83ZM108 205V206H107ZM124 206V207H121V208H119L118 206ZM11 206V207H10ZM13 206H15V208L13 207ZM95 206H97V207H95ZM99 206V207H98ZM105 207V209L103 210V207ZM114 206V207H113ZM12 207L14 208V209H12ZM22 209V211H21V209ZM51 208H53V207H51ZM50 208V210H52ZM84 208V207H83ZM97 208V209H96ZM100 208H102V210L100 209ZM117 210H116V209ZM11 209V210H10ZM17 209V211H21V213H19V212H17V211H15V212H17L18 213V215L14 212V210H16ZM33 209V210H32ZM39 209V210H38ZM75 209L73 208V210H74V212H75ZM100 209V210H99ZM124 209V210H123ZM128 210V211H126V212H128L127 214H125V210ZM7 210V211H6ZM12 210H13V212H12ZM40 211L39 213L37 212V213H35L36 211ZM42 210V211H41ZM49 210V211H50ZM53 210H54V214L52 215V213H53ZM53 210L52 211H50V215H51V218L54 216L55 218L53 219L52 218V220H48L47 219V217L45 218V219H47V221H49V222H46V220L45 221H43V223L44 222H46L45 224H46V226H47V228L45 229V224H44V226L45 227H43L42 225H43V223L42 222H40V224H41V226L39 225V223H38V226H40L39 227V229H41V230H44V231H46L47 229H48V227H50V229H48L46 232L47 233H50V231L51 232H54L53 230H55V229H53V226H54V228L56 227V228H60V230L62 231L65 227L67 228V224H68V226H69V222L67 221L69 218H66V217H64V216H61V214L59 213L58 215H57V211L58 210H55L54 208H53ZM65 210V212H67ZM69 210V211H70ZM84 210H86V211H84ZM122 210L124 211V212H122ZM4 211H6V212H4ZM32 211H34V212H32ZM56 211V212H55ZM58 211V212H59ZM81 211V212H82ZM87 211H89V212H87ZM11 212V213H10ZM30 213L29 215H28V213ZM32 212V213H31ZM52 212V213H51ZM77 212V213H78ZM164 213V214H161V213ZM14 213H15V215H17L16 216V218L17 219H14L15 218V215H14ZM68 214L70 213V215L71 214H73V212H67ZM66 213V214H67ZM77 213L75 212L74 214H76V215H72V218L74 219V217L73 216H76L75 218H77ZM98 213H97V215H98ZM106 213V214H107ZM124 213V214H123ZM147 213V214H146ZM26 214V216H24ZM56 214V215H55ZM104 215H105V213H103ZM102 214V215H103ZM108 214L107 215H105V216H107V218H108ZM120 214L122 215L123 214V216H120ZM167 214V213H166ZM8 215H10L9 217H7ZM11 215H14V216H11ZM87 215V214H86ZM86 215H83V217H80V218H86V217H88L89 216V214H88V216H86ZM113 215V216H114ZM119 215V216H118ZM148 215H152L151 217L152 218H154L153 220H156V221H151V219L152 218H148ZM169 215V214H168ZM263 215V214H262ZM262 215H260V216H258L257 218L258 219H256L255 221H256V226L258 227L259 225V227H263L262 226V224L264 225V216H262ZM40 216V217H41ZM56 216H58L57 218H56ZM60 216L62 217V219L64 220V223H65V221H67L66 223H65V226H64V224L63 223H61L58 219H60L61 220V218H60ZM69 216V215H68ZM85 216V217H84ZM130 216H131V218H130ZM149 216V217H150ZM157 216H159V217H157ZM167 216V215H166ZM26 217V218H25ZM28 217V218H27ZM41 217V218H42ZM64 217V218H63ZM120 219H119V218ZM123 217H124V219H123ZM132 217H134V219H133V221L132 220H130V219H132ZM135 217H137V220H136V218ZM143 217V218H142ZM164 217H165V215H164ZM169 217V216H168ZM168 217H165V219L166 218H168ZM48 218H50V216L48 217ZM50 218V219H51ZM65 218L67 219V220H65ZM260 218V219H259ZM14 219V220H13ZM23 219L25 220V219H28V222H26V220L25 221H23ZM70 219H71V217H70ZM118 219H119V221H118ZM164 219V218H163ZM13 220V221H12ZM41 220V219H40ZM43 220V219H42ZM41 220V221H42ZM55 220H57V222L58 223H56V221ZM63 220H61L62 222H63ZM115 222H114V221ZM122 220V221H121ZM258 220V221H257ZM50 221H53V223L55 222V224H53V226L51 227V225H52V223H50ZM116 221H117V224H113L112 225V223L114 222V223H116ZM132 221V222H131ZM161 221V220H160ZM21 222V223H20ZM26 224H25V223ZM60 222V223H59ZM110 222H112V223H110ZM119 222H121V223H119ZM122 222H124V223H122ZM128 222V223H129ZM135 222V223H134ZM260 222V223H259ZM146 223H143V225L142 224H140L139 225V227H136V226H138V225H136L135 227H136V229L134 228V226L132 225V226H130V224H129V227H127L128 225H124V226H126V230H127V228L129 229V230H131V231H124V232H126V234L128 235V236H130L131 238L133 237V231L134 230H132V229H135V234H134V237L136 236L137 237V235L139 236V237H141V234L144 232H141L140 231V228L142 229V227H144V228H146V227H148L147 229H145V234H142V236L144 235H146L145 236V238L146 237H149L150 235H155L156 234V236H157V234L158 235H161V236H158V237H165V236H163V235H166V237L165 238H167L168 240L170 239V240H172L173 242H174V240L176 241V242H178L179 241V239H178V237L181 235H184L185 234V236H183V238H187V236L189 237V236H191V235H188V234H194V232H196V230H194V229H197V227L195 228V227H193V226H195V225H190V224H184L183 222H180L179 221V224H178V226H175V227H167V226H165V227H163L164 225H159L158 227H157V229L159 230V231H157V229L155 230V232L156 233H154V231L152 230H150V225H149V223H147L148 224V226H146L145 224ZM151 223V224H152ZM262 223V224H261ZM57 224V225H56ZM59 224V225H58ZM62 224H63V229H62ZM155 224H154V226H155ZM176 225H177V222L175 223ZM259 224V225H258ZM23 225H27V227L28 226H30L29 228H27L26 226H25V231L26 232H24V226ZM50 225V226H49ZM60 225H61V227H60ZM180 225H182V226H180ZM185 225V226H184ZM187 225V226H186ZM35 225H33V227H34ZM124 226H122V227H124ZM141 226V227H140ZM193 228L192 230H191V228ZM42 227V228H41ZM104 227V230L103 231H106L108 228H105ZM118 227V226H117ZM153 227V226H152ZM182 227H184V228H182ZM188 227V228H187ZM1 228H3V229H1ZM66 228L64 229V231L66 230ZM70 228H72V225L71 226H69L68 227V230H71ZM130 228H132V229H130ZM138 228V229H137ZM144 228L142 229V230H144ZM160 228V229H159ZM169 228V229H168ZM180 228V229H179ZM29 229V230H28ZM51 229H53V230H51ZM166 229V230H165ZM177 229V230H176ZM3 230H5V231H3ZM28 230V231H27ZM50 230V231H49ZM56 230H59V229H56ZM55 230V231H56ZM137 230H138V233L140 234H137L136 232H137ZM148 230H150V232H151V234H150V232L149 233H147L148 232ZM174 230V231H173ZM183 230V231H182ZM187 231L186 233H185V231ZM198 230V229H197ZM8 231V235L6 236L5 234H4V232H7ZM10 231H11V233H10ZM22 231L24 232V233H22ZM67 231V230H66ZM147 231V232H146ZM162 231V232H161ZM179 231V232H178ZM27 232H29L30 234H27ZM45 232V233H46ZM89 232V231H88ZM87 232V233H88ZM94 232V231H93ZM93 232H92V235L90 234L91 233V231H90V233H88V234H90V235H88L86 232L83 234V235H81V236H83V237H81L80 238V234L76 237V242L77 243H75V239H74V236H76V235H73V239H71L70 237L72 236H70L69 237V239L71 240V241H73L72 243H71V241L69 240V239H66V238H68V236L67 237H65L63 240H61L62 242H64V244L62 243V242H60L59 244H61V245H59V247L61 248V250H62V248H63V250H65V251H69L70 253L72 252V249L70 250L69 248H70V246L71 247H76L74 250L75 251H73V253H76L77 251H79L78 249H81V251H82V249H83V251L84 250H86V248L88 249V247L90 246V248L93 246V245H95L96 243H95V241L98 243V241H99V239H100V241L102 240H104L105 241V238L106 237H104V235L102 236V234H101V236L102 237H100L99 235H100V233L98 234V232L97 231H95L97 234L95 235V232H94V234H93ZM100 232V231H99ZM189 232V233H188ZM15 233V235H13ZM119 233V234H118ZM129 233H132V234H129ZM160 233V234H159ZM165 233V234H164ZM20 234H22V235H25V234H27V236L28 237H30L29 239H28V237L25 235L24 237H26V239H24V241L26 242V244L29 246L30 245V247H27L26 245H25V242L23 241V243H18L19 242V238L18 237H20ZM86 234H87V236H88V238H87V236H86ZM126 235L125 233H120V231H117V235H119V237H116L115 235H116V233L114 232V236H115V238L116 239H118V240H122L123 239V241H124V238L126 239V237L124 236V238L122 237V235ZM147 234H150L149 236H147ZM217 234H221L222 235V232L221 233H217ZM233 234V233H232ZM236 234V232L232 235V236H234ZM4 235H5V237H4ZM17 235V236H16ZM100 237V238H98V241H97V237L98 236ZM121 235V236H120ZM126 235V236H127ZM178 235V236H177ZM237 235L238 234H236V236H234L233 238H235V237H237ZM10 236V237H11ZM14 236V237H13ZM15 236L17 237L16 239H18V240H15ZM97 236V237H96ZM128 236H127V238H128ZM35 237V238H34ZM95 237V238H94ZM129 237V238H130ZM170 237V238H169ZM213 237L215 238V235L213 234H211V235H207V236H204V238H203V240H201V242L202 243H204V244H202L201 243V245H202V247L204 246V248L200 251L201 252V255L203 254V256L202 257H204V255L206 254L205 252H206V249L209 247V245L212 243V240H213ZM22 238H23V236H22ZM21 238V239H22ZM87 238V239H86ZM103 238V239H102ZM144 238V237H143ZM172 238V239H171ZM176 238V239H175ZM182 238V237H181ZM180 238V239H181ZM209 238V239H208ZM80 239V240H79ZM115 239V240H116ZM147 239V238H146ZM205 239V240H204ZM38 240H39V242H36V241H34V242H36V243H39V245L38 246H40L41 247V245H43V244H45V245H43V246H45V247H41V249H43V250H45L46 249V243H43V244H41L40 243V241H42V239L38 236ZM68 240V241H67ZM86 240V241H85ZM93 240V241H92ZM169 240V241H170ZM21 241V242H22ZM66 241V242H65ZM69 241H70V243L71 244H69ZM100 241H99V243L98 244H100ZM101 241V242H102ZM172 241H170V243L172 242ZM11 242H12V244H11ZM28 242H30V243H28ZM68 242V243H67ZM94 244H93V243ZM73 243H75V245L73 244ZM25 246H24V245ZM62 244H63V246H62ZM77 244V245H76ZM80 244V245H79ZM90 244V245H89ZM92 244V245H91ZM15 245V246H14ZM20 245H22V246H20ZM69 245V246H68ZM82 245V246H81ZM88 245V246H87ZM3 246V247H2ZM24 246V247H23ZM37 246V247H38ZM206 246H207V248H206ZM1 247H2V249H1ZM25 247L26 248H29L28 250L27 249H25ZM32 247V248H31ZM40 247H38V250H40L39 248ZM47 247H48V245H47ZM67 247V248H66ZM115 247V246H114ZM20 248V249H19ZM60 248H58V250L60 249ZM116 248V247H115ZM115 248H113V251H114V255H115V253H117V250H116V252H115ZM122 248V247H121ZM24 249V250H23ZM31 249H32V251H36V252H32L34 255H35V257H33L34 255L31 253V252H28V251H31ZM92 249V248H91ZM117 249V248H116ZM152 249V248H151ZM150 249V250H151ZM154 249V248H153ZM158 248H156L155 250H157ZM205 249V250H204ZM5 250V251H4ZM13 250V251H12ZM17 250V251H16ZM21 252H20V251ZM26 250V251H25ZM57 249H54V251L51 253V254H53L54 256L55 255H57V254H60L61 255V253L63 252V250L61 251V250H59L58 251ZM89 250V249H88ZM109 250V249H108ZM150 250H148V251H150ZM158 250H160V249H158ZM150 251V255H146L147 253H145L144 251L142 252L143 254H141L142 256H144V253H145V256H148V257H145L144 256V258H148V260L146 259V261L147 262H149V260H151L152 261V256L154 257V263L152 262V264H160V263H162V264H164L163 262H166V264H181L180 262H181V256H179V255H177V257L178 258H176V255L175 256H173L174 258H171V259H169V260H167V261H162V262H160L159 263V261H161L162 260V258H160L161 256H162V253H161V251ZM204 250V251H203ZM6 251H9V253L8 252H6ZM12 251V252H11ZM58 252V253H56V252ZM61 251V253H59ZM64 251V252H65ZM80 251V252H81ZM87 251V250H86ZM86 251H84L85 253H86ZM90 251V250H89ZM111 251H112V249H110V253H111ZM147 251V249H146V252H148ZM14 252V253H13ZM18 252V253H17ZM40 252H42V250L40 251ZM68 252V253H69ZM83 252V253H84ZM121 252V253H120ZM118 251V255H120L118 258H116V257H112L111 258V256H109L108 258L110 259V263H109V259L107 258V260H104V259H106V258H103L102 259V261L101 262H97L96 264H114V263H116V264H118V262H119V264H129V262H131L132 260V262L130 263V264H142V262H143V260H144V258H141L140 256H138V257H140L141 258V260H140V258L139 259H137V256H136V259L137 260H140L141 261V263H139V262H135L134 260H136L135 259V256L134 255H132L131 253V255L133 256V257H129V256H131L130 254H126L125 253V256H124V253L122 252V251ZM159 252V255H157V253ZM23 253V254H22ZM28 254L27 256H25L26 254ZM33 255V256H31V254ZM38 253V252H37ZM79 253V252H78ZM82 253V252H81ZM8 254V255H7ZM22 254V255H21ZM87 254L88 253H86V255L85 254H83L84 256V258H85V256H87ZM90 254H93L92 252H90ZM122 254H123V256H122ZM9 255H11V256H9ZM19 255H21V256H19ZM24 255V256H23ZM53 255H51L54 259H55V257L57 258V260H58V258L60 259L61 257H59L60 255H57V256H53ZM113 255V254H112ZM117 254H116V256H118ZM128 255V256H127ZM201 255L199 256V257H201ZM4 256V257H3ZM50 256V258H51V260H52V257ZM149 256L152 258H150L149 259ZM155 256H157V258H158V256H159V258H160V260H158V259H156V257ZM6 257V258H5ZM8 257V258H7ZM16 257V258H15ZM30 257V258H29ZM123 257V258H122ZM11 258H10V260H11ZM32 258H34V260L32 259ZM50 258H49V260H50ZM88 258V260H87V262L90 264L91 262L89 261V257H86V259ZM92 258V257H91ZM114 258V259H113ZM117 260H116V259ZM124 258H126V259H124ZM130 258V259H129ZM133 258V259H132ZM30 259V260H29ZM31 259H32V261H31ZM86 259L84 260L85 261V264L87 263L86 262ZM119 259L121 260H123L122 262L121 261H119ZM130 261H129V260ZM132 259V260H131ZM180 259V260H179ZM10 260L8 259L6 262H7V264H17V263H20L19 261H17V262H10ZM12 260V261H13ZM47 261L49 264H55V262L57 261V260H54L55 262L53 263V261L51 262V260L50 261ZM115 262H114V261ZM8 261L10 262V263H8ZM28 261H30V262H28ZM45 261V263H47ZM59 261V260H58ZM57 261V262H58ZM98 261H100V260H98ZM108 261V262H107ZM114 263H113V262ZM117 261V262H116ZM126 261V262H125ZM169 261V262H168ZM182 261H183V259H182ZM4 262L2 263V264H4ZM96 262V261H95ZM121 262V263H120ZM147 262H143V264H146ZM168 262V263H167ZM198 262V261H197ZM197 262H193L194 264H199V262L197 263ZM22 264H23V261L21 262ZM84 263V262H83ZM82 263V264H83ZM193 263H190V264H193ZM6 264V263H5ZM43 264H44V261H43ZM57 264V263H56ZM91 264H94V263H91ZM148 264V263H147ZM149 264H151V262L149 263ZM182 264H185L184 263V261L182 262ZM200 264H201V262H200Z\"/></svg>", "mask_w": 264, "mask_h": 264}, {"label": "bare ground", "instance_id": "bare-ground-1", "mask_svg": "<svg viewBox=\"0 0 264 264\" xmlns=\"http://www.w3.org/2000/svg\"><path fill=\"white\" fill-rule=\"evenodd\" d=\"M34 1H35V3H34ZM55 1V2H54ZM65 1V0H64ZM63 0H53V2H54V4L52 3V0L50 1V3H49V0H44V1H42V0H0V38H2L3 36H5V37H3L2 39L4 40V38H9V36H10V38L12 39V37H14L13 38V41H14V39H15V37L17 36L18 37V39H20L21 37H23V39L24 38H27V37H25V36H27V35H20V34H23V33H25L27 30L25 29V28H30L29 30H30V32H32L31 31V26L29 25V24H26V26H28V27H24V25L25 24H23V27H22V23H28L27 21H26V19L28 18L30 21H32V22H34L33 20H35V19H32L33 17H31L33 14H39L40 12H41V9H42V11H43V9H44V11H46L47 9H48V11H49V9H50V12H48V15L52 12H54L53 14H55L57 11V9H60L59 8V5H61V4H64V5H62L63 6V8H62V6H61V10L63 11V9H65V2H64ZM73 2H72V4L74 3V5H76V11H77V9L78 8H80V9H82L81 7H83V6H85V5H78V3H84V2H81V1H85V0H77L78 1V3L77 4H75L77 1L76 0H72ZM74 1H76V2H74ZM88 1V0H87ZM93 1V0H92ZM91 0H90V3H89V1H88V3H89V5H91V4H93V3H91L92 2ZM96 0H94L93 2H95ZM98 1H100V0H98ZM107 3H108V1L107 0H105ZM116 1V0H115ZM123 1V0H122ZM125 1V3H126V7H129L130 5L131 6H134V8L133 7H131L132 9H135V7H140V6H142V8L141 9H143V6H144V8L146 7V11H147V9L149 10V9H153L154 10V12L156 11V12H158V15H159V13L160 12H169L168 14H170V10L172 9V7L173 6H175L176 5V7H178V5H180L179 7H180V9L179 8H176V9H179L180 10V12L178 11V13H180L179 15H177V16H180L179 18L182 20V21H184L185 19H187L188 21H191V23L193 22L194 24H195V27H196V36L194 35V38L196 37V43H193L194 45H197V46H201V45H203L205 42H207L211 37H213V41H211V44H212V42H213V44L215 43L214 42V38H215V41H216V43H218L219 41H220V43L222 42V40H224L225 38H224V34H222V28L223 27H225V25H231V28H233L234 27V29L235 30H233V31H235L236 33L235 34H233L234 35V37L235 38H233V40L231 39V40H226L225 41V45H224V47L222 48V47H220V46H215L216 47V49H221L222 50V52L224 51V52H226L227 50H228V48L229 49H231V46H235V42L237 43V42H239V40H240V42L242 41L241 40V38L240 37H242V33H243V31H242V33H240V31H241V27H243V25H244V23H246L249 19H248V15L250 14L249 12L250 11H253L254 9H258L259 7H260V9L261 10H263V12H262V15H264V7H262V6H264V3H262V0H124ZM39 2H41V3H39ZM43 2V3H42ZM45 2H47L49 5H50V7L52 6V8L54 7L55 8V10L54 11H51L52 9L51 8H49V5H47ZM62 2V3H61ZM97 2V1H96ZM114 2V1H113ZM116 2H120L119 0H117ZM39 3V5L41 6H39V5H37ZM51 3H52V5H51ZM110 4H107L108 6H106L105 7V2H101V5L102 4H105V5H103V7H105V8H107V7H111L114 3H111V0H110V2H109ZM122 3V2H121ZM124 3V2H123ZM127 3H129L130 5L129 6H127ZM181 3V4H180ZM182 3H185V4H182ZM32 4H36V8L35 9H37V7L38 8H41V9H39L40 10V12L38 11V13H37V11L35 10V9H33L32 7H34ZM45 4V5H44ZM72 4H71V6H72ZM96 4H98L99 5V3H96ZM96 4H95V7H96ZM112 4V5H111ZM119 4V3H118ZM263 4V5H262ZM46 6L47 8L45 9V8H42L43 6ZM73 5V6H74ZM100 5V6H101ZM121 6H123L122 4H120ZM125 5V4H124ZM182 5H183V8H181L182 7ZM30 6H31V8L33 9H31L32 10V12L34 11V13L32 14V12H31V10L30 9H28V8H30ZM86 6H87V8L88 7H90L91 8V6H88L87 5V2H86ZM86 6L83 8V9H85L86 8ZM94 6V5H93ZM96 7L95 9H98V10H101L100 11V13H98V15L99 16H101L102 14L104 15V11H106L107 12V10H108V8H107V10L105 9V10H103V8L102 7ZM118 7V6H117ZM20 8V9H19ZM25 11V13H27V12H31V16L30 15H28L29 13H27V17H26V15L24 14V13H21L20 11H22L23 12V10ZM68 10L69 9H73L72 7H69V6H67L66 7ZM86 8V9H87ZM93 8L94 7H92L91 9H92V11H93ZM100 8V9H99ZM137 8V9H138ZM18 9L20 10V11H18ZM28 9V10H27ZM79 9V10H80ZM82 9V10H83ZM85 9V10H86ZM90 9V10H91ZM110 9V8H109ZM119 9V8H118ZM117 9V10H118ZM126 9V8H125ZM132 9H130V11L128 12V13H130L131 12V10ZM30 10V11H29ZM82 10H80V11H82ZM85 10H83V12L85 11ZM90 10H89V13L92 15V13H95V12H97V10H95V11H93L92 13L90 12ZM102 10H103V12H102ZM111 10H113L112 9V7H111ZM111 10H110V15L108 16L107 15V13H106V15L108 16V18H106V17H104V16H106V15H104V16H102V17H104V18H106L107 20L106 21H104V22H107V21H109V17L110 18H112L113 17V15H111ZM122 10V9H121ZM128 10H129V8H128ZM136 10V9H135ZM135 10H132V11H135ZM18 11V12H17ZM27 11V12H26ZM35 11H36V13H35ZM56 11V12H55ZM59 11L60 10H58V12L57 13H59ZM62 11H60L61 13H63ZM65 11H66V9H65ZM70 11V10H69ZM79 11V12H80ZM87 11V13H88V10H86ZM86 11H85V13H86ZM114 11V10H113ZM119 11V10H118ZM124 11H127V9L126 10H124ZM141 11V10H140ZM152 11V10H151ZM173 11V10H172ZM257 11V10H256ZM19 13V14H21V15H19V16H17V17H14V19H15V21H16V24H15V21H13L14 19L12 18V16H14V15H16L17 13ZM72 12H74V11H72ZM82 12V13H83ZM108 12H109V10H108ZM138 12V11H137ZM255 12V11H254ZM60 13V14H61ZM66 13V12H65ZM64 13V14H65ZM70 13V12H69ZM76 13V12H75ZM74 13V14H75ZM102 13V14H101ZM118 13V12H117ZM122 13V12H121ZM127 13V14H128ZM131 13H133V12H131ZM135 13V12H134ZM139 13H141V12H139ZM138 13V14H139ZM145 13V12H144ZM147 13V12H146ZM149 13V12H148ZM165 13H164V16H165ZM174 13V12H173ZM175 13H177V12H175ZM174 13V15H176ZM177 13V14H178ZM41 14V13H40ZM44 14H46L45 12H43L42 14H41V18H40V16L38 17L37 15V17L41 20L42 19V17L44 16V20L42 21H40V22H44V24L46 23V26L45 25H43V24H40L38 21L39 20H36V22H38L39 23V25H40V27H41V25H42V29H44V33L45 34H47V36H48V38L52 35L51 33H53L54 31H52V30H50V29H48L49 27L48 26H50V25H52L53 23V25L52 26H54V25H56V24H58V23H60V24H62V22L64 21V19H63V21H60L58 18L56 19V21L58 20L59 22L58 23H56L55 24V20L52 22V23H50L49 25H48V23L49 22H51L52 20H51V18H49V17H46V19H47V21H45V15ZM52 14V15H53ZM72 14V13H71ZM70 14V15H71ZM72 15V16H74V17H76L75 15ZM77 14V13H76ZM112 14H115V12L114 13H112ZM138 14L137 15H135V16H138ZM168 14H167V16H168ZM24 15V16H23ZM43 15V16H42ZM62 15V14H61ZM60 15V16H61ZM69 14H68V16L67 17H69L70 16ZM80 15V14H79ZM79 15H77V17L79 16ZM96 15H97V13H96ZM97 15V16H98ZM117 15V14H116ZM153 15H154V13H153ZM11 16V17H10ZM21 16V17H20ZM35 16V18H37ZM50 16V15H49ZM53 16H56V14L55 15H53ZM52 16V17H53ZM71 16V17H72ZM82 16H86L85 17V20H86V18H90V17H94L95 15L93 14L92 16H90V17H87V15H81V18H84V17H82ZM89 16V15H88ZM112 16V17H111ZM123 16V15H122ZM122 16L120 17V18H122ZM126 16V17H125ZM133 16V15H132ZM132 16H131V18H132ZM150 16H152L151 14L149 15V17ZM155 16V15H154ZM161 16H162V14H161ZM171 16V15H170ZM169 16V17H170ZM177 16H175V17H177ZM19 17V18H18ZM23 17L25 18V19H23ZM31 17V18H30ZM51 17V16H50ZM62 17V16H61ZM74 17H72V18H74ZM102 17H99V21L100 20H102ZM117 17V16H116ZM115 17V18H116ZM124 17H125V19L127 18V15L125 14L124 15ZM123 17V18H124ZM263 17L264 16H262V19H263ZM13 20H12V19ZM20 18H22V19H20ZM37 18V19H38ZM50 19V21H49V19ZM65 18H66V15H65ZM80 18V16H79V18L78 19H81ZM96 18V17H95ZM98 18V17H97ZM114 18V17H113ZM113 18H112V20H113ZM118 18V17H117ZM140 18V17H139ZM146 18H147V16H146ZM153 19H154V17H152ZM159 18H161V17H159ZM165 18V17H164ZM167 18V17H166ZM174 18V17H173ZM172 18V21L175 19H173ZM254 18V17H253ZM258 18V17H257ZM12 21H11V20ZM20 19V20H19ZM87 19V20H88ZM128 19V18H127ZM126 19V22H128V20ZM177 19H178V17H177ZM24 20L26 21V22H24ZM68 20V19H67ZM74 20V22L77 20H75V18L73 19ZM82 20H84V19H81V21ZM87 20L85 21V22H87ZM92 20V19H91ZM94 20H96L97 21V19H94ZM147 20V19H146ZM163 20H167V19H163ZM187 20H185V21H187ZM211 20H217L218 22H220L219 24L217 23H215L214 21L213 22H211ZM11 21V22H10ZM89 21H90V19H89ZM93 21V20H92ZM90 21L91 22V24H93V23H95V21ZM116 21H118V20H113V22L114 23H112V25L113 24H117V22ZM122 20L120 19V21L119 22H121ZM124 21V20H123ZM132 21V20H131ZM177 21H180V20H177ZM188 21H187V23H188ZM262 21V20H261ZM8 22V23H7ZM14 22V23H13ZM17 22H18V24H21V26L20 27H22L23 28V30H21L20 28L18 29V28H16L17 26H18V24H17ZM48 22V23H47ZM66 22V21H65ZM67 22H69V20L67 21ZM71 22H72V19L70 18V24H71ZM116 22V23H115ZM157 22V21H156ZM159 22V21H158ZM164 22H166V21H164ZM163 22V25L164 24H166V23H164ZM170 22V21H169ZM168 22V23H169ZM174 22H176V20H174ZM253 22V21H252ZM9 23H12V24H10L11 26L13 25V24H15V26H14V28L13 27H11L10 25L8 26V24ZM30 24H31V22H29ZM35 23V22H34ZM64 23V22H63ZM100 23V22H99ZM160 23H162V21L160 22ZM167 23V24H168ZM180 23H181V21H180ZM183 23V22H182ZM251 23V22H250ZM69 24V23H68ZM69 24V25H70ZM90 24V23H89ZM107 24V23H106ZM108 24H110V23H108ZM107 24V26L106 27H108V26H112V25H108ZM119 24V23H118ZM149 24V23H148ZM153 24V23H152ZM170 24L172 25V22H170ZM177 24H178V22H177ZM184 24H185V22H184ZM184 24H182V25H184ZM34 25V24H33ZM38 25V26H39ZM48 25V26H47ZM81 25V24H80ZM101 25V24H100ZM104 25V24H103ZM161 25V24H160ZM170 25V26H171ZM18 26V27H19ZM37 26V28H36V26H33V27H35L36 28V30H33V31H36V32H34V34H33V32H32V35L30 34V33H27V34H30V36L32 37L33 35L36 37V35H37V33H38V31H37V29L39 28ZM58 26V28H60L59 26L60 25H57ZM57 26H56V31H58L57 30ZM63 26V25H62ZM61 26V27H62ZM65 26L67 27V24H65ZM73 26H76L75 24H73ZM92 26V25H91ZM102 26V25H101ZM118 26V25H117ZM124 26V25H123ZM153 26V25H152ZM169 26V24L168 25H166V27H168ZM186 26V25H185ZM192 26V25H191ZM233 26V27H232ZM11 27V28H10ZM45 27H48L47 29L45 28ZM66 27H64L63 29H62V31L66 28ZM114 27V26H113ZM113 27H111V31H113V32H111V33H113V34H115L114 33V30L116 29V28H113ZM116 27V26H115ZM126 27V26H125ZM154 27H157L156 26V24L153 26V28ZM158 27H159V25H158ZM163 26L161 25V27L160 28H162ZM189 27V26H188ZM230 27V26H229ZM13 28V30L15 29L16 30V34H17V31L19 30L20 32H18V33H20V34H18V35H14V36H12L11 37V35L12 34H14L15 32V30L14 31H10V29H12ZM50 28H52V27H50ZM68 28V27H67ZM74 28V27H73ZM78 27H76V29H77ZM84 28V27H83ZM114 30H113V29ZM119 28V27H118ZM135 28V27H134ZM152 28V27H151ZM187 28V27H186ZM241 28V29H240ZM9 30L8 32L7 31H5V30ZM32 29H34V28H32ZM76 29H75V31H76ZM93 29V28H92ZM102 29H105V26L102 28ZM107 29L108 28H106V31H107ZM110 29V28H109ZM129 29V28H128ZM182 29V28H181ZM185 29V28H184ZM5 31L6 33H3L2 34V32L3 31ZM26 30V31H25ZM38 30H40V29H38ZM45 30H47V31H51V33H49V32H45ZM68 31H69V29H67ZM91 30V29H90ZM119 30V29H118ZM148 30H151L150 28L148 29ZM148 30H146L147 32H150V31H148ZM153 30V29H152ZM152 30H151V33H150V35L152 34ZM157 30H159V29H157ZM157 30H153V31H157ZM41 31V30H40ZM72 31H73V29H72ZM75 31H74V33H75ZM85 31H87V30H85ZM85 31H84V33H85ZM88 31H89V29H88ZM99 31H100V29H99ZM116 31V30H115ZM130 31V30H129ZM146 31H145V34H146ZM160 31H162V30H160ZM184 31V30H183ZM183 31H181V32H183ZM185 31H187V32H185V33H189L190 32V30H186L185 29ZM189 31V32H188ZM12 32V34H10ZM29 32V31H28ZM41 32H43V31H41ZM41 32H39V33H41ZM90 33H91V31H89ZM92 32H94V30H92ZM135 32V31H134ZM136 32H137V30H136ZM159 32V31H158ZM180 32V31H179ZM8 33V34H7ZM25 33V34H26ZM36 33V34H35ZM44 33H42V35L44 36L45 34ZM49 33V34H48ZM62 33V32H61ZM78 33H80V30H79V32ZM83 33V32H82ZM82 33H80V34H82ZM96 33H98L97 31H96ZM102 33V32H101ZM106 33H108V31L107 32H105V35H104V37L106 38L107 37V34ZM117 33V35H118V31L116 32ZM120 33H122V31L120 32ZM125 33H126V31H125ZM172 33V32H171ZM175 33V32H174ZM184 33V34H185ZM191 33H193V32H190V34ZM252 33V32H251ZM51 34V35H50ZM54 34V33H53ZM66 34V33H65ZM70 34V33H69ZM79 34V35H80ZM89 34V33H88ZM87 34V35H88ZM93 34V33H92ZM104 34V33H103ZM108 34H110V33H108ZM113 34H111V35H113ZM133 34V33H132ZM132 34H131V36H132ZM139 34V33H138ZM148 34V33H147ZM153 34H156V32L155 33H153ZM179 34V33H178ZM182 34V33H181ZM3 35V36H2ZM6 35H8V36H6ZM56 35H57V33H56ZM71 35V34H70ZM84 35V34H83ZM82 35V36H83ZM101 35V34H100ZM120 36H121V34H119ZM149 35V36H150ZM157 35V34H156ZM159 35V34H158ZM157 35V36H158ZM171 35V34H170ZM186 35V34H185ZM2 36V37H1ZM20 36V37H19ZM29 35H28V38L30 37ZM33 36V37H34ZM38 36H39V38H40V34H38L37 35V38H38ZM53 36V35H52ZM71 36H73V35H71ZM71 36H70V38H71ZM75 36V35H74ZM73 36V38L75 39V37ZM78 36V35H77ZM81 36V35H80ZM81 36V37H82ZM90 36V35H89ZM115 36V35H114ZM119 36V38H122V37H120ZM124 36H126V35H124ZM123 36V37H124ZM128 36H129V34H128ZM127 36V37H128ZM134 36H138V35H134ZM140 36V35H139ZM154 36V35H153ZM156 36V37H157ZM176 36V35H175ZM179 36V35H178ZM245 36L246 37H248L246 34H245ZM35 37H34V39L32 40V39H30L29 38V40L28 41H30V42H34V40H36L35 39ZM68 37V36H67ZM110 37V36H109ZM112 37V36H111ZM151 37H152V35H151ZM155 37V36H154ZM153 37V38H154ZM160 37V36H159ZM158 37V38H159ZM182 37V36H181ZM227 37V36H226ZM245 37V38H246ZM6 38V39H7ZM9 38V40H6V44H7V42L10 44V42L12 41L11 39ZM27 38V39H28ZM69 38V39H70ZM72 38V39H73ZM77 39H79L78 37H76ZM108 38V37H107ZM115 38V37H114ZM125 38V37H124ZM138 38V37H137ZM142 38V37H141ZM145 38V37H144ZM243 38V37H242ZM17 39V40H18ZM23 39H21V40H18V41H16L17 43L18 42H20V41H22ZM50 39V38H49ZM56 39V38H55ZM73 39V40H74ZM76 39V40H77ZM82 39H84V38H82ZM118 39V38H117ZM155 40H156V38H154ZM153 39V40H154ZM185 39V38H184ZM3 40H1L0 39V45L2 44V47L0 46V49H2V50H0V53H5V51L3 50V48L4 49H6L7 47L9 48V49H13V48H11V47H9V45H7V47L6 46H3V44H4V42L2 43V41ZM24 40H26V39H24ZM23 40V41H24ZM38 40V39H37ZM36 40V41H37ZM51 40H53V41H51V42H53V43H56L57 41H54V36L53 37H51ZM67 40H68V38H67ZM66 40V41H67ZM71 40V39H70ZM75 40V41H76ZM80 40V42H81V39H79ZM92 40V39H91ZM95 40V39H94ZM108 40V39H107ZM106 40V41H107ZM154 40V41H155ZM158 40H160V38L158 39ZM259 40V39H258ZM12 41V42H13ZM22 41V42H23ZM47 41H49V40H47V38H46V42ZM61 41V40H60ZM100 41H101V39H100ZM111 41V40H110ZM167 41V40H166ZM244 41H245V39H244ZM11 42V44H13ZM25 42V45H26V42H27V40L26 41H24ZM24 42L21 44V45H23L24 44ZM79 42V41H78ZM79 42V43H80ZM83 42V41H82ZM99 42V41H98ZM103 42H105V41H103ZM161 42V41H160ZM194 42V41H193ZM224 42V41H223ZM251 42V41H250ZM249 42V43H250ZM21 43V42H20ZM28 43V42H27ZM35 43V42H34ZM68 43V42H67ZM73 43H75V42H73ZM76 43H77V41H76ZM78 43V44H79ZM87 43V42H86ZM159 43V42H158ZM157 43V44H158ZM207 43H210V42H207ZM247 43L248 42H246V44H245V46L244 47H242V48H246L247 49V47H246V45H247ZM15 44V43H14ZM19 44V43H18ZM28 44H30V43H28ZM28 44H27V46H28ZM47 44H49L48 42H47ZM63 44V43H62ZM71 44V43H70ZM78 44H76V46H75V44H74V46L75 47H73V48H76V47H78V49H80L79 48V46H77ZM104 44V43H103ZM109 44V43H108ZM107 44V45H108ZM161 44V43H160ZM186 44V43H185ZM211 44H210V49L211 48H214L213 46L214 45H212V47H211ZM238 44V43H237ZM5 45V44H4ZM53 45V44H52ZM67 46L69 45V44H66ZM65 45V46H66ZM81 45V44H80ZM146 45V44H145ZM153 45V44H152ZM182 45V44H181ZM217 45V44H216ZM220 45V44H219ZM262 45V44H261ZM11 46V45H10ZM15 46V45H14ZM13 46V47H14ZM19 46V45H18ZM30 46V45H29ZM28 46V47H29ZM32 46V45H31ZM54 46H55V44H54ZM70 46V45H69ZM72 46V45H71ZM83 46V48L81 49V50H86V49H84V47L86 48V45L84 46V45H82ZM89 46V45H88ZM161 46V45H160ZM208 46V45H207ZM222 46V45H221ZM239 46H240V44H239ZM242 46V45H241ZM251 46V45H250ZM250 46H248L249 48H248V50H250ZM263 47H264V45H262ZM261 46V47H262ZM26 47V46H25ZM25 47L23 48V49H25ZM55 47H59V46H55ZM63 47H64V45H63ZM90 47V46H89ZM107 47V46H106ZM158 47H159V45H158ZM232 47V48H233ZM258 47H259V45H258ZM8 48L6 49V51H9V53L10 52H16V51H10V50H8ZM19 48V47H18ZM16 49L17 50V52H18V50L20 49ZM34 48V47H33ZM40 48V47H39ZM45 48V47H44ZM51 48V47H50ZM49 48V49H50ZM53 48V47H52ZM60 48V47H59ZM72 48V49H73ZM103 48V47H102ZM111 48V47H110ZM123 48H124V46H123ZM156 48V47H155ZM166 48V47H165ZM168 48V47H167ZM173 48H174V46H173ZM225 48H227V50L225 49ZM238 48V47H237ZM236 48V49H237ZM241 47H239L238 48V51H239V49L242 51L243 49H242ZM253 48V47H252ZM256 48H257V45H256ZM14 49V50H15ZM26 49H28V48H26ZM48 49V50H49ZM55 49V48H54ZM62 49V48H61ZM67 49H68V47H67ZM70 49V51H69V53L71 52V48H69ZM87 49H88V47H87ZM158 49V48H157ZM192 49H193V46H192ZM215 49V50H216ZM226 51H225V50ZM235 49V48H234ZM246 49H244L245 51H246ZM260 49V48H259ZM262 49V48H261ZM260 49V50H261ZM22 50V49H21ZM76 50V49H75ZM81 50H80V52H81ZM88 50H90V49H88ZM98 50V49H97ZM106 50V49H105ZM119 50H121V49H119ZM143 50V49H142ZM151 50H152V48H151ZM153 50H154V48H153ZM165 50V49H164ZM179 50H181V49H179ZM178 50V51H179ZM182 50H184V49H182ZM199 50H201V48L199 49ZM213 50V49H212ZM218 50V51H219ZM2 51V52H1ZM65 51H66V47H65V50H64V53H65ZM68 51V50H67ZM74 51V50H73ZM77 51V50H76ZM79 51V50H78ZM99 51V50H98ZM149 51V50H148ZM163 51V50H162ZM169 51H171V50H169ZM206 51V50H205ZM231 51H232V49H231ZM237 51V50H236ZM238 51H237V53L236 54H239L238 53ZM251 51H253V50H251ZM16 52V53H17ZM30 52V51H29ZM32 52V53H31ZM30 53H31V55L30 56H32V58H33V53H34V55H35V52H33V51H31ZM39 52V51H38ZM41 52V51H40ZM58 52H59V50H58ZM60 52H61V50H60ZM80 52H79V54H80ZM85 52H87V50L85 51ZM84 52V53H85ZM90 52V51H89ZM88 52V53H89ZM93 52V51H92ZM122 52H123V50H122ZM125 52H126V50H125ZM185 52V51H184ZM194 52V51H193ZM221 54H222V52L221 51H219ZM223 52V53H224ZM247 52V51H246ZM246 52H240V53H243V54H240V56L238 57L239 59H240V61H241V59L243 60V58H245L246 57V55H247V53ZM7 53V52H6ZM5 53V54H6ZM8 53V54H9ZM19 53H21V52H18V54ZM23 53V52H22ZM63 53V52H62ZM68 53V52H67ZM74 52H72L71 53V57H73L72 56V54H73ZM95 53H96V51H95ZM133 53V52H132ZM135 53V52H134ZM138 53V52H137ZM137 53H136V55H137ZM153 53V52H152ZM177 53H179V52H177ZM176 53V54H177ZM213 53H214V51H213ZM212 53V54H213ZM220 53L218 54V55H220ZM230 53V52H229ZM233 53V52H232ZM231 53V54H232ZM234 53V54H235ZM246 53V55H245V57H244V54ZM250 53V52H249ZM248 53V54H249ZM252 53V52H251ZM7 54V55H8ZM12 54V53H11ZM25 54H27L28 55V53H25ZM42 54V53H41ZM51 54V53H50ZM61 54V53H60ZM75 54H78V52L77 53H75ZM90 54V53H89ZM89 54H84L85 55V57H86V55L88 56ZM93 54V53H92ZM99 54V53H98ZM102 54V53H101ZM141 54V53H140ZM167 54V53H166ZM182 54H184L183 52H182ZM210 54H211V52H210ZM228 54V52H226V55ZM236 54L234 55V56H230L229 58L231 59L232 57L234 58L235 56H236ZM253 54V53H252ZM262 54V53H261ZM7 55H4L5 56V58H7V59H5L4 60V62H9V64L8 65H6L4 62V64H5V66L6 67H2V64H0L1 66V68L2 69H5L6 70V72H7V69L6 68H8L9 69V67L11 68L12 66V68H13V71L15 70H17L16 71V74L18 75V72H19V70H21L22 68H24V67H19V66H23V64L25 63V68H26V71L28 70V69H31L29 66V63L27 62V61H29L31 58L28 56L27 58H28V60L26 59L25 60V62L23 63V64H21V65H19V62L20 61H18V62H16V67L13 65V63H10V61H15V57L13 56V55H15V53L14 54H12V55H8L9 56V58H8V56ZM23 55V54H22ZM38 55H39V53H38ZM38 55L36 54L35 56L36 57H34L33 58V60L31 59L30 60V62L32 61L33 62V64H35L34 62H36V60L37 59H35V58H39L38 57ZM46 55V54H45ZM63 54H61V56H62ZM66 56H67V54H65ZM64 55V56H65ZM69 55V54H68ZM83 55V56H84ZM129 55V54H128ZM127 55V56H128ZM161 55V54H160ZM164 55V54H163ZM162 55V56H163ZM171 55V54H170ZM181 55V54H180ZM185 55V54H184ZM230 54H228V56H229ZM241 55H242V57L243 58H240L241 57ZM260 55V54H259ZM263 55H264V53H263ZM3 54H2V57H1V55H0V59L2 58V60H0V61H3ZM7 56V57H6ZM75 56V55H74ZM80 56V55H79ZM90 56H91V54H90ZM103 56V55H102ZM106 56V55H105ZM126 56V55H125ZM176 56V55H175ZM181 56H183V55H181ZM192 56V55H191ZM224 56H225V54H224ZM223 56V57H224ZM228 56H226V58L228 57ZM262 56V55H261ZM13 57V58H12ZM18 57H19V55H18ZM47 57V56H46ZM52 57V56H51ZM92 57V56H91ZM91 57H89L88 58V60L91 58ZM98 57V56H97ZM171 57L174 59L175 57H173L172 55H171ZM170 57V58H171ZM179 57V56H178ZM215 57H217V55H215ZM220 57H221V55H220ZM258 57V56H257ZM260 57V56H259ZM12 58V59H11ZM17 58V57H16ZM54 58V57H53ZM52 58V59H53ZM58 58V57H57ZM66 58V57H65ZM75 58H76V56H75ZM74 58V59H75ZM84 58V57H83ZM87 58V57H86ZM100 58V57H99ZM102 58V57H101ZM100 58V59H101ZM104 58V57H103ZM106 58H108V57H106ZM171 58V59H172ZM206 58V57H205ZM208 58V57H207ZM219 58V57H218ZM233 58L230 60V59H228V60H226L225 58H221L222 59V61H223V63L225 62V61H227V63L225 62V64H226V66L223 64H221L222 62H221V60L219 61V62H221V63H219V65L221 64V67H219V65H215L214 63H215V61L216 60H213V62H211L210 61V63H213L214 65H215V67H214V65H211V67H210V65H209V67L210 68H212V67H214L215 68V70H216V67L218 66L219 68H220V70H218V67H217V70L218 71H221V68H222V66H225V68L227 69V64H229V61H230V63L232 64L233 62H231L232 60H233ZM236 58L237 57H235L234 59V63H237V64H239L238 62H235L236 61ZM238 58H237V61H238ZM252 58V57H251ZM264 58V57H263ZM262 58V59H263ZM34 59H35V61H34ZM40 59V58H39ZM59 59V58H58ZM62 59H63V57H62ZM71 60H72V58H70ZM73 59V60H74ZM105 59V58H104ZM110 59H112L111 57H110ZM131 59V58H130ZM195 59V58H194ZM214 59V58H213ZM220 59V58H219ZM224 59V60H223ZM6 60H8V61H6ZM10 60V61H9ZM22 60H23V58H22ZM61 60V59H60ZM72 60V61H73ZM80 60V59H79ZM78 60V61H79ZM83 60V59H82ZM115 60V59H114ZM167 60H169L168 59V57H167ZM175 60V59H174ZM264 60V59H263ZM262 60V61H263ZM13 61V62H14ZM38 61V60H37ZM51 61V60H50ZM53 61H54V59H53ZM52 61V62H53ZM108 61V60H107ZM107 61H104V62H106L107 63ZM111 61V60H110ZM171 61V60H170ZM170 61H167V62H170ZM178 61V60H177ZM177 61L175 60V62H174V64L175 63H177ZM206 61V60H205ZM259 61V60H258ZM31 62V63H32ZM55 62H56V60H55ZM58 62V61H57ZM61 62V61H60ZM64 62V61H63ZM94 62H95V60H94ZM98 62V61H97ZM113 62V61H112ZM117 62V61H116ZM154 62V61H153ZM153 62L152 63H149V64H152L153 65ZM195 62V61H194ZM66 63V62H65ZM64 63V64H65ZM70 63V62H69ZM69 63L67 64V65H69ZM75 63H76V61H75ZM80 63H82V62H80ZM80 63H79V65H80ZM86 63H88V61L86 60ZM100 63H103L102 61H100ZM106 63H103V64H105L106 65ZM108 63H110V62H108ZM131 63V62H130ZM181 63H182V58H181ZM233 63V64H234ZM242 63V62H241ZM4 64H3V66H4ZM11 64H12V66H11ZM18 64V65H17ZM27 64V65H26ZM49 64V63H48ZM51 64V63H50ZM60 64H62V63H60ZM59 64V65H60ZM78 64V63H77ZM155 64V63H154ZM157 64V63H156ZM160 64V63H159ZM164 64H165V62H164ZM168 64H170V63H168ZM167 64V65H168ZM171 64H172V62H171ZM206 64H208V62L206 63ZM205 64V65H206ZM216 64H218V62L216 63ZM228 65V66H232L231 68H235V66L237 65ZM52 65V64H51ZM53 65H54V63H53ZM52 65V66H53ZM56 65V64H55ZM58 65V64H57ZM70 65H72V64H70ZM69 65V69H70V66ZM75 65V64H74ZM104 65V66H105ZM113 65V64H112ZM132 65V64H131ZM166 65V64H165ZM173 65V64H172ZM176 65V64H175ZM240 65V64H239ZM239 65H237V68L239 67ZM245 65V64H244ZM9 66V67H8ZM19 68H18V67ZM26 66H28V67H26ZM35 66H36V64H35ZM49 66V65H48ZM87 66V65H86ZM97 66V65H96ZM103 66V67H104ZM150 66V65H149ZM155 66V65H154ZM159 66V65H158ZM164 66V65H163ZM169 66H171V65H168V67ZM247 66H249V65H247ZM261 66V65H260ZM15 67V68H14ZM31 67H33V66H31ZM55 67H58L57 69H59L60 67L59 66H55ZM65 67H66V64H65ZM73 67V66H72ZM77 67V66H76ZM83 67H85V64L83 65ZM95 67V66H94ZM99 67H101V66H99ZM124 67H125V65H124ZM136 67H137V65H136ZM156 67V66H155ZM155 67H151L152 69V71L154 72L155 70ZM161 67V66H160ZM159 67V69H161ZM174 67V66H173ZM207 67V66H206ZM0 68V79H2V77H3V80H6V82L10 79H12V78H7L8 76V74L10 73V75H11V72H12V68L10 69V70H8V71H10V72H8V74L6 75V74H4V72H3V70ZM24 68V69H25ZM52 68H54V67H52ZM67 68V67H66ZM65 68V69H66ZM120 68V67H119ZM148 68V67H147ZM154 68V69H153ZM208 69L207 68V70L208 71H211L212 73H214V71H212L214 68H212V70L211 69ZM225 68H223L224 70H226ZM229 68V67H228ZM231 68H229V69H231ZM19 69V70H18ZM33 69V68H32ZM35 69V68H34ZM37 69V68H36ZM68 69V68H67ZM117 69V68H116ZM139 69V68H138ZM157 69V68H156ZM166 69V68H165ZM170 69V68H169ZM168 69V70H169ZM176 69V68H175ZM194 69V68H193ZM222 69V70H223ZM240 69H242L241 68V66H240ZM251 69V68H250ZM254 69V68H253ZM4 70V71H5ZM53 70H55V71H57L56 69H53ZM82 70H85L84 68L82 69ZM122 70V69H121ZM124 70V69H123ZM128 70V69H127ZM136 70V69H135ZM206 70V69H205ZM233 70V72H236L234 69H231V70H229L230 71V73H231V71ZM237 70V69H236ZM1 71H2V75H1ZM25 71V70H24ZM24 71H23V73H24ZM38 72H39V70H37ZM51 71V70H50ZM49 70H48V72H50ZM73 71V70H72ZM75 71V70H74ZM183 71V70H182ZM216 72V73H218V74H220V73H226V71L228 72V69L226 70V71H222V72ZM238 71V70H237ZM247 71V70H246ZM254 71V73H255V70H253ZM22 71H20L19 73L20 74H22L21 73ZM30 72V71H29ZM46 72V71H45ZM53 72V71H52ZM67 72V71H66ZM144 72V71H143ZM152 72V73H153ZM160 72H162V71H160ZM165 72V71H164ZM185 72V71H184ZM206 72V71H205ZM238 72H240V71H238ZM242 72H245V71H243V69H242ZM241 72V73H242ZM252 72V71H251ZM258 72V71H257ZM12 73H14L15 74V72H12ZM44 73V72H43ZM79 73H81V72H79ZM84 73V72H83ZM136 73V72H135ZM139 74H141L140 72H138ZM149 73V72H148ZM152 73L150 72L149 74L150 75H152ZM222 73V74H223ZM229 72L228 73H226V74H228L227 75V77H228V79L230 78L229 77V74H230ZM27 74V73H26ZM28 74H30V73H28ZM45 74V73H44ZM49 73H47V75H48ZM57 74V73H56ZM66 74V73H65ZM126 74V73H125ZM137 74V73H136ZM157 74V73H156ZM156 74H154V75H156ZM162 74V73H161ZM245 74H246V72H245ZM259 74V73H258ZM258 74H246V77H245V75H244V73H243V75H240V73H239V75L237 76L236 75V77H234V79H233V76L230 78V80H232V81H230L229 80V82H227L228 81V79H226L227 81H223V85H225V89H223L221 92H220V90L224 87V86H222V84L220 85V86H222V88L220 87V88H218V91L220 92V93H222L223 91H224V93H225V95L227 94V93H229V91L228 90H226V88L228 89L229 87H230V83L231 82H233L232 84L234 85L235 84V88H237L238 89V94H237V90H236V94H235V96L234 97H232V99H234V100H232V99H229L230 97H229V95L227 96V98L225 97V95L224 94H219L218 93V91L216 92V90L215 91H213L214 89H216L218 86H217V84H216V86H215V84L213 85L214 87H216V88H214V87H211L210 85L212 84L211 82V84L209 85V87L211 88H209V87H207V88H205V89H207V90H209L207 93H206V95L207 94H210V92H216V94H217V96H215V95H212V94H210L212 97L213 96H215V97H213V99H211L212 97H209V95H207L208 96V99L210 98L212 101H209L210 103L204 108V109H200V108H198V109H200V111H198L197 113H196V115H195V112H193L192 113V115H195V119H197L198 118V122L200 123V125L202 124V123H204L205 121H211V120H214V119H216V118H221L220 116H223V117H225V119L227 118V126H228V129H229V127L231 126L232 128H233V130H235L234 132H233V135H229L230 136V138H228L229 136H226V134H225V136H226V139H232L231 140V142L230 141H228L229 143L227 144H225L224 145V143L223 144H220V143H222L223 141V138L222 137H220V138H222V140H220V141H222V142H220L219 141V139H218V141L216 142L215 140H217V139H214L212 136L211 137H209L211 134L209 133H205V131H203L204 132V134H203V132H202V134L199 132V131H196L198 134H196L197 136L200 134L201 135V137H202V139H203V143H205V144H203V143H201L200 142V144H203L204 145V147L203 146H201L202 148H207L206 150H207V152H209L210 154H211V152L212 153H214V152H217L218 154H219V152H220V155H218V156H220L219 158H221L222 156H225V155H222L223 153H222V151L224 152L225 150H224V148H225V146L228 148V149H230V152L232 153L234 150H236V152H238L237 153V155H235V157H231V158H228V157H230V156H232V155H229V156H227V159H225V157H223L224 159L221 161V159L220 160H218V156H217V154H213L214 156H212V154H211V157L213 158L214 157V159H217L216 161H214L213 160V162H208L209 160H208V158H207V160H204L205 158L203 157V158H201L203 155H197V158H196V156H194L195 157V159H198V157H199V161L198 160H195L194 158H192L193 157V155L198 151L197 150V148H196V150L193 148V147H195V146H193L192 148H191V150L193 149V151H196V152H193V151H190L191 152V154H192V152H193V155L191 156V159H193V161H189V159L190 158H187L186 157V153H185V151H186V149L188 148V146L186 147V149H185V147L184 148H182V149H180L181 147H182V145H181V147L179 146V148H177V147H171V151H169L170 149H169V147H170V145H169V147L168 146H166V148L167 149H169V150H167V152H168V156H170V157H172V156H174V158H178L179 160H180V158H181V160H186V164H185V161L183 160V162H184V166H186L187 168H188V166L189 165H191L190 166V168L192 169L191 170V172L193 171V173H196V174H190L188 171V169L185 167V170L183 169L182 170V168H183V165H181V169H179L178 171L176 170V168H175V171H176V173L179 175L178 177H180V178H182V182H181V179H180V183H178L179 182V180H178V182H176V183H172L173 181H174V179H173V181L171 182V181H167L166 182V180L168 179V174H166L167 175V178L165 177V182H164V180H161V178H160V173L158 172L157 174H159V177H158V175L156 174V176L154 175V176H152L153 175V173L154 172H152V170H151V176H147L148 178H149V180L150 181H148V182H151V187H153V188H151V190H148L147 192H143V194L145 193V195H148L149 196V198H148V196L146 197V196H143L142 194V196L143 197H146V198H148L147 200H146V198H143V199H145V200H143V199H139L138 197L140 196V194H138V195H135V194H137V193H135V194H133V195H135L138 199H136V197H130L129 196V194L131 193L130 192V190L128 191V189L126 188V187H124V188H126V190L129 192L128 193V195H127V191H124V189L122 188V190L124 191V192H126V195L127 196H129V197H127V196H124V197H126L127 198V200H125V201H123L124 203H125V205H126V208H127V206H128V209H129V213L128 212H126V211H128L127 209L125 210V214H127V216L126 215H124L125 216V219H124V217H123V219H124V221L125 222H129V217H128V215H131V216H143L144 214V211L146 212H153V213H155V214H152L153 216H154V218L156 217V215L158 214L159 215V213L158 212H161V211H167V212H162L161 214H164L165 215V217H168V218H166L165 219V217H164V215L161 217L160 216V218H162V219H159V220H157V221H159V222H156L157 224H155V222L154 223H149L150 221L148 220V219H146L147 217H144L147 221H149V222H147V223H149V225L151 226L150 227V230L152 231H154V233H156L155 232V230L157 229V227L160 225H164L163 227H165V226H167V227H175V226H178V224H179V221L180 222H183L184 224H190V225H195V226H193V227H197V229H194V230H196V232H194V234L192 233V234H188V235H191V236H187V238L185 237V238H183V236H185V234L184 235H180L179 237H178V239H179V241L178 242H176L175 240H174V242L172 241V240H170V241H172L171 243H170V241L167 239V238H165L166 237V235H163V236H165V237H158V236H161V235H158L157 234V236H156V234L154 235H150L151 234V232H150V230H148V232L147 233H149L150 232V234H147V236H149V237H146L145 238V236L143 235L142 236V234H145L144 232H145V229H147L149 226H148V224L146 223V222H144V218H143V220H142V222L143 223H146L145 225L146 226H148V227H146V228H144V227H142V229L144 228V230H142L141 228H140V231L141 232H143L142 234H141V237H139L138 235H137V237L135 236L134 237V232H135V229H136V227H139V225L140 224H142L143 225V223H141L140 221H141V219H140V221H139V218H138V221H136V222H138V223H136L135 224V226L136 225H138V226H134L132 223H124V222H122V223H124V225L126 224V225H128L127 227H129V224H130V226H134V228L135 229H132V228H130V229H132V230H134L132 233H133V237L131 238L130 236H128L127 234H126V232L129 230L128 228H127V230H126V226H124V225H116V227L114 226H112V228L111 227H105V226H107V225H109L108 224V222L111 220V218H109V214L111 215V213H113L112 211L108 214L107 212L108 211H110V209L106 212V210H105V212L104 211H102L103 213H105V215H107L108 214V218H107V216H105L103 213H101V216H99V214L100 213H98V211L97 210H95V208H93L92 206H90V204H91V202H92V200H95L94 199V197L96 198V194L98 193V194H102V193H104V192H102V193H100L99 191H97L96 190V188H95V190L97 191V193H95L94 194V192L93 191H90L92 194H93V196H91L92 194H90V196H88V197H91V199H92V197H93V199L91 200V202H90V204L89 205H87L86 207H90L91 209L93 208L95 211H96V214H94V212H93V210H91V214H90V212L89 211H87V212H89V213H86L85 214V212L83 213V211H82V209H86L85 208V206L83 205V204H85L86 202H84L82 205H83V207H82V205H81V203H75V201H72L71 202V200L70 199H68L67 198V196L68 197H70V196H72L73 197V195L75 196V197H79V196H76V194H78L80 191H81V193L83 192V188H80V190L79 191H75L74 189H76V188H73V190H74V192H75V194H73V195H71L70 193H71V191H72V186H74V185H72V186H69L70 187V191H68L69 189H67V191L65 192V194H63V195H61L62 197L63 196H65L66 195V193L68 192H70L67 196H66V198L65 197H63V199H62V197L61 198H57V200H56V193H57V195H58V193L59 192H57V191H59V190H56V188H58V187H56V185L54 186V187H56V188H54V190H53V192H51V191H47L46 189H44L45 187H44V184H42L41 183V185H43V186H41V187H44L43 188V190H45V191H42V188L40 187V191H42V192H44V194H46L45 196H44V198H45V201H46V196H47V198H48V196L50 195V196H53V194L52 193H54L55 194V198L54 197H49L48 199H51V201H59L58 202V205H59V207H65L66 208V206H67V204L66 203H68V207L70 206L69 205V203L71 202V204L73 205V204H75V207H77V208H79L78 206L79 205H81L80 207L82 208H80V210L82 211H80V212H78V211H76V209H75V207H73L72 206V210H70V209H68V207H67V210L65 209V208H62V209H65L67 212H73V214L76 212H78L77 213V218H75L76 216H73L74 217V219L72 218V215L73 214H71L70 215V213L68 214L67 212H65V210H62V212H64V215H62L61 213H60V211H61V209H60V211H59V209H57V205H56V207H55V205L54 204H56V202L54 201V203L52 204V202L49 200V202L53 205V206H50V208L51 207H53L55 210H58L57 211V215L60 213L61 214V216H64V217H66V218H69L68 220L65 218V220H67L70 224H69V226H71L72 225V228H70L71 230H68V222L67 221H65V223L67 224L66 226H67V228H66V230L64 231V229H63V227L65 226V223H64V220L62 219V217L60 216V218H61V220H63V222L60 220V219H58L61 223H63L64 224V226H63V224H62V231L60 230V228L58 227V228H54V226H53V224H55V222L53 223V221H50V223H52V225H51V227L53 226V229H59V230H53V229H51V230H53L54 232H51L50 230V233H47L48 231V229H50V227H48V229L46 230V231H44L46 228H47V226H46V222H49V221H47V219L48 220H52V218L54 219L55 217L53 216L52 218H51V215H50V211H52L53 210V208H51L52 210H50V208H49V205H51L50 203L48 204V203H42V192H41V199L40 200H42L41 201V203H42V207H40L39 205H37V206H35V202L34 201H32L31 200V202H33L34 203V206L36 207V210H37V208H38V206H39V209L41 208L42 210H43V212H42V214L45 212V214L46 215H49L50 216V218H48L49 216H46L47 217V219H45L46 217H45V215H43L44 216V218L41 216V214L38 212V211H36L35 213H39V215L42 217H38L37 216V214H35V215H31L30 213H28V215L30 214V216H28L29 217V222H28V219H25L26 220V222H28V225H29V223L31 222L33 225H35L34 227H33V225L30 227V226H28L27 227V225H23L24 226V232H26L25 230V226L27 227V228H32V231L29 233V232H27V234H30L29 236L31 237V239H29L30 237H28L27 236V234H25L27 237H28V239H29V241L31 242V240H33V238H32V236H35V235H33L34 233H33V230H35V232L37 233H40V235H36L37 236V240L35 239V240H33L32 242H31V246L34 248V250H36L37 249V252L36 251H32V249H31V251H28V252H36L35 254H37L36 255V257H35V255L33 256L31 253V256H33V257H35L37 260L39 259V262H41L42 261V263L41 264H43V261H44V264H49L47 261L49 260V258H50V256L51 255H53V254H51L53 251H54V249H57L58 250V248H60L59 247V245H61V244H59L60 242H62L61 240H63L65 237H67L68 236V238H66V239H69V237L71 238V239H73V235H76V236H74V239H75V243H77L76 242V237L79 235L80 236V238L81 237H83L85 234V232L87 233L88 231V233H90V231H91V235H92V232L94 231H97L98 232V234L100 233V237H102L103 235H104V237H106L105 238V241L103 240H101L100 241V237L98 236H96L97 237V241H98V238H100L99 239V241H100V244H98L99 243V241H98V243L95 241V245H93L91 248H90V246L88 247V249L90 250H88L87 248H86V250H84V251H86V253H88L87 254V256H85V258L83 257L84 255L83 254H85L86 255V253L83 251V249H82V251H81V249H78L79 251H77L76 253H73V251H75L76 249V247H71L70 246V250L72 249V252L70 253L69 251H65V250H63V248H62V250H63V252L61 253V248L59 249V250H61L59 253H61V255L60 254H57V255H60L59 257H61L60 259L58 258V260H57V258L55 257V256H57V255H53L54 257H55V259L52 257V260H51V258H50V260H51V262L53 261V263L55 262L54 260H57L56 262H55V264L57 263V264H82L83 262V264H85V259H86V257H89V261L91 262V263H94V264H96L97 262H101L102 261V259L103 258H106V259H104V260H107V258L109 257V256H111V258L112 257H116V258H118L120 255H118L119 253H118V251L120 252V251H122L123 253H124V256H125V253L126 254H132V255H134L135 256V259H136V256H137V259H139L142 255L141 254H143L142 252L144 251L145 253H147L146 255H150L149 253H150V251H157L158 249H160V250H158V251H161V253H162V256L160 257V258H162V260L161 261H159V263L160 262H162L163 260L164 261H167V260H169V259H171V258H174L173 256H175L176 255V258H178L179 256H181V258L183 259V261H184V263L185 264H190V263H193V262H199V264H200V262H201V264H264V225L262 224V226L263 227H257L255 224H256V219H258L257 217L258 216H260V215H262V216H264V166H262V168H258V169H256V168H254V167H257V166H254L253 167V164H252V167L249 165V163L247 162V161H250V160H247L248 159V157L247 156H244V155H248V154H250V152L254 155L255 154V157H257V158H259L258 160L259 161H261V162H263L264 163V138H262V139H258V140H255V141H252V140H248V139H246V137L245 136H247L248 137V135H246V134H244L243 132H241L242 130V128L240 129V127H244V129H246L245 128V126L243 125V126H240V127H238L239 129L237 130V129H235V127L238 125L237 123H239L241 120H244L245 119V125H247V129H246V131H248V132H250L251 130L254 132V131H256V133H257V131H259L260 132V134H262V135H264V119H262L260 122H256V123H254V122H252L253 121V117L256 115V113L258 112L257 111V109L256 110H253L252 111V113L250 114L251 115V117H247L246 118V116H249V115H247L248 114V110H250V109H248V108H250L251 106L250 105H252V103L253 102H255L253 99H254V95L253 94H255V93H257V92H261V94H262V91L261 90H259L260 88H262L263 87V85H261L260 84V86H262V87H260L259 88V81H262V82H264L263 80H264V78H263V76L262 77H259L258 76ZM23 75V74H22ZM34 75V74H33ZM52 75V74H51ZM63 75V74H62ZM61 75V76H62ZM69 75V74H68ZM84 75V74H83ZM128 75H129V73H128ZM146 75H148V74H145V76ZM149 75V76H150ZM173 75H174V73H173ZM187 75V74H186ZM192 75V74H191ZM195 75V74H194ZM200 75V74H199ZM224 75V74H223ZM223 75H221V80H222V78L224 79V77H222ZM249 75V79H248V76ZM262 75H263V73H262ZM2 76V77H1ZM4 76L6 77V78H4ZM13 76V75H12ZM57 76V75H56ZM117 76V75H116ZM133 76H135V75H133ZM137 76V75H136ZM143 76V75H142ZM175 76H176V74H175ZM178 76V75H177ZM176 76V77H177ZM184 76V75H183ZM213 76V75H212ZM224 76H226V75H224ZM11 77V76H10ZM15 76H13V78H14ZM18 77V76H17ZM29 77H30V75H29ZM51 77V76H50ZM79 77V76H78ZM122 77V76H121ZM155 77V76H154ZM153 76H152V78H154ZM161 77V76H160ZM190 77V76H189ZM196 77H198V76H196ZM204 77H206V76H204ZM22 78H24V76H22ZM32 78V77H31ZM38 78H39V76H38ZM41 78H43V77H41ZM48 78V77H47ZM116 78V77H115ZM123 78V77H122ZM121 78V79H122ZM142 78V77H141ZM147 78V77H146ZM149 78H151V77H149ZM166 78V77H165ZM178 78V77H177ZM181 78V77H180ZM210 78H211V76H210ZM226 78V77H225ZM8 79V80H7ZM20 79V78H19ZM54 79V78H53ZM64 79V78H63ZM114 79V78H113ZM124 79V78H123ZM134 79V78H133ZM137 79H140V78H137ZM157 79V78H156ZM161 79V78H160ZM159 79V80H160ZM182 79V78H181ZM196 79V78H195ZM198 79V78H197ZM204 79V78H203ZM212 79V78H211ZM13 80H16V78L15 79H13ZM21 80V79H20ZM30 80V79H29ZM35 80V79H34ZM33 80V81H34ZM38 80H40V79H38ZM49 80V79H48ZM57 80V79H56ZM68 80H69V78H68ZM71 80V79H70ZM102 80V79H101ZM120 80V79H119ZM129 80V79H128ZM135 80V79H134ZM150 80H152V79H150ZM166 80V79H165ZM177 80H180V79H177ZM213 80V79H212ZM212 80H210V81H212ZM220 80V79H219ZM258 80V81H257ZM2 80H0V85H1V82ZM18 81V80H17ZM23 81V80H22ZM32 81V82H33ZM73 81V80H72ZM125 81V80H124ZM132 81V80H131ZM183 81H185V80H183ZM182 81V82H183ZM202 81V80H201ZM12 82V83H11ZM40 82V81H39ZM48 82H50V81H48ZM54 82V81H53ZM75 82V81H74ZM77 82V81H76ZM76 82H75V84H76ZM144 82V81H143ZM152 82H153V80H152ZM157 82H158V80H157ZM162 82V81H161ZM176 82V81H175ZM179 82V81H178ZM218 82V81H217ZM229 83V85L226 87V84L227 83ZM255 82H258L257 83V86L255 85L256 83ZM5 82H3V86H1L0 87V90H1V88L2 87H4V85H8V86H10L9 84H11V86H13V81L11 80L10 81V83H5ZM19 83V82H18ZM35 83L37 84V82L35 81ZM71 83V82H70ZM172 83V82H171ZM193 83V82H192ZM33 84H34V82H33ZM43 84H45L44 82H43ZM42 84V85H43ZM47 84V83H46ZM80 84H82V83H80ZM153 84V83H152ZM165 84H166V81H165ZM168 84V83H167ZM196 84V83H195ZM198 84V83H197ZM202 84H204V83H202ZM50 85V84H49ZM132 85V84H131ZM160 85H161V83H160ZM5 86V87H6ZM10 86V88L8 87V89H11L12 87ZM18 86V85H17ZM40 86V85H39ZM51 86V85H50ZM53 86V85H52ZM59 86H61V85H59ZM76 86V85H75ZM86 86V85H85ZM133 86V85H132ZM140 86V85H139ZM138 86V87H139ZM150 86V85H149ZM164 86V85H163ZM166 86V85H165ZM172 86V85H171ZM187 86V85H186ZM195 86V85H194ZM193 86V87H194ZM198 86H200V84L198 85ZM197 86V87H198ZM202 86V85H201ZM207 86V85H206ZM232 86V85H231ZM14 87V86H13ZM22 87V86H21ZM36 87H38L37 85H36ZM47 87V86H46ZM131 87V86H130ZM143 87V86H142ZM147 87V86H146ZM152 87V86H151ZM192 87V86H191ZM233 87V86H232ZM257 87V88H256ZM39 88V87H38ZM40 88H43V86L41 87L40 86ZM39 88V89H40ZM45 88V87H44ZM85 88V87H84ZM120 88V87H119ZM140 88V87H139ZM168 88H169V84H168ZM179 88V87H178ZM212 88H214L213 90H212ZM259 88V89H258ZM37 89V88H36ZM46 89V88H45ZM60 89V88H59ZM138 89V88H137ZM150 89V88H149ZM165 89V88H164ZM170 89H172V88H170ZM174 89V88H173ZM196 89H198V88H195V90ZM4 90L5 89H3V92H4ZM18 90V89H17ZM48 90H50V89H48ZM122 90V89H121ZM129 90V89H128ZM135 87H134V93H135ZM139 90V92L140 91H144V89H142V90H140V89H138ZM175 90V89H174ZM201 90H203V91H205L204 89H201ZM206 90V91H207ZM225 90L227 91V93L225 92ZM231 90H233V89H231ZM235 90V89H234ZM233 90V91H234ZM257 90H259V91H257ZM2 91V90H1ZM8 90H6V92H7ZM10 92H11V90H9ZM54 91H55V89H54ZM75 91V90H74ZM137 91V90H136ZM180 91H182V90H180ZM199 91V90H198ZM202 91V92H203ZM205 91V92H206ZM232 91V92H233ZM13 92H15V90L13 91ZM12 92V94L11 95H13L14 96V94L15 93H13ZM22 92V91H21ZM41 92V91H40ZM40 92H39V94H40ZM81 92V91H80ZM138 92V91H137ZM146 92H147V90H146ZM163 92V91H162ZM167 92V91H166ZM176 92H177V90H176ZM197 92V91H196ZM200 92V91H199ZM201 92V93H202ZM205 92H203V93H205ZM29 93V92H28ZM34 93V92H33ZM35 93H36V90H35ZM42 93V92H41ZM59 93V92H58ZM63 93H65V92H63ZM77 93V92H76ZM115 93V92H114ZM128 94H129V92H127ZM133 93V94H134ZM145 93V92H144ZM148 93V92H147ZM160 93V92H159ZM159 93H158V95H159ZM213 93V94H214ZM264 93V92H263ZM1 94V93H0ZM2 94H5V93H2ZM9 94V95H10ZM30 94H32V93H30ZM37 94H38V92H37ZM45 94V93H44ZM53 94V93H52ZM66 94V93H65ZM87 93H85V95H86ZM117 94V93H116ZM141 94V93H140ZM162 94V93H161ZM166 94V93H165ZM176 94V93H175ZM180 94V93H179ZM192 94V93H191ZM8 95V96H9ZM10 95V96H11ZM23 95V94H22ZM49 95V94H48ZM47 95V96H48ZM55 95H57V94H54L53 95V98H56V97H58V96H55ZM59 95V94H58ZM62 95V94H61ZM80 95V94H79ZM78 95V96H79ZM130 95V94H129ZM142 95L143 94H141V97H142ZM164 95V94H163ZM174 95V94H173ZM199 95H201L202 96V94H199ZM198 95V97L200 98V96ZM205 95V94H204ZM204 95H203V97H201V99L203 98V101H206L207 102V96L205 97L206 99H204ZM222 95H224V96H222ZM237 95V96H236ZM259 95V94H258ZM257 95V96H258ZM5 96V95H4ZM7 96V97H8ZM17 96V95H16ZM16 96H14V97H16ZM33 96H34V94H33ZM43 96V95H42ZM51 96V95H50ZM55 96V97H54ZM81 96H83V94L81 95ZM89 96V95H88ZM110 96V95H109ZM113 96V95H112ZM139 96V95H138ZM2 97V96H1ZM12 97V96H11ZM18 97V96H17ZM75 97V96H74ZM85 97V96H84ZM92 97V96H91ZM116 97V96H115ZM115 97H114V99H115ZM126 97V96H125ZM170 97V96H169ZM196 97H197V95H196ZM229 97V98H228ZM253 97V98H252ZM256 97V96H255ZM4 98H6V97H4ZM20 98H22V97H20ZM19 98V99H20ZM23 98H25V97H23ZM29 98V97H28ZM35 98V97H34ZM63 98V97H62ZM82 98V97H81ZM89 98V97H88ZM113 98V97H112ZM118 98V97H117ZM120 98H121V95H120ZM127 98V97H126ZM1 99V98H0ZM10 99H12V98H10ZM30 99V98H29ZM37 99V98H36ZM58 99V98H57ZM74 99V98H73ZM96 99V98H95ZM102 99V98H101ZM108 99V98H107ZM151 99V98H150ZM209 99V100H210ZM255 99H257V98H255ZM262 99H264V97L262 98ZM16 100V99H15ZM32 100H34V99H32ZM49 100V99H48ZM56 100V99H55ZM85 100V99H84ZM128 100V99H127ZM157 100V99H156ZM251 100H253V102L251 101ZM257 100H261V99H257ZM7 101V100H6ZM5 101V102H6ZM20 101H21V99H20ZM64 101V100H63ZM78 101V100H77ZM83 101V100H82ZM145 101H147V100H145ZM152 101H153V99H152ZM166 101V100H165ZM175 101V100H174ZM197 101H199L200 103H201V100H197ZM2 102H4V100H2ZM2 102H0L1 104H2ZM4 102V103H5ZM17 102H19V100L17 101ZM21 102H23V101H21ZM20 102V103H21ZM27 102V101H26ZM29 102V101H28ZM37 102V101H36ZM86 102V101H85ZM90 102V101H89ZM93 102V101H92ZM97 102V101H96ZM173 102V101H172ZM193 102H194V100H193ZM250 102H252V103H250ZM31 103H32V101H31ZM30 103V104H31ZM47 103H49V102H47ZM59 103V102H58ZM93 103H95V102H93ZM101 103V102H100ZM124 103V102H123ZM147 103H149V102H147ZM179 103V102H178ZM199 103V104H200ZM202 103H204L205 104V102H202ZM202 103H201V105H202ZM257 103H258V101H257ZM262 104L264 103V101L263 102H261ZM9 104V103H8ZM17 104V103H16ZM33 104V103H32ZM84 104V103H83ZM106 104H108V103H106ZM113 104V103H112ZM129 104V103H128ZM127 104V105H128ZM143 104V103H142ZM151 104V103H150ZM165 104H166V102H165ZM191 104V103H190ZM193 104H195V103H193ZM259 104V103H258ZM13 105V104H12ZM18 105H19V103H18ZM18 105H16L15 107H18ZM29 105V104H28ZM60 105V104H59ZM72 105V104H71ZM90 105V107H92L91 105H93V104H89ZM89 105H87V107L89 106ZM109 105V104H108ZM152 105H153V103H152ZM170 105V104H169ZM196 105H197V103H196ZM206 105V104H205ZM2 106H4V105H2ZM26 106V105H25ZM32 106V105H31ZM54 106H56V105H54ZM63 106V105H62ZM64 106H66V105H64ZM84 106V105H83ZM95 106H97V105H95ZM121 106V105H120ZM126 106V105H125ZM129 106V105H128ZM127 106V107H128ZM180 106V105H179ZM181 106H183V105H181ZM181 106H180V109L178 108L177 110H178V112H180V111H182V108H181ZM12 107V106H11ZM15 107H13V108H15ZM19 107H20V105H19ZM30 107V106H29ZM51 107V106H50ZM81 107V106H80ZM86 106H85V108H83V109H85L86 111H84V112H86L87 113V110H89L90 108L88 107L87 108ZM99 107V106H98ZM147 107H151V106H148V104H147ZM185 107V106H184ZM193 107V106H192ZM197 107H198V105H197ZM196 107V108H197ZM200 107V106H199ZM204 107V106H203ZM253 107H255V104H254V106ZM263 107H264V105H263ZM7 108V107H6ZM22 108V107H21ZM40 108V107H39ZM44 108V107H43ZM53 108V107H52ZM60 108V107H59ZM63 108V107H62ZM93 108H95V107H93ZM92 108V109H93ZM97 108V107H96ZM95 108V109H96ZM111 108V107H110ZM109 108V109H110ZM119 108V107H118ZM129 108V107H128ZM128 108H125V109H128ZM157 108V107H156ZM167 108V107H166ZM170 108V107H169ZM176 108V107H175ZM175 108H173V110L176 112V109ZM256 108H258L257 106H256ZM261 108H262V106H261ZM3 109V108H2ZM11 109V108H10ZM20 109V108H19ZM49 109V108H48ZM61 109V108H60ZM80 109V108H79ZM83 109H82V111H83ZM101 109V108H100ZM112 109V108H111ZM120 109H121V107H120ZM124 109V111H126ZM131 109V108H130ZM141 109V108H140ZM147 109V108H146ZM151 109H152V107H151ZM158 109V108H157ZM160 109V108H159ZM168 109V108H167ZM184 109V108H183ZM198 109H196V110H198ZM255 109V108H254ZM14 110V109H13ZM31 110V109H30ZM43 110V109H42ZM46 110H47V108H46ZM45 110V111H46ZM65 110V109H64ZM74 110V109H73ZM72 110V111H73ZM169 110V109H168ZM171 108H170V110H169V112H167V114H169V116L171 115V114H173V113H170V111L172 112L173 111ZM185 110V109H184ZM191 110V109H190ZM21 111H24V109L23 110H21ZM21 111L19 112V113H21ZM34 111V110H33ZM79 111V110H78ZM91 111V110H90ZM103 111V110H102ZM107 111V110H106ZM123 111V112H124ZM132 111V110H131ZM144 111V110H143ZM153 111V110H152ZM156 111V113L158 114V117H159V113L157 112V110H154L153 112H155ZM161 111H162V109H161ZM187 111H189V110H187ZM255 111H257L256 113H254ZM13 112V111H12ZM15 112V111H14ZM27 112V111H26ZM25 112V113H26ZM42 112V111H41ZM54 112V111H53ZM57 112V111H56ZM60 112V111H59ZM81 112V111H80ZM98 112V111H97ZM105 112V111H104ZM118 112V111H117ZM120 112V111H119ZM183 112H185V111H183ZM259 112H261V111H259ZM262 112H264V111H262ZM261 112V113H262ZM7 113H8V111H7ZM23 113V112H22ZM37 113H38V111H37ZM40 113V112H39ZM121 113V112H120ZM138 113V112H137ZM182 113V112H181ZM9 114V113H8ZM45 114H47V113H45ZM58 114V113H57ZM69 114V113H68ZM71 114V113H70ZM78 114V113H77ZM90 114V113H89ZM111 114H113V113H111ZM115 114H116V112H115ZM125 114V113H124ZM145 114V113H144ZM153 114V113H152ZM157 114H153L152 116L155 118L156 116H157ZM161 114H162V112H161ZM176 114V113H175ZM246 114V115H245ZM253 114H255L254 116H253ZM258 114V113H257ZM16 115H17V113H16ZM26 115V114H25ZM24 115V116H25ZM36 115V114H35ZM48 115V114H47ZM55 115V114H54ZM61 115V114H60ZM79 115V114H78ZM88 115V114H87ZM148 115V114H147ZM156 115V116H155ZM166 115V114H165ZM177 115V114H176ZM181 115V114H180ZM259 115V114H258ZM1 116V115H0ZM58 116V115H57ZM56 116V117H57ZM65 116V115H64ZM107 116V115H106ZM111 116V115H110ZM119 115H116V117L117 118H120V117H118ZM121 117H122V114L120 115ZM125 116V115H124ZM162 116V115H161ZM164 116V115H163ZM166 116H168V115H166ZM168 116V117H169ZM178 116V115H177ZM196 116H197V118H196ZM244 116H245V118H244ZM253 116V117H252ZM9 117V116H8ZM17 117V116H16ZM19 117H21V115L20 116H18V119H19ZM32 117H34V116H32ZM48 117H50V115L48 116ZM51 117H53L52 115H51ZM50 117V118H51ZM61 117V116H60ZM91 117V116H90ZM114 117V116H113ZM128 117V116H127ZM132 117H134V116H132ZM151 117V116H150ZM158 117H156V120H157V118ZM173 117V116H172ZM192 117V116H191ZM223 117H222V119H223ZM240 117H242V119L240 118ZM256 117V116H255ZM258 117L259 116H257V118L256 119H258ZM12 118V117H11ZM27 118V117H26ZM35 118V117H34ZM50 118H48V119H50ZM59 118V117H58ZM65 118V117H64ZM73 118H74V116H73ZM84 118V117H83ZM98 118H100V117H98ZM117 118H115V119H113L114 121H117L116 122V124L115 125H118L119 123V125H120V129L121 128H123L122 126H124V125H122V123L125 121V119L122 117L121 118V120L123 119L124 121H122V122H120L121 120H119V119H117ZM129 118V117H128ZM154 118H152V121H153V119ZM164 118H166V117H164ZM171 118V117H170ZM252 118V119H251ZM262 118H264V117H262ZM6 119H7V117H6ZM21 119V118H20ZM31 119H33V118H31ZM30 119V120H31ZM46 119H47V116H46ZM46 119H44L45 121H46ZM53 120H54V123L55 122H57V120L55 119V118H52ZM80 119V118H79ZM82 119V118H81ZM96 119V118H95ZM101 119V118H100ZM103 119V118H102ZM101 119V120H102ZM117 119V120H116ZM134 119V118H133ZM132 119V120H133ZM160 119V118H159ZM185 119H188V118H185ZM192 119V118H191ZM190 119V120H191ZM222 119H220V120H222ZM240 119V120H239ZM1 120V119H0ZM29 120V119H28ZM34 120H36V119H34ZM40 120H42V119H40ZM39 120V121H40ZM52 120V121H53ZM59 120V119H58ZM61 120H62V118H61ZM60 120V121H61ZM68 120H69V118H68ZM72 120V119H71ZM88 120H89V118H88ZM94 120V119H93ZM98 120V119H97ZM108 120V119H107ZM112 120V119H111ZM128 121V122H131L132 123V125H133V123H134V121ZM155 119H154V121H156ZM168 120V119H167ZM167 120L165 121V122H167ZM238 120V122H236ZM255 120V119H254ZM26 121V120H25ZM32 121V120H31ZM49 120H47V122H48ZM78 121V120H77ZM80 121V120H79ZM87 121V120H86ZM96 121V120H95ZM193 121V120H192ZM192 121H190V122H192ZM217 121V120H216ZM224 121V120H223ZM225 121V122H226ZM8 122V121H7ZM24 122V121H23ZM42 122H43V120H42ZM71 122V121H70ZM119 122V123H118ZM125 122H127V121H125ZM144 122V121H143ZM158 122H159V120H158ZM157 122V123H158ZM182 122V121H181ZM189 122V123H190ZM196 122V121H195ZM44 123V122H43ZM49 123H51V122H49ZM48 123V124H49ZM63 123V122H62ZM108 123V122H107ZM156 123V124H157ZM162 123V122H161ZM170 123V122H169ZM176 123V122H175ZM182 123H184V122H182ZM213 123H214V121H213ZM217 124L219 123V122H216ZM237 125H236V124ZM21 124V123H20ZM25 124V123H24ZM52 124V123H51ZM56 125H58V123H55ZM55 124H53V126L55 125ZM72 124V123H71ZM80 124V123H79ZM85 124V123H84ZM100 124V123H99ZM113 124V125H114ZM139 124V123H138ZM151 124H154V122H151ZM163 124V123H162ZM168 124V123H167ZM171 124V123H170ZM180 124V123H179ZM185 124H187V122L185 123ZM184 124V125H185ZM194 124V123H193ZM195 124H198V123H195ZM206 123H204V125H205ZM208 124V123H207ZM206 124V125H207ZM210 124L212 125V123L210 122ZM222 124V123H221ZM27 125H28V123H27ZM34 125V124H33ZM41 125V124H40ZM60 125H62V124H60ZM59 125V126H60ZM78 125V124H77ZM76 125V126H77ZM94 125V124H93ZM95 125H96V123H95ZM111 125V124H110ZM119 125L117 126V128L119 127ZM135 125V124H134ZM143 125H144V123H143ZM142 125V126H143ZM155 125V124H154ZM161 125V124H160ZM169 125V124H168ZM168 125H166V126H168ZM173 125V124H172ZM182 125V124H181ZM219 125V124H218ZM236 125V126H235ZM241 125V124H240ZM9 126V125H8ZM42 127H44L43 125H41ZM40 126V127H41ZM63 126L64 127H66V125L65 124H63ZM70 126V125H69ZM68 126V127H69ZM72 126V125H71ZM98 126V125H97ZM105 126V125H104ZM165 126V127H166ZM175 126H176V124H175ZM174 126V127H175ZM187 126H188V124H187ZM209 126V125H208ZM213 126H216V125H213ZM224 126H225V124H224ZM224 126H223V128H224ZM5 127H7L6 125H5ZM22 127V126H21ZM31 127V126H30ZM29 127V128H30ZM41 127V128H42ZM50 127V126H49ZM48 127V128H49ZM54 127H57V126H54ZM61 128H59V127H57L56 128V130L55 131H57V129L59 128V129H63V127L62 126H60ZM78 127V126H77ZM80 127V126H79ZM78 127V128H79ZM134 127V126H133ZM183 128H184V126H182ZM191 127H193V126H189L188 128H190V129H192ZM212 127V126H211ZM222 127V126H221ZM231 127H230V129H231ZM19 128V127H18ZM41 128H40V130H41ZM72 128V127H71ZM86 128H87V125H86ZM110 128V127H109ZM112 128H113V130H114V126H112ZM111 128V129H112ZM135 128V127H134ZM134 128H132L131 127V130L130 129H128V130H130V132L132 131V130H134ZM160 128V127H159ZM171 128V127H170ZM200 128V127H199ZM206 128H207V126H206ZM218 128V127H217ZM222 128V129H223ZM237 128V127H236ZM50 129V128H49ZM54 129V128H53ZM66 129V128H65ZM75 129V128H74ZM85 129V128H84ZM127 129V128H126ZM136 129H138V128H136ZM135 129V130H136ZM166 129V128H165ZM176 129V131H177V128H175ZM175 129H173V130H175ZM190 129H188V130H190ZM194 129V128H193ZM192 129V130H193ZM197 129H198V127H197ZM210 129V128H209ZM208 129V130H209ZM212 129V128H211ZM214 129V128H213ZM221 129V130H222ZM6 130V129H5ZM21 130V129H20ZM36 130V129H35ZM42 130H45L44 128L42 129ZM41 130V132H43ZM52 130V129H51ZM100 130V129H99ZM107 130V129H106ZM134 130V132H132V133H130L129 131H126V133H128L127 135L126 134H123V136L125 135V138H126V140H127V144L125 143V141H124V143H125V145H128V139H131L130 141H133V142H130V143H132V145L135 143L134 141L138 138V136H139V134L141 133V132H139L140 130H138V132H136ZM150 130H152V129H150ZM168 130V129H167ZM170 130V129H169ZM182 130V129H181ZM180 130V131H181ZM195 130H196V128H195ZM198 130H200V129H198ZM207 130V129H206ZM207 130V131H208ZM214 130H216V129H214ZM218 130V129H217ZM220 130V129H219ZM219 130L216 132V133H218L219 132ZM225 130H227V128L225 129ZM232 130V131H233ZM250 130V131H249ZM22 131V130H21ZM47 131V130H46ZM65 131V130H64ZM63 130H62V133L64 132ZM70 131H72V130H70ZM98 131V130H97ZM115 131H118V130H115ZM157 131V130H156ZM179 131V130H178ZM185 131V129H183V132ZM201 131V130H200ZM231 131V130H230ZM231 131V132H232ZM245 131V132H246ZM33 132V131H32ZM48 132L50 133L51 131H49L48 130ZM54 132V131H53ZM105 132V131H104ZM111 132V131H110ZM122 132V131H121ZM124 132V131H123ZM143 132V131H142ZM145 132V131H144ZM164 132V131H163ZM173 132H175V131H173ZM172 132V133H173ZM186 132V131H185ZM194 132V131H193ZM192 132V133H193ZM214 132V131H213ZM212 131H211V133H213ZM252 132V133H253ZM17 133V132H16ZM43 133H45V132H43ZM52 133V132H51ZM58 134L60 133V134H62L59 130H58V132H57ZM56 133V134H57ZM68 133H69V131H68ZM84 133V132H83ZM109 133V132H108ZM115 133H117V132H115ZM125 133V132H124ZM171 133V135L173 136V134ZM190 133V132H189ZM191 133V134H192ZM215 133V132H214ZM221 133V132H220ZM219 133V134H220ZM225 133H227L226 131H225ZM247 133V132H246ZM3 134V133H2ZM33 134V133H32ZM54 134H55V132H54ZM64 134H65V132H64ZM72 134V133H71ZM99 134V133H98ZM111 134H113V133H110V135ZM119 134V133H118ZM122 134L120 133V135L122 136ZM142 135V137H144L145 135H143V133H141ZM145 134V133H144ZM180 134H183V133H180ZM218 134V136H223L222 134L221 135H219ZM231 134V133H230ZM255 134V133H254ZM259 134V135H260ZM63 135V134H62ZM66 135V134H65ZM69 135V134H68ZM68 135H66V136H68ZM102 135V134H101ZM149 135V134H148ZM177 135H179V134H177ZM176 135V136H177ZM183 135H185V134H183ZM183 135H179V138H181ZM193 135H194V133H193ZM199 135V136H200ZM47 135H45V137H46ZM52 136V135H51ZM64 136V135H63ZM65 136V137H66ZM74 136V135H73ZM119 136V135H118ZM149 136H151V135H149ZM159 136V135H158ZM157 136V137H158ZM164 136V135H163ZM168 136V135H167ZM170 137V135H169V137L170 138H174L175 137V134H174V136L173 137ZM181 136V137H180ZM188 136V132H187V134H186V136L185 137H187ZM191 137H192V135H190ZM189 136V137H190ZM216 136H217V134H216ZM217 136V137H218ZM249 136H250V134H249ZM256 136V135H255ZM258 136V135H257ZM5 137V136H4ZM28 137V136H27ZM49 137V136H48ZM47 137V138H48ZM77 137V136H76ZM85 137H86V134H85ZM102 137H103V135H102ZM101 137V138H102ZM106 137H108V138H110L109 137V135L108 136H106ZM142 137H140L141 139H142ZM169 137L167 138V139H169ZM184 137V136H183ZM184 137V138H185ZM253 137V136H252ZM261 137H263V136H261ZM19 138V137H18ZM29 138V137H28ZM51 138H53V137H51ZM69 138H71V137H69ZM116 139L118 138L117 136L115 137ZM121 139H122V137H120ZM147 138L148 137H146V140H147ZM161 138H162V136H161ZM176 138V137H175ZM178 138V137H177ZM192 138H194V137H192ZM205 138V139H204ZM219 138V137H218ZM259 138H260V136H259ZM12 139V138H11ZM14 139V138H13ZM20 139V138H19ZM22 139V138H21ZM68 139V138H67ZM87 139V138H86ZM85 139V140H86ZM99 139H100V137H99ZM98 138L96 139V140H98V141H100ZM121 139H119V140H121ZM124 139V138H123ZM122 139V140H123ZM150 139V138H149ZM155 139V138H154ZM165 139V138H164ZM167 139H165L166 141H169V140H167ZM186 139V138H185ZM189 139V138H188ZM191 139V138H190ZM189 139V140H190ZM257 139V138H256ZM23 140V139H22ZM44 140V139H43ZM49 140V139H48ZM58 140V139H57ZM81 140V139H80ZM83 140V139H82ZM95 140V141H96ZM105 140V139H104ZM113 140V139H112ZM121 140V141H122ZM125 140V139H124ZM143 140V139H142ZM174 140V139H173ZM175 140H179L180 142L182 141V140H180V139H175ZM174 140V143L173 144H175V141ZM184 140V139H183ZM187 140V139H186ZM194 139H192V141H193ZM205 140V141H204ZM17 141H18V139H17ZM46 141V140H45ZM51 141V140H50ZM53 141V140H52ZM77 141V140H76ZM76 141H73V138H72V140L71 139H69V140H67V142L64 140V142H66V144L65 143H63V144H65V145H62V146H59L60 145V143H58L59 145V147H53L54 148V150H52L53 151V153L54 154H59V156H63V155H61V154H64V152H65V154H68L67 153V151H73V149L75 148L76 149V147L78 148V144H77V146H76ZM91 141H94V140H91ZM90 141V142H91ZM95 141H94V144H95ZM106 141V140H105ZM108 141V140H107ZM115 141V140H114ZM113 141V142H114ZM117 141V140H116ZM144 141H145V138H144ZM144 141H142V144L144 145ZM148 141V140H147ZM164 141V140H163ZM165 141V142H166ZM171 141V140H170ZM179 141H178V143H179ZM191 141V142H192ZM195 141L197 142V140H196V138H195ZM215 141V142H214ZM224 141H225V139H224ZM8 142V141H7ZM10 142V141H9ZM16 142V141H15ZM15 142H13V143H15ZM23 142H24V140H23ZM42 142V141H41ZM54 142H56L55 140H54ZM63 142V141H62ZM102 142V141H101ZM104 142V141H103ZM102 142V143H103ZM112 142V141H111ZM154 142V141H153ZM158 142V141H157ZM157 142H155L156 144H157ZM183 142H185V141H183ZM182 142V143H183ZM187 142H189L188 140H187ZM191 142H189L190 144H191ZM194 142V141H193ZM198 142H199V140H198ZM13 143L12 144H10L11 145V148H13L14 146H12L13 145ZM22 143V142H21ZM35 143V142H34ZM40 143V142H39ZM80 143V142H79ZM89 143V142H88ZM98 144L97 145H95V147L93 148V150H95L96 151V153H100V155H102L103 153H108L109 151H111L112 149H110V147L108 148L106 145H105V142L103 143L104 145H102V143L100 144L99 142H97ZM116 143V142H115ZM114 143V144H115ZM118 143H120V142H118ZM122 143V146H123V142H121ZM136 143H138V142H136ZM136 143H135V146H133V147H136ZM148 143L150 144V142L148 141ZM147 142L145 143L146 144V146H147V144H148ZM170 143V142H169ZM177 143V142H176ZM218 143V144H217ZM9 144V143H8ZM7 144V145H8ZM45 144H46V142H45ZM44 144V145H45ZM56 144V143H55ZM81 144V143H80ZM84 144V143H83ZM109 144V143H108ZM152 144V143H151ZM180 144V143H179ZM188 144V143H187ZM21 145V144H20ZM29 145H31V144H29ZM35 145V144H34ZM33 145V146H34ZM38 145H41V144H38ZM47 145H48V142H47ZM47 145L46 146H43V150H46L48 147H47ZM49 145H50V143H49ZM48 145V146H49ZM53 144H51L50 146H52ZM88 145V144H87ZM110 145H111V143H110ZM116 145V144H115ZM131 145V144H130ZM138 145V144H137ZM139 145H141V144H139ZM138 145V146H139ZM142 145V146H143ZM160 145V144H159ZM161 145H162V143H161ZM178 145V144H177ZM176 145V146H177ZM186 145V144H185ZM196 145V144H195ZM222 145H224V146H222ZM6 146V145H5ZM42 146H37L38 148L39 147H42ZM49 146V147H50ZM54 146V145H53ZM89 146V145H88ZM94 146V145H93ZM120 145H118V147H119ZM121 146V147H122ZM172 146V145H171ZM175 146V145H174ZM190 146H192V145H190ZM196 146H198V144L196 145ZM10 147V146H9ZM9 147H7V148H9ZM35 147V146H34ZM45 147H47L46 149H45ZM113 147H115L114 145L112 146V148ZM117 147V148H118ZM120 147V148H121ZM133 147H131V146H129V148H133ZM154 147V146H153ZM162 147H164V146H162ZM201 147H200V145H199V147H198V149H199V152H201L200 151V149H201ZM4 148V147H3ZM6 148V147H5ZM6 148V149H7ZM30 148V147H29ZM51 148V147H50ZM50 148L48 149V150H50ZM82 148V147H81ZM86 148V147H85ZM124 148V146L122 147V149ZM127 148V147H126ZM126 148H124V150H126V152H124L122 149H120L122 152H124V153H127V149ZM140 148V147H139ZM146 150H147V147H144ZM172 148H174L173 150H172ZM217 149V150H214V149ZM220 148L221 149H223V150H220ZM227 148H226V150H227ZM2 149V148H1ZM0 149V150H1ZM17 149H19V148H17ZM23 149V148H22ZM115 148H113V150H114ZM119 149V148H118ZM131 149H128V154H127V156L123 153H120V152H118V153H120V154H122L120 157H122V156H126V157H128V155L130 154V156L132 155V154H134L136 151V148L134 149V152H133V149L131 150ZM158 149V148H157ZM163 149V148H162ZM165 149V148H164ZM163 149V150H164ZM232 149V150H231ZM9 151H11L10 150V148L8 149ZM8 150H5V151H7V152H9ZM38 150H40V148L38 149ZM42 150V151H43ZM92 150V151H93ZM116 150V149H115ZM132 151V153H129V151ZM141 150V149H140ZM139 150V151H140ZM154 150V149H153ZM166 150H164V151H166ZM185 150V151H184ZM205 150V149H204ZM203 150V151H204ZM205 150V151H206ZM209 150H212V151H209ZM1 151H3V150H1ZM24 151V150H23ZM32 151V150H31ZM41 151V152H42ZM47 151V150H46ZM119 151V150H118ZM137 151H138V149H137ZM142 151V150H141ZM160 151H161V149H160ZM203 151L201 152V153H203ZM229 151V150H228ZM246 151L247 152H249L248 154H246ZM13 152V151H12ZM39 152V151H38ZM50 152V151H49ZM49 152H48V154H49ZM75 151H73V153H74ZM94 152V151H93ZM101 152H103L102 154H101ZM111 152H113V153H115L114 151H111ZM111 152H109V153H111ZM144 152H147V151H144ZM162 152V151H161ZM188 152V151H187ZM190 152L188 153V154H190ZM206 152V153H207ZM44 153V152H43ZM112 153V154H113ZM141 153V152H140ZM143 153V152H142ZM141 153V154H142ZM166 153V152H165ZM165 153H160L159 152V157H160V155H164ZM225 153V152H224ZM235 153V152H234ZM233 153V154H234ZM27 154V153H26ZM47 154V155H48ZM144 154L145 155H147L146 153H143V156H144ZM183 154H185L184 156H185V158H184V156H183ZM190 154V155H191ZM197 154V153H196ZM195 154V155H196ZM199 154V153H198ZM227 154V153H226ZM236 154V153H235ZM239 154V155H238ZM244 154V155H243ZM5 155H6V152H5ZM43 155V154H42ZM53 155V154H52ZM73 155V154H72ZM103 155H105V154H103ZM102 155V156H103ZM113 155H115V154H113ZM136 155H139L138 157L140 158V154H136ZM136 155H132L133 157H135ZM215 155L217 156V158H215ZM222 155V156H221ZM228 155V154H227ZM252 155V156H253ZM3 156V155H2ZM10 156V155H9ZM34 156V155H33ZM68 156H69V154H68ZM101 156V157H102ZM105 156H108V155H105ZM105 156H104V159H105ZM116 156V155H115ZM189 156V155H188ZM234 156V155H233ZM249 156V155H248ZM250 156H251V154H250ZM27 157V156H26ZM40 157H43L42 159L43 160H45L44 159V155L43 156H40ZM46 157H48V156H46ZM52 157V156H51ZM54 157H56V156H54ZM53 157V158H54ZM58 157V156H57ZM100 157V156H99ZM108 157H110V156H108ZM112 157V156H111ZM147 157V156H146ZM146 157H145V159H144V161H146L147 159H149V156H148V158L146 159ZM163 157H167V155H164ZM169 157V158H170ZM190 157V156H189ZM206 157H210V155L208 154ZM3 158V160H4V157H2ZM8 158V157H7ZM10 158V157H9ZM53 158L51 159L52 161H53ZM115 158H117V160H118V158H119V156L118 157H115ZM123 158H125V157H123ZM123 158H122V160H123ZM131 158V157H130ZM142 158V157H141ZM144 158V157H143ZM151 158V157H150ZM155 159H156V157H154ZM161 158H162V156H161ZM173 158V157H172ZM24 159H26V158H24ZM30 159V158H29ZM31 159H33V158H31ZM55 159V158H54ZM108 160L110 159V158H107ZM106 159V160H107ZM113 159H114V156H113ZM121 159V158H120ZM119 159V160H120ZM127 158H125V162L124 161H122V163L124 162V164L126 165V160ZM153 159V158H152ZM164 159H166V158H164ZM177 159V160H178ZM204 160V161H207V162H202V161H200V160ZM210 159V158H209ZM10 160V159H9ZM33 160H35V158L33 159ZM33 160H32V162H33ZM36 160L39 162V160H41L40 158L39 159H37L36 158ZM35 160V161H36ZM46 160H48L47 158H46ZM50 160V161H51ZM101 160V159H100ZM100 160H97V161H100ZM108 160L107 161H105V160H102V161H104V162H108ZM117 160L115 161V163L117 162ZM138 160V159H137ZM139 160H142V159H139ZM160 160H162V162H164L163 161V158L162 159H160ZM171 160V159H170ZM263 160V161H262ZM17 161H18V159H17ZM26 161H28V162H25L24 161V164L23 165H25V163L27 164H29L31 161H29V160H26ZM49 161V162H50ZM59 161V160H58ZM87 161V160H86ZM128 161H129V163H131V165H132V167L133 166H136V164L134 163V165L132 164V162H131V160L130 159H128ZM136 161V160H135ZM143 161V162H144ZM151 161V160H150ZM159 161V160H158ZM174 161H176V160H174ZM173 161V162H174ZM211 161H212V159H211ZM217 161H220V162H217ZM23 162V161H22ZM112 162H113V160H112ZM139 163H141V161H138ZM137 162V163H138ZM152 162H154V163H151V166H152V164L155 166V168H156V165L155 164H157L156 163V161H152ZM177 162V161H176ZM180 162H182V161H180ZM188 162V163H187ZM255 162H258V161H256L255 160ZM3 163V162H2ZM6 163H8V162H6ZM6 163H3V164H6ZM11 163H12V161H11ZM14 163H17L16 162V160H15V162ZM37 163V162H36ZM109 163V162H108ZM107 163V164H108ZM128 163V162H127ZM159 163H161V162H159ZM171 163V162H170ZM254 163V162H253ZM263 163H260V164H263ZM34 164V163H33ZM55 164V163H54ZM97 164H99V163H97ZM102 164H103V162H102ZM106 164V165H107ZM111 164H114V163H111ZM110 164V165H111ZM117 164H118V162H117ZM117 164H114V165H117ZM119 164H120V162H119ZM143 164V163H142ZM162 164V163H161ZM166 164V163H165ZM168 164V163H167ZM176 164V163H175ZM180 164V163H179ZM187 164H189V165H187ZM256 164V163H255ZM254 164V165H255ZM7 165V164H6ZM12 165V164H11ZM15 166H16V164H14ZM56 166H57V164H55ZM101 165V164H100ZM114 165H113V167H114ZM131 165H130V167H131ZM171 165V164H170ZM257 165H258V163H257ZM3 166V165H2ZM8 166H10L9 164H8ZM7 166V167H8ZM15 166H13V167H15ZM38 166V165H37ZM87 166V165H86ZM90 166V165H89ZM92 166V165H91ZM108 166H109V164H108ZM127 166V165H126ZM142 166V165H141ZM159 166H161V165H158L157 167H159ZM167 166V165H166ZM169 166V165H168ZM6 167V168H7ZM24 167V166H23ZM28 167V166H27ZM53 167V166H52ZM58 167H59V165H58ZM98 167H99V165H98ZM112 167V166H111ZM116 167V166H115ZM137 167V166H136ZM139 167V166H138ZM259 167V166H258ZM5 168V169H6ZM26 168V167H25ZM95 168H97V167H95ZM106 168V167H105ZM120 168V167H119ZM122 168H124L123 166H122ZM126 168H129L128 166L126 167ZM148 168H149V166H148ZM154 168V169H155ZM179 168V167H178ZM241 168V169H240ZM11 169H12V167H11ZM11 169H8V170H11ZM14 169V168H13ZM108 169V168H107ZM106 169V170H107ZM110 169V168H109ZM112 169V168H111ZM115 169V168H114ZM133 169V168H132ZM136 169V168H135ZM144 169V168H143ZM158 169V168H157ZM163 169V168H162ZM168 169V168H167ZM186 169H187V171H186ZM7 170V169H6ZM113 170V169H112ZM156 170V169H155ZM173 170V169H172ZM172 170H170L171 171V174L174 172H172ZM1 171H3L2 170V168H1ZM24 171V170H23ZM49 171V170H48ZM57 171V173H58V170H56ZM66 171V170H65ZM67 171H69V170H67ZM130 171V170H129ZM139 171V170H138ZM142 171V170H141ZM140 171V172H141ZM147 171H150V169L149 170H147ZM146 171V172H147ZM154 171V170H153ZM156 171H158V170H156ZM170 171H167V173L168 172H170ZM7 172H9V171H7ZM63 172V171H62ZM88 172V171H87ZM101 172V171H100ZM113 172H115V171H113ZM161 172V171H160ZM3 174L5 173L4 171L2 172ZM37 173V172H36ZM76 173V172H75ZM91 173V172H90ZM103 173H104V171H103ZM106 173H108V172H106ZM105 173V174H106ZM117 173V172H116ZM147 173H149V172H147ZM146 173V174H147ZM164 173V172H163ZM207 173V174H206ZM210 173H214L213 175H209ZM10 173H8V174H4V176H0V178H2V177H4L3 179H5V176H7V175H9ZM12 174V173H11ZM10 174V175H11ZM24 174H25V172H24ZM56 174V173H55ZM89 174V173H88ZM92 174V173H91ZM101 175H102V173H100ZM105 174H104V176H105ZM113 174H115V173H113ZM143 174V173H142ZM170 174V173H169ZM2 175V174H1ZM13 175V174H12ZM15 175V174H14ZM36 175H38V174H36ZM72 175V174H71ZM93 175V174H92ZM97 175V177H98V174H96ZM100 175V176H101ZM109 175H111V174H109ZM128 175V174H127ZM127 175H126V177H127ZM136 175V174H135ZM162 175H164V174H162ZM165 175V176H166ZM173 175H175V173H173ZM182 177H181V176ZM198 175V176H197ZM205 175H209L208 176V178H207V176H205ZM24 176H27V175H23V177ZM31 176H33L32 174H31ZM40 176H42V175H40ZM49 176V175H48ZM59 176V175H58ZM62 176V175H61ZM64 176V175H63ZM91 176V175H90ZM94 176V175H93ZM103 176V175H102ZM101 176V177H102ZM112 176V175H111ZM116 176V175H115ZM120 176V175H119ZM205 176V177H204ZM8 177H10V176H7V179L6 180H2V182H5V183H7L6 181H9L10 182V179L8 180ZM12 177V176H11ZM15 177V176H14ZM13 177V178H14ZM18 177V176H17ZM22 177V176H21ZM35 177V176H34ZM45 177V176H44ZM81 177V176H80ZM84 177H85V175H84ZM87 177H89V175H87ZM125 177V176H124ZM128 177H130V176H128ZM142 177H144V175H142L141 176V178ZM176 177V176H175ZM27 178V177H26ZM52 178V177H51ZM56 178V177H55ZM63 178V177H62ZM71 178H73V176L71 177ZM93 178H95V176L93 177ZM104 178V177H103ZM103 178H101V180L100 181H102V180H104ZM108 178H110V176L109 177H107V179ZM113 178H114V180L113 181H115V177H114V175H113ZM112 178V179H113ZM116 178H118L117 176H116ZM123 178V177H122ZM137 178V177H136ZM171 178V177H170ZM174 178V177H173ZM37 179V178H36ZM46 179V178H45ZM78 179H79V177H78ZM88 179H90V183H89V180H88V183L87 182H80L81 184H83V183H87V184H91V186H88V187H92V185H93V183L95 184V182H91V178H88ZM126 179H128V178H126ZM144 179V178H143ZM163 179V178H162ZM176 179V178H175ZM22 180H24V179H21V182H23ZM32 180V179H31ZM38 180V179H37ZM43 181L42 179H40L39 178V181ZM49 180V179H48ZM56 180V179H55ZM81 180V179H80ZM93 180V179H92ZM96 180V179H95ZM94 180V181H95ZM117 180V179H116ZM118 180H121V179H118ZM132 180V179H131ZM140 180V179H139ZM142 180V179H141ZM169 180V179H168ZM171 180V179H170ZM62 181V180H61ZM70 181V180H69ZM83 181H85V180H83ZM107 181H109V180H107ZM113 181H111L110 183L112 184V182ZM137 181H138V179H137ZM136 181V182H137ZM177 181V180H176ZM13 182V181H12ZM105 182V181H104ZM116 182V181H115ZM120 182V181H119ZM130 182V181H129ZM5 183H3V185L5 184ZM14 183V182H13ZM16 183V182H15ZM31 183L32 182H30L29 181V184L31 185ZM54 184L56 183V182H53ZM52 183V184H53ZM62 183V182H61ZM96 183H98L97 181H96ZM102 183V182H101ZM107 183V182H106ZM106 183H104V184H106ZM118 183V182H117ZM240 184V186H239V184ZM0 184H1V182H0ZM77 185H79V187H83V185L82 186H80V184H78V183H76ZM76 184H75V187H76ZM121 184H122V182H121ZM131 184V183H130ZM129 184V185H130ZM140 184V183H139ZM236 184H238V186L239 187H241V188H243L244 189V192L245 191H249V196H248V194L246 195L247 197H245V196H243L244 195V193L242 194V191H237L238 189H236V190H234V187L236 186ZM33 185L34 186H40V184H38V185H35V183H33L32 184V187L31 188H33ZM51 185V184H50ZM49 185V186H50ZM58 185V184H57ZM68 185V184H67ZM100 185V184H99ZM99 185H97V186H99ZM102 185H103V183L100 185V189H102ZM125 184H123L122 186H124ZM137 185V184H136ZM233 185H235V186H233ZM1 186V185H0ZM47 186V185H46ZM49 186H47V187H49ZM53 186V185H52ZM52 186H51V188H52ZM59 186V185H58ZM85 186V185H84ZM94 186V185H93ZM96 186V185H95ZM94 186V187H95ZM110 186H115V184L114 185H110ZM110 186H108V189H109V187ZM121 186V185H120ZM125 186H127V184L125 185ZM131 186V188H133L134 189V187H132V185H130ZM134 186V185H133ZM141 186V185H140ZM3 187V186H2ZM11 187V186H10ZM35 187V188H36ZM37 187V188H38ZM61 187V186H60ZM64 187H66V186H64ZM68 187V188H69ZM87 187V186H86ZM93 187V188H94ZM117 187V186H116ZM115 187V188H116ZM129 187V186H128ZM143 187V186H142ZM232 187H233V189H232ZM13 188V187H12ZM12 188H10L11 190H12ZM37 188H36V190H37ZM52 188V189H53ZM99 188V187H98ZM97 188V189H98ZM106 190H105V189ZM103 188V191L105 190V193H104V195H106L107 194V192H108V190H107V186H105ZM137 187H135V189H136ZM150 188H148V189H150ZM218 189L217 191H219V193H217V194H215L214 193V191L216 190V189ZM24 189H26V188H24ZM48 189V188H47ZM60 189H62V188H60ZM78 189V188H77ZM86 188L84 187V190H85ZM92 189V188H91ZM114 189V187L112 188V190ZM120 189V192L122 193L123 191H121V188H119ZM129 189H130V187H129ZM132 189V190H133ZM11 190H4L3 188L0 190V200H5L4 202L5 203H8V202H6V200H10V202H12L13 203V205H14V203H17L18 202V206L16 205V207L18 208V207H21L22 209H24V213H26V210L25 209H30L31 210V207L33 206V203L32 204H30L31 202H29V200L27 199V197L26 196H28L27 194H26V196H24V195H22V196H24V198L26 197V199H27V202H25L26 201V199L23 201V199H22V201L21 200H19V201H11V200H14L15 198H16V195H17V193H15L13 190L11 191ZM16 190V189H15ZM37 191V192H39L40 193V191ZM56 190V192H54ZM66 189H64V191H65ZM88 190H90V189H86L85 190V192L87 193V191ZM118 190V189H117ZM131 190V191H132ZM214 190V191H213ZM234 190V191H233ZM63 190H61V192H62ZM63 191V192H64ZM107 191V192H106ZM110 193H112L113 194V192H111V188H110ZM113 191H116V190H113ZM119 191V190H118ZM117 191V192H118ZM141 191V190H140ZM212 191H213V193H212ZM21 192V191H20ZM34 192V191H33ZM77 192V193H76ZM90 192H88V193H90ZM120 192H119V194H120ZM133 192V191H132ZM135 192V191H134ZM133 192V193H134ZM23 193L25 194V191H23ZM31 193V192H30ZM36 193V192H35ZM72 193H73V191H72ZM81 193H79V194H81ZM85 193V194H86ZM22 193H20L18 196H20ZM38 194V193H37ZM37 194H35V195H37ZM85 194H84V192H83V195L85 196ZM118 194V193H117ZM115 192H114V195H111V194H108V195H106L105 197H108L109 198V201H110V197H111V200H117V201H119L120 199L122 200H124L125 198H123L122 197V195L120 196L119 194V196L117 195ZM215 194V195H214ZM33 194H31V196H32ZM39 195V194H38ZM70 195V196H69ZM86 195H88V194H86ZM104 195H99V199H101L102 198V196H103V198H104ZM111 195V196H110ZM132 195V194H131ZM30 195H29V197H31ZM59 196H60V194H59ZM110 196V197H109ZM28 197V198H29ZM35 197V196H34ZM33 197V199H37V198H34ZM74 197V198H75ZM81 197V196H80ZM79 197V198H80ZM87 197V198H88ZM101 197V198H100ZM120 197V198H119ZM20 198V197H19ZM23 198V197H22ZM71 198V197H70ZM82 198V197H81ZM97 198H98V195H97ZM102 198V199H103ZM108 198H107V202H108ZM21 199V198H20ZM78 199V198H77ZM70 202H69V201ZM74 200V199H73ZM87 200V199H86ZM79 201V200H78ZM81 201V200H80ZM79 201V202H80ZM82 201H85L84 200V197H83V200ZM81 201V202H82ZM98 201V200H97ZM103 201V200H102ZM40 201H37L36 200V203L38 204ZM44 202V201H43ZM46 202H48V201H46ZM77 202V201H76ZM94 202V201H93ZM93 202H92V204H93ZM103 202H105V201H103ZM122 201H121V205H122V203H123ZM110 203V202H109ZM115 203H117L116 201H114V205L116 206V204ZM235 203V204H234ZM1 205L3 204V203H0ZM111 205V204H110ZM112 205H113V201H112ZM2 206H4V205H2ZM33 206V207H34ZM108 206V205H107ZM118 206V205H117ZM11 207V206H10ZM14 208H15V206H13ZM12 207V209H14ZM32 207V208H33ZM95 207H97V206H95ZM99 207V206H98ZM103 207V206H102ZM114 207V206H113ZM119 208H121V207H124V206H118ZM20 208V209H21ZM73 208L75 209V212H74V210H73ZM19 209V208H18ZM22 209H21V211H22ZM38 209V210H39ZM97 209V208H96ZM101 210H102V208H100ZM99 209V210H100ZM105 209V207H103V210ZM116 209V208H115ZM122 209V208H121ZM11 210V209H10ZM33 210V209H32ZM41 210V211H42ZM50 210V211H49ZM70 210V211H69ZM86 210H89V208L88 209H86ZM86 210H84V211H86ZM117 210V209H116ZM124 210V209H123ZM122 210V212H124ZM7 211V210H6ZM6 211H4V212H6ZM15 211H17V209L16 210H14V212ZM21 211H17V212H19V213H21ZM12 212H13V210H12ZM17 212H15L17 215H18V213ZM32 212H34V211H32ZM31 212V213H32ZM56 212V211H55ZM148 212V213H149ZM11 213V212H10ZM15 213H14V215H15ZM52 213V212H51ZM67 213V214H66ZM97 213H98V215H97ZM107 213V214H106ZM115 213V212H114ZM114 213L110 216V217H112L113 219H116L115 218V215L117 214V213H119V212H117L115 215H114ZM157 213V214H156ZM167 213V214H166ZM6 215H7V213H5ZM22 214H23V211H22ZM22 214H20L21 216H22ZM54 214V210H53V213H52V215ZM88 214H89V216H88ZM103 214V215H102ZM124 214V213H123ZM123 214L121 215L120 214V216H123ZM147 214V213H146ZM169 214V215H168ZM6 215H4V216H6ZM14 215H11V216H14ZM17 215H15V218L14 219H17L16 218V216ZM19 215V216H20ZM56 215V214H55ZM69 215V216H68ZM74 215H76V214H74ZM83 215H86V216H88V217H86V218H80V217H83ZM114 215V216H113ZM151 215V216H152ZM167 215V216H166ZM0 216H2V214H0ZM0 217V226L2 227H4V228H7V227H5V226H8V230H10V228L9 227H11V230L12 229H14L13 231H15V232H17L18 230H20L19 228H23V227H17V226H21L23 223H21L22 222V218H20L19 216H18V218L20 219V220H17V222L18 221H21L20 223H21V225L19 224V225H15V223H17V222H15V221H13V222H15V223H13V222H10L11 221V219L13 218H9L10 219V221H9V219H6V217ZM10 215H8L7 217H9ZM24 216H26V214L24 215ZM119 216V215H118ZM131 216H130V218H131ZM145 216V215H144ZM150 215H148V218L150 219V218H152L151 216L149 217ZM27 217V218H28ZM58 216H56V218H57ZM63 217V218H64ZM70 217H71V219H70ZM85 217V216H84ZM116 217H117V215H116ZM128 217V218H127ZM157 217H159V216H157ZM26 218V217H25ZM119 218V217H118ZM126 218L128 219L127 221H126ZM136 218V220H137V217H135ZM154 218H152L151 219V221H156V220H153ZM164 218V219H163ZM42 221H41V220ZM46 220V222H44L43 223V221H45ZM108 219H110V220H108ZM120 219V218H119ZM119 219H118V221H119ZM133 219H134V217H132V219H130V220H132L133 221ZM260 219V218H259ZM24 219H23V221H25ZM145 220V221H146ZM161 220V221H160ZM56 221V223H58L57 222V220H55ZM112 221V220H111ZM114 221V220H113ZM122 221V220H121ZM131 221V222H132ZM258 221V220H257ZM40 222H42L43 223V227H45V229L44 230H41V229H39V227L41 226V224H40ZM59 222V223H60ZM115 222V221H114ZM112 223V222H110V223H112V225L113 224H117V221H116V223ZM177 222V225L175 224ZM25 223V222H24ZM30 223V224H31ZM38 223H39V225L40 226H38ZM46 223V224H45ZM119 223H121V222H119ZM135 223V222H134ZM140 223V224H139ZM260 223V222H259ZM26 224V223H25ZM44 224H45V226H44ZM132 224V225H131ZM154 224H155V226H154ZM48 225V224H47ZM57 225V224H56ZM59 225V224H58ZM175 225V226H174ZM50 226V225H49ZM109 226H111V225H109ZM118 226V227H117ZM122 226H124V227H122ZM153 226V227H152ZM159 226V227H160ZM180 226H182V225H180ZM185 226V225H184ZM187 226V225H186ZM60 227H61V225H60ZM104 227L105 228H108L106 231H103L104 230ZM141 227V226H140ZM170 227V228H171ZM190 227V226H189ZM42 228V227H41ZM161 228V227H160ZM159 228V229H160ZM182 228H184V227H182ZM188 228V227H187ZM191 228V227H190ZM1 229H3V228H1ZM138 229V228H137ZM162 229V228H161ZM169 229V228H168ZM172 229V228H171ZM180 229V228H179ZM185 229V228H184ZM193 228H191V230H192ZM22 230V229H21ZM21 230H20V233H21ZM29 230V229H28ZM27 230V231H28ZM166 230V229H165ZM177 230V229H176ZM3 231H5V230H3ZM100 231V232H99ZM117 231H120V233L122 232V233H125L127 236H128V238H127V236L126 235H122V237L124 238V236L126 237V239L124 238V241H123V239L122 240H118V239H116L115 238V236L116 237H119V235H117ZM124 231H126V232H124ZM129 231H131V230H129ZM157 231H159L158 229H157ZM174 231V230H173ZM183 231V230H182ZM185 231V230H184ZM193 231V230H192ZM1 232H2V230H1ZM0 232V233H1ZM23 231H22V233H24ZM46 232V233H45ZM94 232H93V234H94ZM114 232L116 233V235L114 236L113 234H114ZM162 232V231H161ZM179 232V231H178ZM187 231H185V233H186ZM222 232V235L220 234H217V233H221ZM236 232V234H238L237 235V237H235V238H233L234 236H236V234L234 235V236H232L234 233ZM10 233H11V231H10ZM33 233V234H32ZM87 233V234H88ZM132 233H129V234H132ZM137 234H139L138 233V230H137V232H136ZM189 233V232H188ZM233 233V234H232ZM4 234L7 236L9 233H8V231L7 232H4ZM84 234V235H83ZM87 234H86V236H87ZM90 234H88V235H90ZM97 233L95 232V235H96ZM101 234H102V236H101ZM119 234V233H118ZM160 234V233H159ZM165 234V233H164ZM187 234V233H186ZM215 235V238L213 237V240H212V243L209 245V247L207 248V246H206V254L204 255V257H202L203 256V254L201 255V250L204 248V246L202 247V245H201V243L203 242H201V240H203V238H204V236H207V235ZM2 235H3V233H2ZM2 235H0V237L2 236ZM5 235H4V237H5ZM13 235H15V233L13 234ZM17 235H18V232H17ZM16 235V236H17ZM25 235H22V234H20V237H18L19 238V244L20 243H23V241H24V239H26V237H24ZM81 235H83V236H81ZM90 235V236H91ZM140 235V234H139ZM11 235H9V238H7V237H5V238H3L4 240L6 239L7 241H8V243L10 244V242H9V240H11V241H13L14 240V238H12V236L10 237ZM15 236V240H18V239H16L17 237ZM22 236H23V238H22ZM35 236V237H36ZM38 236L42 239V241H40V243L41 244H43V243H46L47 245H48V247H47V245H46V249L45 250H43V249H41V247L43 248V247H45V246H43V245H45V244H43V245H41V247L40 246H38L39 245V243H36V242H39V240H38ZM121 236V235H120ZM178 236V235H177ZM14 237V236H13ZM34 237V238H35ZM85 237V236H84ZM130 237V238H129ZM144 237V238H143ZM182 237V238H181ZM2 238V237H1ZM22 238V239H21ZM78 238V237H77ZM87 238H88V236H87ZM86 238V239H87ZM95 238V237H94ZM120 238V237H119ZM170 238V237H169ZM181 238V239H180ZM82 239V238H81ZM103 239V238H102ZM116 239V240H115ZM172 239V238H171ZM176 239V238H175ZM209 239V238H208ZM3 241V242H6L7 243V241ZM23 240V241H22ZM27 240V239H26ZM70 240V239H69ZM80 240V239H79ZM205 240V239H204ZM22 241V242H21ZM34 241H36V242H34ZM68 241V240H67ZM71 241V240H70ZM70 241H69V244H71L73 241H71V243H70ZM86 241V240H85ZM93 241V240H92ZM14 242H16L17 243V241H13V243ZM25 242V241H24ZM27 242V241H26ZM26 242H25V245L27 246V247H30V245L28 246L27 244H26ZM30 242H28V243H30ZM66 242V241H65ZM0 243H1V241H0ZM6 243H4V244H0V246L1 245H5ZM7 243V244H8ZM63 244H64V242H62ZM68 243V242H67ZM75 243H73L74 245H75ZM93 243V242H92ZM8 244V245H9ZM11 244H12V242H11ZM63 244H62V246H63ZM94 244V243H93ZM202 244H204V243H202ZM13 245V244H12ZM11 245V246H12ZM24 245V244H23ZM24 245V246H25ZM77 245V244H76ZM80 245V244H79ZM90 245V244H89ZM92 245V244H91ZM2 246V247H3ZM10 246V245H9ZM10 246V247H11ZM15 246V245H14ZM20 246H22V245H20ZM23 246V247H24ZM40 247L39 249L40 250H38V247ZM69 246V245H68ZM82 246V245H81ZM88 246V245H87ZM117 248H115V247ZM2 247H1V249H2ZM31 247V248H32ZM122 247V248H121ZM36 248V249H35ZM67 248V247H66ZM113 248H115V252H116V250H117V253H115V255H114V251H113ZM152 248V249H151ZM154 248V249H153ZM156 248H158L157 250H155ZM20 249V248H19ZM25 249H29V248H26L25 247ZM75 249V250H74ZM109 249V250H108ZM110 249H112V251H111V253H110ZM146 249H147V251L148 250H150V251H148V252H146ZM24 250V249H23ZM42 250V252H40ZM58 250V251H59ZM205 250V249H204ZM203 250V251H204ZM5 251V250H4ZM13 251V250H12ZM11 251V252H12ZM17 251V250H16ZM20 251V250H19ZM26 251V250H25ZM65 251V252H64ZM82 253H81V252ZM201 251V252H200ZM6 252H8L9 253V251H6ZM21 252V251H20ZM56 252V251H55ZM69 252V253H68ZM79 252V253H78ZM84 252V253H83ZM90 252H92L93 254H90ZM14 253V252H13ZM18 253V252H17ZM56 253H58V252H56ZM121 253V252H120ZM145 253H144V256H145ZM23 254V253H22ZM21 254V255H22ZM26 254V253H25ZM113 254V255H112ZM116 254L118 255V256H116ZM130 254V255H131ZM8 255V254H7ZM14 255V254H13ZM12 255V256H13ZM21 255H19V256H21ZM28 254H26L25 256H27ZM129 256L130 258L131 257H133V256ZM141 255V256H140ZM157 255H159V252L157 253ZM177 255H179L178 257H177ZM201 255V257H199ZM9 256H11V255H9ZM11 256V257H12ZM24 256V255H23ZM122 256H123V254H122ZM123 256V257H124ZM128 256V255H127ZM138 256H140V257H138ZM144 256H142L141 258H144ZM160 256V255H159ZM159 256H158V258H157V256H155L156 257V259H158V260H160V258H159ZM4 257V256H3ZM10 257V258H11ZM58 257V256H57ZM92 257V258H91ZM122 257V258H123ZM126 257V256H125ZM145 257H148V256H145ZM6 258V257H5ZM8 258V257H7ZM10 258H8L9 260H10ZM14 258V257H13ZM13 258H11V260H10V262H17V261H19L20 259H18L17 261H15V260H13ZM16 258V257H15ZM30 258V257H29ZM115 258V259H116ZM120 258V257H119ZM129 258V259H130ZM141 258H140V260H141ZM151 257L149 256V259H150ZM152 258L154 259V257L152 256ZM151 258V259H152ZM180 258V257H179ZM180 258V259H181ZM2 259H4V258H2L1 257V260H0V264H2L3 262H4V260H3V262H1L2 261ZM7 259V260H8ZM26 259V258H25ZM24 259V260H25ZM33 260H34V258H32ZM32 259H31V261H32ZM109 259V258H108ZM114 259V258H113ZM124 259H126V258H124ZM128 259V260H129ZM133 259V258H132ZM131 259V260H132ZM134 260L135 262L137 261V262H139L140 260ZM146 259L148 260V258H144V260H143V262L145 263V262H147L146 261ZM152 259V261L151 260H149V262H147L148 264L151 262V264H152V262L155 260H153ZM175 259V258H174ZM179 259V260H180ZM182 259H181V264H182ZM7 260H5V262H4V264L6 263L7 264ZM13 260V261H12ZM22 260V259H21ZM20 260V261H21ZM24 260H22L23 261V264L25 263L24 262ZM30 260V259H29ZM47 260V261H46ZM49 260V261H50ZM87 260H88V258L86 259V262H87ZM98 260H100V261H98ZM103 260V261H104ZM117 260V259H116ZM19 261V262H20ZM21 261V262H22ZM25 261H27V260H25ZM45 261L47 262V263H45ZM96 261V262H95ZM102 261V262H103ZM114 261V260H113ZM112 261V262H113ZM119 261H123L122 259L120 260L119 259ZM130 261V260H129ZM133 261V260H132ZM131 261V262H132ZM9 261H8V263H10ZM17 263V264H22V263ZM28 262H30V261H28ZM108 262V261H107ZM111 261H110V259H109V263H110ZM115 262V261H114ZM113 262V263H114ZM117 262V261H116ZM120 262V263H121ZM126 262V261H125ZM131 262H129V264L131 263ZM143 262H142V264H143ZM169 262V261H168ZM167 262V263H168ZM197 262V263H198ZM90 263V264H91ZM133 263V262H132ZM139 263H141V261L139 262ZM146 263V264H147ZM154 263V262H153ZM164 264H166V262H163ZM12 264V263H11ZM16 264V263H15ZM30 264V263H29ZM32 264V263H31ZM34 264H35V262H34ZM52 264V263H51ZM86 264H89L88 262L86 263ZM114 264H116V263H114ZM118 264H119V262H118ZM160 264H162V263H160ZM194 264V263H193Z\"/></svg>", "mask_w": 264, "mask_h": 264}]
</instances>
